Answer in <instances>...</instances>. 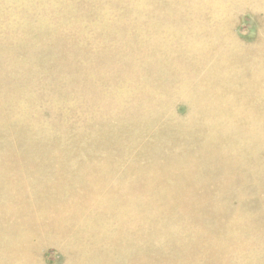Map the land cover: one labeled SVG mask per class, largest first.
I'll use <instances>...</instances> for the list:
<instances>
[{
    "label": "rangeland",
    "instance_id": "1",
    "mask_svg": "<svg viewBox=\"0 0 264 264\" xmlns=\"http://www.w3.org/2000/svg\"><path fill=\"white\" fill-rule=\"evenodd\" d=\"M56 1V2H55ZM197 1H199V0H0V25H1V27H2V29H4L5 30V34L4 35H2L1 37H0V42H3L2 44H1V51L2 52H0V61H2L3 60V62L1 63L0 62V71L2 70V72H0V117H1V115H2V117L3 118H0V127H1V133H5V134H1L0 133V136L1 137H3V140H1L0 139V162L3 164L4 163V165H1V163H0V167H2L3 168V171L2 170H0L1 171V175H0V178H2V177H4V179H5V181H4V179H2V181H1V179H0V187L1 188H3L4 187V190L2 189L1 190V188H0V231H2V232H4V231H10L11 229L10 228H12V229H14V228H16V225H18L19 224V222L21 221V224L22 225H25V224H27L28 222L26 221V215L27 214H33L34 216H35V220L36 221H39V222H41V223H43V224H45V223H47V222H49V221H51V220H48L46 217H47V214H49V215H52V216H55L56 215V211H55V209L54 208H52L51 206H52V204H54V203H58V205L61 207V208H66V204H69L70 203V200L71 199H73V196H71V195H85V194H87L88 193V190L89 189H91V188H96L97 190H98V192L96 193V197H97V194H98V196L99 195H101V196H99L100 198H102L103 197V199H104V197L106 198V197H108V196H110V198L111 197H113L114 196V194L117 192L116 190H118V191H120L121 190V192L124 190V193H123V196H124V199L123 198H121V197H123L122 195H121V192H117L118 194H117V196H121L120 198H118L116 195L114 196L115 198H116V200H117V202H115L114 201V211H115V209H116V214L117 215H119V216H116V214H114V216L115 217H118V218H115L114 217V221H115V223H120L119 221V218L121 219V217L123 216V215H129L128 217H130L131 218V220L133 219V221H132V223L134 222V221H136V220H138L140 223V225L138 226L137 225V227L135 226V227H133V229L131 228V230H126V227H122V226H120V224H116V226H114L115 225V223H113V221H111V222H109V220L110 219H108V221H106V222H100L101 223V225H100V223H97V227L99 228H95L92 232H93V234L94 233H97V234H94V235H98L99 237L101 236V237H105V235L107 236V233H108V235L110 236L112 233H111V231L112 232H115V234H114V248L115 249H118V248H120L121 246H126V245H133L132 247H130V248H132L130 251H129V247H128V250L127 251H129L128 253H130L129 255H128V253H126L127 251L126 250H124V249H127V248H120L121 249V251L122 252H120V254H118V253H115V255L117 256L116 258H115V256H113L115 259H116V262H115V259L112 257V258H110L108 255V257H101V256H103L104 254L106 255V249H107V251H108V249L111 247V245H110V247L108 248V247H103L104 249L102 250L103 252H100V253H98L99 255H97V256H95V257H92V259H94V258H96V257H98V259H95L96 261H94V260H91V258H87L88 260H89V263H87V264H92V263H90V262H92L93 261V264H100V263H98L99 261H101V264L103 263V262H105V263H103V264H124V262H125V264H130L129 262H131V264H141V262H140V260H139V258L140 257H142V258H145L143 261H147V262H149V260L152 262V264L154 263V264H159L157 261H160L161 263H166V264H181L182 262H184V263H182V264H193V262L195 263V264H198V263H196L197 262V259H198V262H200L201 260H202V264H204L203 263V259H204V262H205V264H206V257L203 255V254H196V255H191V252L188 250V249H186V253L184 252L185 251V248H183L182 247V249H181V245L184 243V242H182V241H184V240H186V241H189V242H191L192 240H193V238L195 237V234L196 233H198L199 231H202L203 230V232L204 231H208L209 230V232H211L212 234L214 233L213 232V230L215 231V233H214V235H213V237H214V239H216V238H218L217 240H220V241H223L224 239H227V242H228V244H229V242L231 241L232 243H235L237 246L240 244V246L243 248L245 245L244 244H248V242L249 243H252V242H254V240L255 239H253V237H254V235H258L259 233H260V235H261V237L259 236H257L258 238H259V240H258V238H256V237H254V238H256V240H258V241H256V243H253V245L252 244H246V246H245V248H243L244 250H238V252L236 253V252H234V251H236L237 249V247L236 246H234V245H232V246H230V247H227L226 249H224L223 251H224V253H223V255H224V258H227L228 260L233 256V255H231L230 256V258H229V255H230V250H231V248H232V251H231V254H232V252L235 254V256H233V258H234V260H235V258H237L236 259V262H235V264H253V262L252 261H254V263L255 264H260V263H262V261H264V260H262V259H264V254H263V252H264V246L262 245V244H264V241L262 242V239H260V238H262V234H263V232H264V230H263V222H264V219H262V218H264V212H262V213H260L261 212V209L263 210V208L264 207H262L263 205H264V202L263 203H261L262 201H264V192L263 191H261V190H264V186H262V183H263V185H264V180H263V176H264V165H263V161H264V152L261 154L259 151H262V149H263V151H264V127H263V130L262 129H259V125H263L264 126V110H262L263 108H264V0H201V1H199L198 3H196ZM205 1L207 2L206 4H207V6H205L206 4H205ZM215 1V2H214ZM234 1V2H233ZM236 1H237V3H236ZM14 2V3H13ZM46 2V3H45ZM193 2H195V5L193 4ZM200 2H203V3H200ZM211 2H213V4H211ZM13 3V4H12ZM35 3V4H34ZM38 3V4H37ZM48 3V4H47ZM209 3L211 4V5H213L214 7H212V6H210L209 5ZM236 3V4H235ZM199 4V6H197ZM216 6H215V5ZM25 5H27V6H25ZM202 5V6H201ZM232 5V6H231ZM10 6V7H9ZM83 6V7H82ZM36 7V8H35ZM64 7H65V9H64ZM86 7H88V8H86ZM197 7V8H196ZM200 7V8H199ZM202 7H203V9H202ZM212 7V8H211ZM11 8V9H10ZM22 8V9H21ZM32 8H34V10L32 9ZM42 8V9H41ZM46 8V9H45ZM61 8V9H60ZM211 8V9H210ZM31 9V10H30ZM45 9V10H44ZM81 9H83V10H81ZM214 11H213V10ZM215 9H217V10H215ZM86 11L87 10V12H88V14H89V17L88 18H86V19H82L81 18V20L80 19H78V18H76L75 17V15L80 11ZM89 11H91V12H89ZM26 12V13H25ZM45 12V13H44ZM29 13V14H28ZM30 15H31V19H29V17H30ZM2 16V17H1ZM26 16H27V19H26ZM36 16V17H35ZM70 17V18H69ZM95 17V18H94ZM3 18V19H2ZM7 18V19H6ZM37 18V19H36ZM40 18H42L41 20H40ZM53 18H54V20H53ZM158 18V19H157ZM90 19H91V21H90ZM66 21V22H64V21ZM101 20V21H100ZM193 20V21H192ZM87 21H89V22H87ZM137 21V22H136ZM167 21H168V23H167ZM26 22V23H25ZM55 22V23H54ZM195 22V23H194ZM24 23V24H23ZM54 23V24H53ZM126 23V24H125ZM128 23H130V24H128ZM133 23H135L134 25H133ZM31 24V25H30ZM52 26H51V25ZM125 24V25H124ZM196 24V25H195ZM76 25V26H75ZM124 25V26H123ZM73 26V27H72ZM85 26V27H84ZM90 26V27H89ZM128 27L129 29H124V30H120V27L122 28V27ZM136 26H138V28L139 29H137L136 28ZM19 27V28H18ZM48 27V28H47ZM59 29H58V28ZM71 27V28H70ZM80 27V28H79ZM83 27V28H82ZM184 27V28H183ZM26 30H25V29ZM67 28V29H66ZM72 28H74V29H76V30H72ZM135 28V29H134ZM66 29V30H65ZM69 29V30H68ZM77 29H78V31H77ZM89 29L91 30V31H89ZM153 29V30H152ZM185 29V30H184ZM58 30V31H57ZM68 30V31H67ZM134 30V31H133ZM139 30H140V32H139ZM22 31V32H21ZM55 31H57V32H55ZM73 31V32H72ZM98 31V32H97ZM154 31V32H153ZM21 32V33H20ZM24 32V33H23ZM46 32V33H45ZM7 33V34H6ZM61 33V34H60ZM90 33H92V34H90ZM130 33H132L133 34V36H135V39L137 40H135L134 38H133V36L131 37V35L132 34H130ZM140 33H141V35H140ZM163 34V36H165L164 38L165 39H163V44L164 45H169V47H166L165 49H163V50H161V53H163V54H165V55H163L162 57H160V59L161 60H163L164 61V63L162 64V67L164 68L163 70L165 71L164 72V74L166 75V77H164V83H165V81L167 80L168 82H176L177 81V79H178V81H181L180 79H184L185 77L187 78V77H189L188 75H190V77H189V79H186L184 82L182 81L181 82V84H175V83H173L174 84V86L170 83L169 85L167 84L168 82L166 81V84H164V86L163 85H153V86H151L150 84H149V80H150V78L152 77V71H154V70H152V68H151V71H150V73H149V70H150V67H152L154 64H150V62L152 61V62H155V60H153V58H150V54L152 53H150L149 54V52L147 51V54H146V51L144 50V49H142L141 50V48H144V47H146V46H144V44L145 43H152V41H156L155 40V36H156V34H157V36H159V34ZM15 34H16V36H15ZM24 34V35H23ZM49 34V35H48ZM82 34V35H81ZM98 34H100L99 35V39L97 40V38L98 37H96ZM102 34V35H101ZM130 36V38H128L129 36ZM147 34V35H146ZM20 35V36H19ZM30 35V36H29ZM46 35H47V37H46ZM55 35V36H54ZM84 35V36H83ZM137 35V36H136ZM27 36V37H26ZM95 36V37H94ZM14 37V38H13ZM17 37V38H16ZM114 37V38H113ZM125 37L127 38V39H125ZM149 37V38H148ZM168 37V38H167ZM8 38V39H7ZM11 38H13L12 40H10ZM39 38V39H38ZM83 38V39H82ZM92 38V39H91ZM94 38H96V40L94 39ZM100 38H101V40H100ZM103 38V39H102ZM110 38H112V39H110ZM134 40H133V39ZM16 39V40H15ZM58 39V40H57ZM65 39H66V41H72L71 43L70 42H68V44H67V42L65 41ZM84 39H88V42H89V44H90V48L92 49H102V45H103V49L105 48V50L106 49H108L107 47H110L107 51L108 52H111V53H113L114 52V48L115 47H117V45L119 44V43H121V45L123 44L124 45V43H126L125 45L127 46L126 48H125V45L123 46L124 48H122V51H123V49H124V52H122V53H120V55H119V59L121 60H119L120 62L118 63V64H120L121 65V67H120V73H122L123 75H125L124 74V72H128V76H129V78H128V80L127 81H129V82H133V81H136L137 83H138V86L136 87V86H131V88H128L129 89V91H127V90H125V88H123V87H121L120 88V86H116V84H114V85H110V86H107L106 88H105V86H104V84L103 83H101V89L100 90H102V91H98L97 92V94H93V95H95L97 98H99V99H96L95 100V96H93V95H91L92 94V92L93 91H91L90 93H89V95L87 94V92H84V93H78V92H76L77 91V87L78 86H80V85H82V83L81 84H75V85H77V87L73 84V82L75 83V81H76V78H78L79 79V76L81 77L82 75H78V71H77V69L76 68H74V67H72V68H70L71 67V64L72 65H76V66H81L80 68H82V67H84V66H88L89 64H90V60L88 59V57L87 56H83V58H82V56H80L83 60H87L86 61V63L88 64H86L83 60H81V58H79V55L77 56L76 55V53L75 52H73V54H71L72 53V46H74V48L76 47H81V46H83V45H81L82 43L84 44ZM121 39L122 40H125V42L124 43H122L123 41H121ZM130 39V40H129ZM145 39V40H144ZM200 39V40H199ZM6 40H8V42L6 41ZM14 40V41H13ZM38 40H40V41H38ZM75 42H74V41ZM80 40H81V42H80ZM92 40V41H91ZM107 40V41H106ZM110 40H112V43H110L109 41ZM117 40V41H116ZM120 40V41H119ZM126 40H128V41H126ZM132 40H133V42H132ZM139 40V41H138ZM150 40H151V42H150ZM168 42H167V41ZM12 41H13V43L14 42H16L15 44H13L12 43ZM43 41V42H42ZM98 41V42H97ZM101 41L103 42V43H105V45H106V47H105V45L102 43L101 44ZM129 41H130V43H129ZM135 41V42H134ZM143 41H144V43H143ZM145 41H148V42H145ZM204 41H205V43H204ZM8 43V46H7V43ZM52 42V43H51ZM55 42V43H54ZM63 42V43H62ZM93 42H94V44H93ZM132 42V43H131ZM167 42V43H166ZM4 43H6V45L4 44ZM13 45H12V44ZM71 45H70V44ZM73 43V44H72ZM75 43H77V44H75ZM107 43H109V44H107ZM114 43H117V44H114ZM134 43V44H133ZM135 43H138L139 44V46H138V44H136L135 45ZM203 44L204 43V45H206V48H203L202 49V51H203V54H205V55H207L208 57H210V59L212 60V61H203V59L202 60H200L199 61V63H198V60H197V58H196V56L198 55V53H200V52H198V51H196L195 50V46H197L198 44ZM4 44V45H3ZM33 44V45H32ZM98 44H100V45H98ZM112 44H114V45H112ZM128 44H130V45H128ZM37 45V46H36ZM39 45V46H38ZM66 45H68V46H66ZM77 45V46H76ZM81 45V46H80ZM95 45H98V48H97V46H95ZM108 45V46H107ZM116 45V46H115ZM135 45V46H134ZM142 45V46H141ZM12 46V47H11ZM101 46V47H100ZM115 46V47H114ZM131 47V48H128V47ZM133 46H134V50H135V52H134V50L132 51V49H133ZM144 46V47H143ZM171 46V47H170ZM42 48V50H41V48ZM112 47H114L113 49H111ZM136 47H138V48H136ZM27 48V49H26ZM76 48H75V50H76ZM177 48V49H176ZM23 49V50H22ZM29 49V50H28ZM59 49V50H58ZM70 49V50H69ZM168 49L170 50L171 49V51H168ZM176 49V50H175ZM183 49V50H182ZM25 50V51H24ZM27 50V51H26ZM52 50H56V52H55V55H54V52L52 51ZM68 50V52L65 54V51H67ZM137 50H139L138 52H137ZM144 50V51H143ZM164 50H166L165 51V53H164ZM35 51V52H34ZM61 51V52H60ZM163 51V52H162ZM21 52V53H20ZM23 52V53H22ZM38 52H40V53H38ZM59 52V53H58ZM136 52H137V57H136ZM145 52V53H144ZM167 52H168V54H167ZM171 52V53H170ZM198 52V53H197ZM231 52V53H230ZM17 55H16V54ZM56 53H58L57 55H56ZM130 53V54H129ZM131 53H135L134 55H131ZM209 53H211V54H209ZM219 53V54H218ZM224 53H225V55H227L228 54V56L230 55V57H226V56H224ZM4 54V55H3ZM19 54V55H18ZM21 54V55H20ZM68 54H69V56H68ZM124 54H127V55H129V56H134V58H132V59H130L129 61L131 62H127V60L129 59V56H126V55H124ZM142 54H144V56L142 55ZM232 54V55H231ZM2 55V56H1ZM24 55V56H23ZM51 55V56H50ZM59 55V56H58ZM64 55V56H63ZM73 55H74V57H73ZM142 55V56H141ZM147 55V56H146ZM12 56H15V57H13V58H11ZM22 56V57H21ZM27 56H28V59H27ZM32 58H31V57ZM34 56H35V58H34ZM69 58H68V57ZM71 56V57H70ZM127 58H126V57ZM141 58V59H144V61L143 60H141L139 57ZM166 56H168V57H166ZM149 59H148V58ZM166 59H165V58ZM10 58L12 59V60H10ZM34 58V59H33ZM38 58V59H37ZM63 58H64V60L65 59H67V61L66 62H68L69 61V59L72 61V63H71V61H69L67 64H66V62L65 63H61V61H63ZM76 58L78 59L79 58V60L78 61H76ZM85 58H87V59H85ZM123 58H125V60L123 59ZM223 58H225V59H223ZM61 61H60V60ZM74 59V60H73ZM138 60V61H136V60ZM146 59H148V60H146ZM155 59V58H154ZM223 59V60H222ZM227 59H230L229 60V62H231V66H232V69H233V71H232V69H231V67H229V66H227L228 64H230L229 62L228 63H225L226 61H228ZM6 60V61H5ZM10 60V61H9ZM20 60H21V63H20ZM27 60V61H26ZM113 60H114V55H113ZM135 60V61H134ZM14 61V62H13ZM18 61V62H17ZM37 61V62H36ZM75 61H76V64H75ZM122 61H124V62H126L125 64L122 62ZM132 61L134 62V63H132ZM215 61V62H214ZM216 61H220L219 63L218 62H216ZM234 61V63L232 64V62ZM236 61V62H235ZM4 62H6L8 65H9V70H8V65H6V63L4 64ZM16 62V63H15ZM34 62V63H33ZM35 62H36V64H35ZM79 64H78V63ZM136 62V63H135ZM139 62H140V64H139ZM143 62V63H142ZM147 62H149V63H147ZM212 62H214V63H212ZM238 62H239V64H238ZM241 62V63H240ZM250 62H251V64H250ZM74 63V64H73ZM128 63V64H127ZM130 63V64H129ZM141 63H142V65H141ZM145 63V64H144ZM194 63V64H193ZM210 63H211V65H210ZM218 63V64H217ZM221 63V64H220ZM226 65H225V64ZM245 64L244 66L245 67H243V69H242V67H241V64ZM1 64L3 65V66H1ZM13 64H15V66L13 65ZM22 65V66H20V65ZM28 64L30 65V66H28ZM33 65V67H31L32 65ZM40 64H42L41 66H40ZM65 64H66V66H67V69L65 68L66 66H65ZM85 64V65H84ZM133 66H132V65ZM144 64V65H143ZM149 64V65H148ZM165 64V65H164ZM217 64V65H216ZM224 64V65H223ZM238 64V67L236 66V68H234L235 66L234 65H237ZM14 67H12V66ZM19 65V66H18ZM25 65H27V66H25ZM64 65V66H63ZM125 65V67H124V69H123V66ZM130 65V67L132 66L133 67V69H131L130 67H128ZM171 65H172V67H171ZM208 65H210V66H208ZM219 65V66H218ZM220 65H222V66H220ZM249 67H248V66ZM250 65H251V68H250ZM70 66V67H69ZM136 66H138V67H136ZM140 66V67H139ZM143 66H145L144 68H142V71L140 70L141 69V67H143ZM213 66H215V67H213ZM218 66V68H216ZM225 66H227L226 68H225ZM243 66V65H242ZM6 67V68H5ZM16 67V68H15ZM18 67V68H17ZM26 67V68H25ZM130 68V69H127L126 70V68ZM135 67V68H134ZM165 67H166V69H165ZM207 67H208V69L210 70H207ZM229 67V68H228ZM239 67H240V69H239ZM247 67V68H246ZM4 68V69H3ZM21 68V69H20ZM29 68V69H28ZM137 68H138V70H137ZM170 68V69H169ZM211 68V69H210ZM216 68V69H215ZM220 68V69H219ZM225 70H224V69ZM5 69L8 71V73H4V72H6L5 71ZM16 70L17 69V71H14L15 72V74H14V72H13V70ZM18 69H20V71H23V74L18 70ZM30 69H32V70H30ZM67 70V72H65L66 70ZM69 69V70H68ZM71 69H74V72H73V70H71ZM175 69V70H174ZM177 69H178V71H177ZM183 69V70H182ZM214 69V70H213ZM221 69H222V71H221ZM234 69H236V70H234ZM239 69V70H238ZM4 70V71H3ZM12 70V71H11ZM77 72H76V71ZM113 70V69H112ZM111 69H109V71H112ZM129 70H131L130 72H132V74H130V72H129ZM144 70V71H143ZM213 70V71H212ZM219 70V71H218ZM244 70H247V71H249L250 70V72H248V74L247 73H245L246 71H244ZM254 70H256V71H254ZM258 70V71H257ZM11 72V77H10V72ZM68 71L70 72V74L71 75H69V77L71 76L72 77V79L71 78H69L68 77ZM107 71V70H106ZM109 71H107L108 72V74H110V72ZM136 71V72H135ZM138 71V72H137ZM148 72V73H146L147 75H145V73L144 72ZM168 71V72H167ZM206 71H208V72H206ZM224 71V72H223ZM240 72V74H236V73H238V72ZM251 71H254L255 72V74L256 73H259V75L260 74H262L261 76H260V78H258V82L260 83V84H262L261 86H260V84L259 83H257L253 88H248V81H250V78L252 77L251 75H252V72ZM76 72V73H75ZM135 72V73H134ZM166 72H167V74H166ZM210 72V73H209ZM232 72V73H231ZM3 75H2V74ZM16 73H17V75H16ZM86 74H87V76L84 74L83 76H86V77H83V78H87V79H84V81L82 80L83 78H81V80L79 81V82H88V81H97L98 79L96 78V76L95 75H93L92 74V72L90 71V73H89V71H87V72H85ZM112 74H114V72L112 71L111 72ZM143 73V74H142ZM205 73V74H204ZM216 73H219V74H221L220 76H218V78H217V75H216ZM241 73H243L242 75H241ZM12 74H14V75H12ZM21 74V77L19 76V75ZM135 74H136V77H134L135 76ZM150 74V75H149ZM171 74V75H170ZM203 74V75H202ZM211 74V75H210ZM222 74H224V77H223V75ZM66 75V77H68L66 80H65V78L63 79V77ZM76 76V75H78V76H76V78L74 77V76ZM142 75H144V76H142ZM172 75H176L175 77H174V79H172L171 78V76ZM200 75H202V77L200 76ZM204 75H206V77L204 76ZM210 75V76H209ZM215 77H214V76ZM226 75V76H225ZM227 75H229V79H228V76ZM2 76V77H1ZM3 76H5V78H6V76H9V78H11V79H9L8 77L5 79ZM16 76H18V77H16ZM24 76H25V78H24ZM130 76H131V79H130ZM139 76V77H138ZM141 76V77H140ZM169 76V77H168ZM193 76H194V81L193 80H191V79H193ZM213 76V77H212ZM234 76V77H233ZM23 77V78H22ZM40 77V78H39ZM94 77L96 78V79H94ZM97 77L99 78V76L97 75ZM134 77V78H133ZM149 77V78H148ZM182 77V78H181ZM232 77V78H231ZM3 78L5 79V80H3ZM19 78V79H18ZM25 81V82H27V84H23V83H25L22 79ZM63 80H62V79ZM133 78V79H132ZM170 78V79H169ZM198 79V81H196L197 79ZM201 78V79H200ZM203 78V79H202ZM206 78V79H205ZM71 81H70V80ZM90 79V80H89ZM138 79H140V80H138ZM149 79V80H148ZM209 79H210V82H209ZM213 81H212V80ZM226 79V80H225ZM231 79V80H230ZM18 81V83H15V82H17ZM70 82H69V81ZM72 80H75V81H72ZM173 80V81H172ZM191 80V81H190ZM204 80V81H203ZM208 80V81H207ZM230 80V81H229ZM263 80V81H262ZM3 83H2V82ZM21 81L23 82V83H21ZM63 81V82H62ZM68 81V82H67ZM177 81V82H178ZM246 81V82H245ZM9 82V83H8ZM20 82V83H19ZM78 82V81H77ZM141 82V83H140ZM186 82H187V84L189 85H186ZM198 82V83H197ZM201 82V83H200ZM223 82H225L224 84H223ZM227 82V83H226ZM231 82V83H230ZM240 82V83H239ZM242 82V83H241ZM244 82V83H243ZM262 82V83H261ZM13 83H15L16 84V86L17 87H19V85H21L20 86V88H17ZM70 83H72L71 85H69ZM130 84V83H129ZM203 84V85H202ZM222 84H223V86H222ZM230 84H232V86L230 85ZM241 84V85H240ZM259 84V85H258ZM10 85V86H9ZM23 85H25V87L23 86ZM145 85V86H144ZM171 85V86H170ZM175 85L178 87L179 85L181 86V88L179 89V90H177V87H175ZM225 85V86H224ZM26 86H28L29 87V89L27 90L26 88H28V87H26ZM112 86V87H111ZM160 86H162V87H160ZM165 86H166V88L168 89V87L167 86H169V92H168V94L166 93V91H164V89H166L165 88ZM197 86V87H196ZM238 86V87H237ZM257 86V87H256ZM258 86H260V87H258ZM13 89H12V88ZM17 89H15V88ZM21 87H24L26 90L24 91V88H21ZM72 87H74V89L72 88ZM150 87H151V89H150ZM171 87V88H170ZM173 87V88H172ZM189 87V88H188ZM194 87V88H193ZM258 89V91L257 90H253V89H256V88ZM139 88H141V89H139ZM156 88V89H155ZM176 88V89H175ZM185 88V89H184ZM200 88V89H199ZM260 88V89H259ZM2 89V90H1ZM12 89V90H11ZM16 90V92H21V94L19 93V97H18V94L17 93H12V91L13 92H15V90ZM33 91H31V90ZM105 89V90H104ZM107 89V90H106ZM146 89V90H145ZM156 91H155V90ZM157 89L159 90V91H157ZM188 89V90H187ZM248 89V90H247ZM18 90H21V91H18ZM109 90V91H108ZM186 90V91H185ZM191 90V91H190ZM208 90V91H207ZM237 90V91H236ZM260 90V91H259ZM9 91V92H8ZM11 91V92H10ZM22 91H23V94H22ZM26 91H28V93L30 94L31 92V94H30V96L28 95V93H26ZM75 93H74V92ZM108 91V92H107ZM115 91V92H114ZM148 91V93H146ZM214 91V92H213ZM159 92H160V94H159ZM249 92H251L250 94H249ZM25 93H26V95H25ZM67 93V94H66ZM86 93V94H85ZM94 93V92H93ZM100 93H101V96H100ZM108 93V94H107ZM112 93V94H111ZM139 93V94H138ZM144 93H146L147 95H145V97H144ZM164 93V94H163ZM11 94H14V95H11ZM79 94V95H78ZM85 94V95H84ZM103 94V95H102ZM121 94H123L124 96L125 95H129V98H119V96L121 95ZM141 94H143V95H141ZM148 94H150V97L152 98H149L148 99V97H149V95ZM167 94V95H166ZM184 94H186V95H184ZM21 95H23V97L21 96ZM46 95V96H45ZM84 95V96H83ZM86 95H88V96H90V97H87ZM105 95V96H104ZM141 95V96H140ZM235 95V96H234ZM250 95V96H249ZM254 95V96H253ZM257 95V96H256ZM11 96V97H10ZM21 96V97H20ZM79 96V97H78ZM82 96V97H81ZM91 96L93 97V98H91ZM99 96V97H98ZM106 96L108 97L107 99H106ZM130 96L132 97V96H138V98L136 99V97H135V101L136 102H134V100L133 99H131L130 98ZM155 96V97H154ZM241 96V97H240ZM243 96V97H242ZM261 96V97H260ZM58 99H57V98ZM77 97V98H76ZM87 97V98H86ZM144 97V98H143ZM13 98V99H12ZM23 98V99H22ZM30 100H29V99ZM54 98V99H53ZM63 98V99H62ZM92 100H91V99ZM111 98V99H110ZM143 100H142V99ZM155 98V99H154ZM239 98V99H238ZM250 98V99H249ZM253 98H255V99H253ZM21 99H22V102H21ZM27 99H28V102H27ZM52 99V101H49V100H51ZM56 99V100H55ZM65 99V100H64ZM78 99H80V100H78ZM131 99V100H130ZM81 100H84V101H81ZM107 100H109V101H111L112 103L110 104V105H108V106H103L104 104L103 103H101L102 101H104V102H106ZM113 100V101H112ZM133 100V102H131ZM157 100V101H156ZM243 100V101H242ZM258 100V101H257ZM10 101V102H9ZM19 101V102H18ZM26 101V102H25ZM48 101V102H47ZM57 101V102H56ZM66 101V102H65ZM91 101H94V103L95 104H91L92 102ZM125 101V102H124ZM138 101H140V102H138ZM203 101V102H202ZM255 101L257 102V103H255ZM4 102H6L5 104H4ZM8 102L10 103V104H8ZM22 104H21V103ZM42 102H43V104H42ZM47 102V103H46ZM49 102H51L52 104H49ZM61 102V103H60ZM65 103V104H63V103ZM69 102V103H68ZM83 102V103H82ZM100 102V104H98ZM123 102V103H122ZM127 102V103H126ZM3 103V104H2ZM27 103V104H26ZM59 103V104H58ZM86 105H85V104ZM122 103V104H121ZM132 103V104H131ZM133 103H135V104H133ZM143 103H145V104H143ZM149 103H151V104H149ZM154 103H155V105H154ZM205 103V104H204ZM238 105H237V104ZM253 103H254V105H253ZM25 104V105H24ZM41 104V105H40ZM45 104V105H44ZM60 104H63V105H60ZM70 104H72V105H70ZM87 104H88V106H90L91 108H93V111L91 110V108L90 107H87ZM103 104V105H102ZM249 104V105H248ZM3 105H7V106H3ZM38 105H40V106H43L44 107V109L43 108H41L40 106H38ZM46 105L48 106L47 108L49 109H47L46 108ZM80 106V108H79V106ZM83 105V106H82ZM93 105V106H92ZM96 105V106H95ZM123 105H124V107H123ZM128 105L130 106V107H128ZM147 105V106H146ZM149 105V106H148ZM153 105V106H152ZM203 105V106H202ZM209 105V106H208ZM236 105V106H235ZM257 105V106H256ZM9 106V107H8ZM37 106V107H36ZM55 106V108H53ZM59 106H61V108L59 107ZM75 106H77V108H79V111L78 110H74L75 109ZM85 106V107H84ZM97 106H99V107H97ZM132 106H133V108H132ZM138 106V107H137ZM146 106V107H145ZM11 107V108H10ZM15 107V108H14ZM29 107V108H28ZM39 107V108H38ZM57 107H59V108H57ZM65 107H67L66 109H64ZM71 109H73L72 111L70 110V108ZM84 107V108H83ZM104 107H106V108H104ZM113 107V108H112ZM126 107V108H125ZM206 107V108H205ZM263 107V108H262ZM8 108L9 109H13L15 112H13V111H11V110H8ZM18 108H19V110H18ZM41 108V109H40ZM69 108V109H68ZM86 108V109H85ZM98 110H97V109ZM102 108H104V110L102 109ZM109 108V109H108ZM144 108V109H143ZM147 108L149 109V110H147ZM204 108V109H203ZM33 109V110H32ZM47 109V110H46ZM51 109V110H50ZM59 109H60V111H59ZM80 109H82V110H80ZM87 110V111H85V110ZM96 109V110H95ZM99 109H101V110H99ZM113 109V110H112ZM117 109V110H116ZM119 109V110H118ZM120 109H121V111L122 112H119L120 111ZM125 109H127L125 112H124V110ZM246 109V110H245ZM257 110V112L255 111V110ZM40 110H42V113L40 112ZM52 110H53V112L55 111L56 112V114H54L53 112H52ZM58 110V111H57ZM71 111V113H70V111ZM89 110H90V113H89ZM102 110H103V112H102ZM106 110H110V111H106ZM234 110V111H233ZM251 110H254V111H251ZM8 111V112H7ZM17 111V112H16ZM28 111H30L32 114H35V115H33V116H35V117H33V116H31L30 115V112H28ZM76 111V112H75ZM81 111L82 112H84V113H81ZM100 112V113H98V112ZM105 111H106V113H105ZM111 111H113L112 113H111ZM115 111V112H114ZM118 111V112H117ZM131 111V112H130ZM147 111V112H146ZM258 111H260V112H258ZM263 111V112H262ZM2 112V113H1ZM24 112V113H23ZM36 112V113H35ZM37 112H39L38 114V116H37ZM57 112L59 113V112H62V114L60 113L59 115H57ZM64 112V113H63ZM87 112V113H86ZM144 112V113H143ZM251 112H253V115H252V113L250 114ZM8 113H10V114H8ZM13 113V114H12ZM15 113H17V114H15ZM19 113L21 114V115H19ZM50 113H51V115H50ZM52 113L54 114L53 116V118H52ZM76 113V115L78 116H75L76 118H78V119H76L77 121H75V122H73V120H72V114H73V119H75L74 118V114ZM81 113V114H80ZM89 113V114H88ZM95 113V114H94ZM99 115H98V114ZM102 113V114H101ZM104 113V114H103ZM110 113V114H109ZM116 114V113H118V114H120V115H118V114H116V115H118V116H115L114 114ZM126 113V115H122V114H125ZM141 113V114H140ZM64 114V115H63ZM106 114V115H105ZM197 114V115H196ZM243 116V117H241V115ZM250 114V115H249ZM7 115V116H6ZM18 115V116H17ZM28 115H30V116H28ZM45 116L46 118L45 119H43L44 117L43 116ZM50 115V116H49ZM55 115H57L56 117H55ZM63 115V116H62ZM81 115H84V116H86L87 115V117H82V119L84 118V120H81ZM89 115V116H88ZM94 115H96V116H94ZM100 115H101V117H100ZM112 115V116H114L113 118H112V116L110 117V116ZM140 115V116H139ZM145 115V116H144ZM216 115V116H215ZM27 118V119H24L25 117ZM41 116H42V120H43V122H42V120H41ZM68 116L69 118L71 117V120H69V119H67L66 117ZM90 116H91V118H90ZM105 116H107V118L108 119H111L112 118V120H109L110 122H108V119H106V117ZM156 118H154V117ZM14 117H16V118H14ZM32 117L34 118V120L32 121ZM39 117V118H38ZM61 119H60V118ZM103 117V118H102ZM152 117H153V119H152ZM213 117V118H212ZM241 119H240V118ZM257 117V118H256ZM15 120V124H13V120ZM49 118L52 120V119H55L54 121L52 120V121H49ZM58 118L61 120V122H60V120L58 121ZM67 119V121H66V119ZM95 118V119H94ZM97 118H98V120H97ZM116 118V119H115ZM6 121H5V120ZM19 119V120H18ZM65 119V120H64ZM89 121H88V120ZM134 119V120H133ZM10 120H12V123L11 124H9L11 121ZM37 120H40V122L41 123H38L39 121H37ZM79 120H80V122H79ZM86 120L88 121V122H86ZM103 120H104V122H103ZM209 120H211V121H209ZM250 120V121H249ZM255 120V121H254ZM260 120V122H258ZM4 121L6 122V123H4ZM27 121V122H26ZM35 121V122H34ZM49 121V122H48ZM65 121H66V123H68L69 121H72V122H69V124H66L65 123ZM82 121V122H81ZM118 121V122H117ZM4 124H3V123ZM26 122V123H25ZM47 122V123H46ZM60 122V123H59ZM62 122H63V124H62ZM86 123V126L88 127H86L85 126V123ZM139 122V123H138ZM251 122V123H250ZM253 122V123H252ZM255 122V123H254ZM32 123V124H31ZM49 123V124H48ZM51 123L53 124L52 126H51ZM56 123H58V125H59V127H58V125H56ZM73 125H72V124ZM77 123V124H76ZM81 123H83V125L81 124ZM89 123V124H88ZM92 123V124H91ZM106 125H105V124ZM118 123V124H117ZM207 123V124H206ZM214 123V124H213ZM5 124H7V125H5ZM12 124H13V126H12ZM20 124H22V125H20ZM24 124V125H23ZM25 124H27L28 126H26ZM34 124H37V125H35L34 126V128H33V125ZM55 124V125H54ZM62 124V125H61ZM65 124H66V126H65ZM75 124V125H74ZM80 124V125H79ZM91 124V125H90ZM124 124V125H123ZM166 124V125H165ZM182 124V125H181ZM193 124V125H192ZM255 124V125H254ZM6 126V128H5V126ZM18 125V126H17ZM38 125H39V127H38ZM41 125H43V126H41ZM69 125V126H68ZM72 125V126H71ZM76 125H78V126H76ZM90 127H89V126ZM118 125V126H117ZM122 125V126H121ZM148 125V126H147ZM169 127H168V126ZM252 126L253 125V129H250L249 127L250 126ZM16 126V127H15ZM62 126V127H61ZM63 126H65L64 128L65 129H63ZM67 126L69 127V128H67ZM72 128H71V127ZM75 126V127H74ZM85 126V127H84ZM120 126V127H119ZM163 126V127H162ZM167 126V128H165ZM183 126V127H182ZM223 126V127H222ZM248 126V127H247ZM10 127H12V128H10ZM21 127V131L19 130L18 131V129ZM24 127H25V130H23L24 129ZM42 127H45V129L44 128H42ZM56 127H58V128H56ZM77 127V128H76ZM98 127H99V131H98ZM104 127V128H103ZM106 127V128H105ZM159 127V129H158V131H157V128ZM161 127H162V129H161ZM171 127H173L172 129H171ZM237 127V128H236ZM16 128H18L17 130H15V133H16V131L19 133V135H18V137H17V135L14 133V129H16ZM23 128V129H22ZM53 128H55V129H53ZM75 128V129H74ZM82 128V130L81 131H78V129L80 130ZM84 128H86V129H84ZM101 128V129H100ZM130 128H131V130H130ZM170 128V129H169ZM183 128V129H182ZM203 128H206V129H203ZM241 130H240V129ZM244 128H245V130H244ZM29 129V130H28ZM33 129V130H32ZM42 129V130H41ZM50 129H53L52 131L50 130V132H47V131H49ZM57 129V130H56ZM69 130V131H67V130ZM84 129V130H83ZM107 129V130H106ZM113 129H115V131L113 130ZM144 129H146V130H144ZM5 132H4V131ZM30 130H32L31 132L32 133H34V134H32L31 132H29ZM38 130H39V132H38ZM55 130V131H54ZM63 130V131H62ZM72 130H76L74 133L76 134H74V133H72L73 131ZM85 130H87L88 132H85ZM104 130V131H103ZM163 130H164V132H163ZM8 131V132H7ZM13 131V132H12ZM40 131H41V133H40ZM54 131V132H53ZM56 131H60L59 133L58 132H56ZM65 131V132H64ZM97 131H98V133H99V137H98V134H97ZM101 131H103V132H101ZM112 131H113V133L114 134H112ZM159 131H161V132H163L164 133V135H163V133H161L160 132V135H159V133H158V135H157V132H159ZM169 131V132H168ZM200 131V132H199ZM22 132L23 133H25V134H23L22 135ZM39 133V136H38V134H37V136L35 135L36 133ZM53 132V133H52ZM67 132H69L70 134H71V137H70V134L68 133L67 134ZM78 132H80L79 134H78ZM96 132V133H95ZM128 132V133H127ZM132 132V133H131ZM139 132V133H138ZM140 132H142V134H140ZM145 132V133H144ZM166 132V133H165ZM14 133V134H13ZM21 133V134H20ZM27 133V134H26ZM29 133L31 134L30 135V137L28 138V139H26L27 137V135H29ZM43 133H45V134H43ZM82 133V134H81ZM86 133V134H85ZM93 133V134H92ZM95 133V134H94ZM103 133V134H102ZM126 134L125 135V141H124V134ZM156 135H155V134ZM169 133V134H168ZM251 133V136L249 135ZM261 133V134H260ZM42 134V135H41ZM48 136H47V135ZM73 134V135H72ZM81 134V135H80ZM91 134L92 135H94V136H91ZM101 134V135H100ZM107 134H110V136L109 135H107ZM140 134V135H139ZM144 134H145V136H144ZM162 134V135H161ZM239 134H241V135H239ZM5 137H4V136ZM9 135V138L7 137ZM11 135V136H10ZM14 135V136H13ZM15 135H16V137H15ZM34 137H33V136ZM40 135H41V137H40ZM45 135V136H44ZM57 135H61L60 137H59V139L61 138H63L62 139V141L61 140H59L58 138H56L57 137ZM63 135H66L67 137H65V136H63ZM85 135V136H84ZM86 135H90V136H86ZM104 135H107V136H104ZM120 135V136H119ZM122 135V136H121ZM176 135V136H175ZM248 135H249V137H248ZM21 136V137H20ZM49 136H51V137H49ZM56 136V137H55ZM78 137V138H74V137ZM97 136V137H96ZM107 137L106 138V140H109V141H111V142H109L108 143V141L107 142H105V139L103 138V137ZM119 136V137H118ZM175 136V137H174ZM180 136V137H179ZM245 136V137H244ZM8 139H7V138ZM35 137H37V138H35ZM39 137H40V140H39ZM49 137V138H48ZM53 137H55V138H53ZM73 137V139H75L78 143H80V145H81V147H80V145L78 144H76L77 142L75 141V140H73L72 141V138ZM82 137H83V139H86V137H87V140H83L82 139ZM90 137V138H89ZM93 137V138H92ZM103 139H102V138ZM110 137V138H109ZM112 137V138H111ZM123 138V139H121V138ZM128 137V138H127ZM153 137V138H152ZM162 137V138H161ZM170 137V138H169ZM173 137V138H172ZM240 137V138H239ZM251 137H253V138H251ZM258 137V138H257ZM261 137V138H260ZM5 138V139H4ZM23 138V139H22ZM34 138V141L32 140ZM46 138H48V139H46ZM83 140V142L81 143V140ZM88 138L90 139V140H93L94 138H95V140H97V142L95 141V142H93V143H95V144H93L91 141H89L88 140ZM98 138V139H97ZM109 138V139H108ZM113 138H115L114 140H113ZM120 138V139H119ZM154 138H155V140H154ZM157 138H158V141H157ZM159 138H161V139H159ZM165 138H167V141H165L166 139ZM197 138V139H196ZM246 138V139H245ZM10 139V140H9ZM42 139H43V141H42ZM51 139V140H50ZM53 139H56V140H53ZM65 139H66V142H65ZM101 139H102V141H101ZM112 139V140H111ZM140 139V140H139ZM170 139V140H169ZM201 139V141H199ZM241 139H242V141H241ZM4 140H6V141H4ZM16 140V141H15ZM19 140V141H18ZM27 140H28V142H27ZM31 140V141H30ZM35 140H39V142L40 141H42V143H39V144H37L36 142L37 141H35ZM48 140V141H47ZM50 140V141H49ZM52 140L56 143H54V142H52ZM59 140V141H58ZM104 140V141H103ZM149 140V141H148ZM172 140V142H173V144L170 142ZM179 142H178V141ZM196 140H198L199 142H197ZM253 140V141H252ZM3 141V142H2ZM12 141V142H11ZM57 141H58V143H57ZM86 141L88 142L89 141V143H86ZM101 141V142H100ZM115 142V144H116V146H113L114 144V142ZM161 141H163V142H161ZM177 143H176V142ZM238 141H240V142H246V143H238ZM258 141V142H257ZM261 141V142H260ZM5 142V143H4ZM6 142H8V144H12V145H9L8 146V144H6ZM26 142L27 143H30L29 145L28 144H26ZM32 142H34V144L35 145H33V143ZM46 142V143H45ZM64 142V143H63ZM70 142L73 144L74 143V145H76L75 147H76V149H75V147H74V145H72L71 144V146L69 145L70 144ZM76 142V143H75ZM99 142V143H98ZM116 142H118V143H116ZM123 142V143H122ZM142 142H143V144H142ZM148 142H149V144H150V142H151V144H150V146H149V144H148ZM156 142V143H155ZM161 142V143H160ZM16 143H17V145H16ZM19 143H21V144H19ZM49 143H51L50 145H49V147H50V149H51V151H50V149L48 150V147H46V146H44V147H42L44 144L45 145H47L48 146V144ZM54 143V144H53ZM62 143V144H61ZM91 143V145H89ZM101 143H104L105 145L103 146V144L101 145L102 146V148H104L103 150H102V148L99 150V146H100V144ZM121 143H122V145H121ZM155 145H154V144ZM165 143V144H164ZM169 143H170V145H172L171 147H170V145H169ZM211 143V144H210ZM233 144V146H232V144ZM235 143V144H234ZM255 143H256V145H255ZM1 144H6L5 146L3 145H1ZM26 144V145H25ZM41 144V148H42V150H40V147H39V145ZM52 144H53V146H52ZM60 144L62 145V146H60ZM63 144H64V146H63ZM87 144V145H86ZM110 144V145H109ZM113 144V145H112ZM117 144H118V146H117ZM153 144V145H152ZM166 144H168L169 146V148L166 146ZM181 144V145H180ZM251 144V145H250ZM252 144H253V146H252ZM261 144H262V146H261ZM23 145V146H22ZM28 145V147L26 148V146ZM57 147H56V146ZM90 146V147H88V148H90V150L92 151H90L89 150V152L86 150V147L87 146ZM93 145L95 146V148L93 147ZM97 145V146H96ZM120 145H121V147H120ZM124 145V146H123ZM158 145L161 147V148H159L158 147ZM175 147H174V146ZM199 145V146H198ZM206 145H207V147H206ZM239 145V146H238ZM244 145V146H243ZM14 149V150H12V148ZM32 146H34V147H32ZM38 146V147H37ZM55 146V147H54ZM59 146V147H58ZM68 146L70 147V148H68ZM73 146V147H72ZM77 146H78V148L80 149H78L77 148ZM86 146V147H85ZM111 146V147H110ZM146 146H148L149 148L147 149V150H144L145 148H147ZM232 146V147H231ZM11 149H10V148ZM18 147V148H17ZM24 147V148H23ZM66 147V148H65ZM97 147H98V149H97ZM106 147V148H105ZM109 147V148H108ZM118 147H120V148H118ZM154 147V148H153ZM185 147V148H184ZM194 147V148H193ZM203 147V148H202ZM209 147V148H208ZM211 147H212V149H211ZM225 147V149H223ZM241 147V148H240ZM250 147L251 148H253V149H250ZM3 148H4V150H3ZM25 149V150H23V149ZM32 148V150H30ZM57 148V149H56ZM60 148V149H59ZM61 148H63V150L61 149ZM72 148H73V150H74V152H73V154L71 153V151H73L72 150ZM92 148V149H91ZM110 148H112V150L110 149ZM115 148H117V149H115ZM152 148V149H151ZM171 148V149H170ZM179 148V150H177V151H175V149H178ZM231 148H233V149H231ZM237 148V149H236ZM257 148H258V150H257ZM10 149V150H9ZM18 149H20V151L18 150ZM38 149L40 150V152L38 151ZM44 149L47 151H44ZM54 149H56V150H54ZM58 149H59V151H58ZM65 149H67V150H65ZM69 149H70V151H69ZM79 151H78V150ZM83 149H84V151H85V153H84V151H83ZM95 149H97V151H96V153L93 151V150H95ZM107 149H108V152H107ZM149 149H151V150H149ZM155 149H159V150H155ZM171 151H170V150ZM198 149V151H196ZM202 149V150H201ZM221 149V150H220ZM223 149V150H222ZM242 149V150H241ZM247 149V150H246ZM32 152H30V151ZM52 150H54V151H52ZM61 150V151H60ZM104 150H106V151H104ZM111 150V151H110ZM114 150H115V152H118V151H120L121 150V152L120 153H114ZM116 150H118V151H116ZM161 150V152L160 153H158L159 151ZM207 150H208V154H207ZM210 150V151H209ZM213 150V151H212ZM215 150H217L216 151V153H215ZM219 150H220V153H219ZM251 150H253L252 151V153H250L251 152ZM5 153H4V152ZM14 151V152H13ZM19 151V152H18ZM23 151V152H22ZM26 151V152H25ZM27 151H28V154H27ZM57 151V152H56ZM63 151H67V153H65V152H63ZM78 151V152H77ZM87 151V152H86ZM99 151L101 152V153H99ZM113 151V155H111V156H107L108 154H110V152H112ZM148 151H149V154L151 155V153L152 154H154L153 156H154V159L153 158H151V157H153V156H149V154H147L148 153ZM154 153H153V152ZM170 151V152H169ZM172 151H173V154H172ZM175 151V152H174ZM205 151V152H204ZM221 151H223V152H225L224 154L221 152ZM235 151H237V152H235ZM240 151V152H239ZM246 153V156H248V157H246L244 154V152ZM257 151V152H256ZM7 152H11L10 154L9 153H7ZM33 155H31L30 153ZM42 152V153H41ZM53 152L55 153V154H53ZM60 152V153H59ZM68 152H69V154H68ZM98 152V153H97ZM103 152H106V154H102ZM138 152H139V154H138ZM141 152V153H140ZM146 152V153H145ZM180 154V152H182L180 155L178 154V153ZM194 152V153H193ZM210 152H212V153H210ZM216 154H214V153ZM232 152H234V154L235 155H237L238 154V156H239V154H240V158H238V157H236L235 156V159H234V154L232 153ZM254 152V153H253ZM21 153H23V154H21ZM24 153H25V155L27 156H25L24 155ZM36 153V154H35ZM39 153H40V156H39ZM45 153H47V154H45ZM56 153L58 154V155H56ZM80 153V154H79ZM84 153V154H83ZM89 153H91V155L88 154ZM157 153V154H156ZM168 153V155H171V157L170 158H168L169 156L168 155H166ZM176 153H177V155H176ZM185 153V154H184ZM205 153V154H204ZM222 153V154H221ZM249 153V154H248ZM256 153V154H255ZM257 153H259V154H257ZM6 154V155H5ZM9 154V157L7 156ZM43 154H45V156L43 155ZM52 154H53V156H52ZM61 156H60V155ZM62 154L64 155V156H62ZM67 154V155H66ZM70 154H71V156H70ZM97 154V155H96ZM99 154H102V155H104V156H102V155H100V156H102L103 158H105V157H107V158H111L110 160L108 159V162H106L107 161V158H105L104 160L103 159H101L100 157H98L99 156ZM112 154V153H111ZM120 154H121V156H120ZM138 155V157H137V155ZM159 154V155H158ZM184 154V155H183ZM233 154V155H232ZM243 154V155H242ZM248 154V155H247ZM252 154H255V155H257V157L254 155H252ZM29 155H31V156H29ZM35 155V156H34ZM47 155H48V158H50L49 160H48V158H47ZM51 155V157H53V158H51V157H49ZM69 155V156H68ZM76 155V156H75ZM80 155H83V157H84V159H83V157H80ZM88 155V156H87ZM95 155V157H93ZM114 155L116 156L115 158H114ZM143 155H145V156H143ZM147 155V156H146ZM156 155H158V156H156ZM176 155V157H173V156H175ZM186 155H188V156H190V157H188V159H187V157H185V159H183L184 157L183 156H186ZM203 155H205V157H203ZM206 155H208V156H206ZM220 155H226L225 157H223V156H221V158H220ZM228 155V156H227ZM262 156V157H259V156ZM23 156H25V157H23ZM67 156H68V159H67ZM76 158H75V157ZM88 158H90V156H91V160L94 158V160H90V159H88V160H86V161H84L85 159H87V157ZM142 156V157H141ZM148 156H149V158H148ZM181 156V157H180ZM196 156V157H195ZM212 156H214V157H216L215 159H214V157H212ZM232 156V157H231ZM25 159H23V158ZM29 157H32V159H29ZM65 157H66V159H67V165L65 166L64 164H66V162H65ZM78 157V158H77ZM93 157V158H92ZM114 159H113V158ZM119 159H118V158ZM124 157V158H123ZM138 158V159H136V158ZM143 157H144V159H143ZM146 157V158H145ZM199 157V158H198ZM209 157V158H208ZM222 157H223V159H222ZM229 157V158H228ZM232 158V160H234V161H232L231 160V158ZM256 157V158H255ZM21 158H22V161H23V163L24 162H26V163H22V161H20L21 160ZM28 158V159H27ZM73 158H75V159H73ZM79 158H81V159H79ZM96 158V159H95ZM98 158V159H97ZM171 158H172V161H171ZM177 158H178V161H177ZM192 158H193V160H195L197 163H198V167H196V165H197V163H194L193 164V166H191L192 165V163H189L190 161H193L192 160ZM196 158V159H195ZM261 158V159H260ZM2 159H3V161H2ZM4 159H5V161H4ZM35 159V160H34ZM46 159H47V161H46ZM52 159V160H51ZM55 159V160H54ZM59 160V161H57V160ZM112 159H113V162H111L112 161ZM167 160L168 159V161H166L165 162V160ZM206 159V161H204ZM227 159V160H226ZM241 159V160H240ZM246 159V160H245ZM255 159V160H254ZM27 160H29L28 162H27ZM34 160V161H33ZM36 160H39V161H36ZM73 160H75V161H73ZM80 160V162H78V164H77V161H79ZM96 160V161H95ZM118 160V161H117ZM120 160V161H119ZM139 160H141V161H139ZM147 160V161H146ZM151 160H153L152 162H151ZM156 160V161H155ZM173 160H174V162H173ZM176 160V161H175ZM181 160V161H180ZM185 160H186V162H185ZM212 162H211V161ZM226 160V161H225ZM238 160H240V162H238ZM252 160V161H251ZM258 160H260V161H258ZM36 161V162H35ZM41 161V162H40ZM70 161V164L68 163ZM87 161H89V162H87ZM99 163H98V162ZM105 161V162H104ZM114 161H117V164L115 165V163L116 162H114ZM130 161V162H129ZM136 162V163H134L133 165H134V168H132L131 166H132V163L133 162ZM138 161V162H137ZM145 161V162H144ZM171 161V162H170ZM188 161V162H187ZM201 161V162H200ZM208 161V162H207ZM215 161H217V162H215ZM223 161V162H222ZM227 161H231V163H226ZM7 162H9V164L12 166H10ZM29 162H34L33 164L32 163H30L29 164ZM60 162H64V164H62V163H60ZM74 162L77 164V165H75L74 164ZM96 162L98 163V164H96ZM104 163L103 164V166L104 167H102V164L101 163ZM158 162V163H157ZM164 162V163H163ZM173 162V163H172ZM175 162H178V166L179 167H175V166H177V165H173V164H175ZM183 162L184 163H186L185 165L183 164ZM207 162V163H206ZM211 162V163H210ZM213 162H214V164H220V167H219V165H217L219 168H217V166L216 165H214L213 164ZM222 162V163H221ZM234 162H236V163H234ZM237 162L239 163V164H237ZM244 162V163H243ZM251 162V163H250ZM6 163V164H5ZM40 164V170L38 169V167H39V165L38 164ZM55 163V164H54ZM58 163V164H57ZM61 165H60V164ZM109 163V165H106V164H108ZM126 163H128L129 164V167L126 165ZM150 163H152V164H150ZM169 163V164H168ZM211 165H210V164ZM224 163V164H223ZM226 163V164H225ZM253 163V167L252 168H254V166H255V169H252L251 168V164ZM254 163H255V165H254ZM259 163H260V165H259ZM21 164H23V166L21 165ZM37 164V165H36ZM81 164V165H80ZM86 164V165H85ZM87 164H88V167H86L87 166ZM89 164H91V165H89ZM111 164H114L115 166H117V167H115V166H113V165H111ZM139 164V165H138ZM145 164H147L146 166L148 167V166H150L149 168H151L150 170H152L153 169V167H154V169L152 170V171H148V169H147V167H146V169H145V167H140V165L142 166H145ZM159 164H160V166H159ZM181 164V165H180ZM183 164V165H182ZM233 166H232V165ZM242 164H244L243 166H242ZM8 165V167H6ZM33 165H36V168L33 166ZM58 165H60V168H59V166ZM101 167H100V166ZM106 165V166H105ZM126 165V166H125ZM131 165V166H130ZM136 165H137V167H136ZM162 165H164L165 167H163ZM169 165H173L172 166V168H171V166H169ZM204 165H206L205 167H204ZM210 167H209V166ZM212 165H214V169H216V170H214L213 169V166ZM225 165V166H224ZM228 165V166H227ZM257 165V166H256ZM261 165H263L262 167H260ZM54 166H55V168H54ZM63 166H65V167H63ZM77 166V167H76ZM108 166V167H107ZM125 166V167H124ZM168 166V167H167ZM182 166H185V167H183L182 168ZM187 166H190V168L189 169H191V170H189L188 169V167ZM234 166H236V167H234ZM239 166V167H238ZM4 167H6V168H8V170L10 171H8V170H6ZM11 167V168H10ZM25 169V167H27V168H29V172L30 171H32V172H30V173H26V172H28L27 171V168H26V171L23 169V168ZM31 167H32V170H31ZM44 167H47V168H45L44 169ZM79 167V168H78ZM82 167V168H81ZM90 167H92V168H90ZM97 167H98V169H97ZM105 167H107V168H105ZM110 167V168H109ZM186 167H187V170H186ZM203 167V168H202ZM221 167H223V168H221ZM233 167L235 168L234 170H233ZM247 169H246V168ZM10 168V169H9ZM17 168H18V170H17ZM42 168V169H41ZM88 168V169H87ZM103 168H105V169H103ZM109 168V169H108ZM113 168H114V170H113ZM124 168V169H123ZM129 168H130V170H131V172H130V170H129ZM140 168H141V171H140ZM143 168V169H142ZM161 168V169H160ZM167 168H169L170 169V173H169V169H167ZM202 168V170H200ZM213 169V170H211V172L209 171L210 169ZM228 168V172L226 171V169ZM249 168V169H248ZM251 168V169H250ZM258 168H262L261 170H260V172H259V170H258ZM1 169V168H0ZM22 169H23V171H22ZM51 169V170H50ZM110 169H112L113 170V174H114V176L112 177L111 175H113L111 172H112V170L110 171ZM129 170L128 172H129V175H130V177L128 176V172H127V170ZM135 169V170H137V169H139V171H133V170ZM171 169H173V171H174V174L172 173L171 174ZM179 171H178V170ZM184 169L186 170V171H184ZM199 171H198V170ZM217 169H218V171H219V169H221L219 172L217 171ZM238 169H241V170H238ZM243 169H245V170H243ZM7 171V172H5V171ZM36 170V171H35ZM38 170L40 171V172H38ZM41 170H45V171H43V173H42V171ZM69 170V171H68ZM73 170V171H72ZM103 170V171H102ZM122 170H126L125 172L124 171H122ZM156 170V171H155ZM182 171V173H179V172H181ZM205 172H207V174L205 175L204 174V171ZM257 170V171H256ZM15 171H16V173H15ZM18 171V172H17ZM19 171H20V173H19ZM35 171V173H33ZM88 171H90V173L88 174V175H86V176H83L82 174H83V172H88ZM105 171H107V172H105ZM109 171H110V173H109ZM126 175H124V176H122L123 175V173ZM176 171V172H175ZM187 171H191V175H193V176H191L190 174H186V173H188ZM227 173H226V172ZM239 171H240V173L241 174H239ZM247 171V172H246ZM249 171V172H248ZM9 172V173H8ZM12 172L14 173V174H12ZM36 172H38V173H36ZM59 172V173H58ZM72 172H73V174H72ZM78 172V173H77ZM101 172H102V174H101ZM133 172V176H132V178L133 179H130L131 178V175L132 174H130V173H132ZM135 172V173H134ZM139 172V173H138ZM143 172V174H144V172L146 173V172H149V173H146V174H141ZM157 172V173H156ZM197 173L196 175H195V173ZM199 172V173H198ZM213 172V173H212ZM236 172V173H235ZM252 172V173H251ZM253 172H255V174L253 173ZM259 172V176L260 175H262L261 177H258V175L256 174V173H258ZM263 172V173H262ZM4 173V174H3ZM19 173V174H18ZM31 173H33L32 175H33V178H32V175H31ZM58 173V174H57ZM71 173V174H70ZM95 173V174H94ZM107 173V174H106ZM153 173H155V174H153ZM203 175V176H201V174ZM218 175H217V174ZM221 173V174H220ZM225 173V174H224ZM231 175H230V174ZM243 173H245V175L243 174ZM246 173L248 174H250L249 175V177H248V175H246ZM7 176H6V175ZM26 174V175H25ZM54 174H57V175H54ZM79 174V175H78ZM103 174H105V175H107V176H105V175H103ZM137 174V175H136ZM139 174H141L142 176H139ZM147 174H149V176L147 175ZM153 174V175H152ZM160 174V175H159ZM170 174V175H169ZM181 174V175H180ZM182 174H184V176H185V178L187 179L186 181H184L185 180V178H184V176L182 175ZM198 174H199V179H198ZM213 174V175H212ZM229 174V176L231 177L229 180H227V178L228 177H224L225 175H228ZM239 174V175H238ZM4 175V176H3ZM13 175H15V176H13ZM19 175L21 176L22 175V177H19ZM35 175V176H34ZM50 175V176H49ZM62 175V176H61ZM80 175H82V176H80ZM100 175H101V177H100ZM135 175V176H134ZM146 175V176H145ZM167 175L169 176V177H172V178H168L167 177ZM178 175V176H177ZM189 175V176H188ZM212 175V176H211ZM220 175H221V177H223L224 179H219L220 178ZM243 175V176H242ZM255 175V176H254ZM11 176V177H10ZM27 176V177H26ZM40 176V177H39ZM80 176V177H79ZM92 176V177H91ZM103 176H104V178H103ZM120 176L121 177H123V179L122 180H126V179H128V182H125V181H123V182H121L120 180H118V181H120V182H117L116 180L117 179H119L120 178ZM129 177V178H126V177ZM145 176V178H143ZM151 176V177H150ZM153 176V177H152ZM173 176H174V178H173ZM176 176V177H175ZM180 176V177H179ZM241 176V177H240ZM250 176H251V178H250ZM16 179H15V178ZM19 179H18V178ZM36 177V178H35ZM43 177V178H42ZM95 177H96V179H95ZM110 177H111V179H110ZM135 177V178H134ZM158 177V178H157ZM160 177V178H159ZM165 177V178H164ZM182 177V178H181ZM195 177V178H194ZM200 177H202V178H200ZM204 177H206V179L204 178ZM208 177V178H207ZM215 177V178H214ZM218 177V178H217ZM246 177H248V178H246ZM10 178V179H9ZM24 178V179H23ZM31 178H32V180H31ZM46 178V179H45ZM50 179V181H49V179ZM54 178H55V180H54ZM81 178H82V180H81ZM90 178V183H91V185H90V183H89V180L88 181H86L87 179H89ZM109 178V179H108ZM126 178V179H125ZM136 178H139L138 180L136 179ZM151 178H152V180H151ZM154 178V179H153ZM181 178V179H180ZM190 178V179H189ZM195 180H194V179ZM197 178V179H196ZM214 178V179H213ZM250 178V179H249ZM254 178V179H253ZM258 178L260 179V180H258ZM15 179V180H14ZM28 179H30L29 181H26V180H28ZM34 179H35V181H34ZM113 179V180H112ZM136 180V181H133V180ZM148 179L150 180L149 182H148ZM166 179V180H165ZM182 179H184V180H182ZM245 179V180H244ZM251 179L252 180H254V181H251ZM17 180H21V181H18V183H17ZM61 180V181H60ZM107 180H110V181H107ZM111 180L113 181V183L111 182ZM131 180V181H130ZM165 180V181H164ZM169 180H171V181H169ZM180 180V181H179ZM190 180V181H189ZM191 180H193V181H191ZM201 180L203 181V182H201ZM246 180L248 181V182H246ZM249 180H250V183L252 182V184L251 185H255V183L256 182H260V185H261V187H260V185H259V183H256V185L254 186H250V187H248L247 185H245L246 183L248 184L249 183ZM7 181H9V183H10V185H7L8 184V182ZM72 181H74L73 183H72ZM92 181L93 182H97V185H100V186H102V187H104L105 186V188L103 189L102 187H99V186H93V185H96V183H92ZM143 181V182H142ZM148 183H147V182ZM168 181V182H167ZM183 183H182V182ZM197 181V182H196ZM205 181V182H204ZM208 181V182H207ZM239 181H241V183H244L243 185H245V189H243V185L239 182ZM246 183H245V182ZM256 181V182H255ZM263 181V182H262ZM3 182H5L4 184H3ZM6 182H7V184H6ZM24 182V183H23ZM86 182V183H85ZM104 182H106V184L104 183ZM130 182V185L129 184H127V183H129ZM134 182V183H133ZM179 182V183H178ZM195 182V183H194ZM201 182V183H200ZM214 182H215V184H214ZM262 182V183H261ZM20 183V184H19ZM53 185H52V184ZM112 183V184H111ZM120 185H118V184ZM125 183H126V185H125ZM144 183H146V185L147 184H150L149 186H144L145 184ZM174 184V185H172V184ZM190 183V184H189ZM203 183V184H202ZM227 183V184H226ZM231 185H230V184ZM249 183V184H250ZM68 184V185H67ZM69 184H70V186H69ZM73 184V185H72ZM80 184V185H79ZM103 184V185H102ZM143 184V185H142ZM153 184H155V186H154V188L153 189H151L152 188V186H153ZM166 184V185H165ZM170 184V185H169ZM224 184L227 186V189H226V186H224ZM236 184V185H235ZM239 184L240 185H242V187L241 186H239ZM14 185V186H13ZM21 185V186H20ZM56 185H58V186H56ZM61 185V186H60ZM88 187H87V186ZM115 185V187H113ZM125 185V186H124ZM132 185H133V187H132ZM168 185H169V187L170 188H168ZM176 185V186H175ZM178 185V186H177ZM182 186V185H187V186H189V187H182V189H183V191H184V189H186V188H188V190H191V192H192V196H191V192L190 191H188L187 189H186V191H184V193L183 194H180L179 193V195H177V196H182V195H186V196H182V197H178V199L176 198V195H175V193L177 192V191H180L181 193H182V190H180L181 189V187H179V186ZM202 185V186H201ZM219 185V186H218ZM222 185H223V187H222ZM230 185V186H229ZM233 185V186H232ZM259 185V187L258 188H261L260 190L259 189H257V187L256 186H258ZM18 186V187H17ZM56 186V187H55ZM117 186V187H116ZM123 186V187H122ZM127 186V188L125 189V187ZM135 186H144L143 188H142V190H144V191H139V190H137V191H133V190H135L136 188H135ZM172 186H175L174 188L175 189H173V187ZM232 186V187H231ZM247 186V187H246ZM12 187V188H11ZM13 187H14V189H13ZM17 187V188H16ZM119 187V189H116V188H118ZM123 189H121V188ZM165 187V188H164ZM234 187V188H233ZM239 187H240V189H242V192H241V190L239 189ZM254 187V188H253ZM256 187V188H255ZM263 187V188H262ZM23 190H22V189ZM100 188V189H99ZM171 188H172V190H171ZM231 188H233V190L231 189ZM247 188V189H246ZM42 189V190H41ZM85 189V190H84ZM86 189H88V190H86ZM106 189V190H105ZM131 189H133V190H131ZM167 189H170V191L169 190H167ZM236 191H235V190ZM255 190V192H258V197H257V195H256V193H252L251 195H253V197H254V195H256V197L258 198V200L259 201H257V198H252V196L250 195V193L251 192H253L254 190ZM59 190V191H58ZM63 190V191H62ZM80 190V191H79ZM100 190H102V191H100ZM107 190H109V193L107 194L106 193V191ZM112 190H113V192H112ZM128 190H130V192H128ZM213 190V191H212ZM226 190V191H225ZM232 190V191H231ZM240 190V191H239ZM247 190V192H245ZM258 190V191H257ZM6 191V192H5ZM40 191V192H39ZM56 191V192H55ZM70 191V192H69ZM80 193H79V192ZM127 191V193H125ZM169 193H168V192ZM236 193H234V192ZM261 191V192H260ZM3 192H5V193H3ZM16 192V193H15ZM23 192V193H22ZM58 192V193H57ZM102 194H101V193ZM112 192V193H111ZM132 192L134 193L135 192V194H138V195H141V198L138 196V195H136V196H133L134 194H132ZM138 192V193H137ZM190 192V193H189ZM238 192H239V194H238ZM13 193H15V194H13ZM41 193V194H40ZM54 193V194H53ZM71 193V194H70ZM104 193H105V196H104ZM120 193V194H119ZM130 193V194H129ZM165 193H167V194H165ZM188 193V194H187ZM202 193H203V195H202ZM247 193H249V196H247L248 194ZM6 194V195H5ZM18 194V195H17ZM34 194V195H33ZM132 194V195H131ZM169 194V195H168ZM235 194V195H234ZM103 195V196H102ZM130 195V196H129ZM166 195L168 196V197H170L171 198V196L173 197H175V198H173L174 199V203H170V202H173V200L171 199V201H170V199H169V201H168V197H166ZM245 195V196H244ZM262 195V196H261ZM127 196H129L128 198H130L131 199V197H132V201H133V199L135 200L134 201V203L132 202V204L133 205H137V209L139 210V209H141V210H146L147 209V207H149L147 210H148V213H150V214H148L147 215V217L146 216H140L139 214H138V210L135 208V207H133V210L131 209L132 207L130 206V204H131V202L128 200V198H127ZM142 196H143V199H142ZM54 197V198H53ZM56 197V198H55ZM58 197H60V198H58ZM67 197V198H66ZM99 197H97V198H99ZM139 197V198H138ZM190 199H189V198ZM194 197V198H193ZM245 197V198H244ZM248 197V198H247ZM249 197H251V198H249ZM260 197V198H259ZM58 198V199H57ZM70 198V199H69ZM189 199V200H187V199ZM237 198V199H236ZM261 198L263 199V200H261ZM2 199V200H1ZM6 199V200H5ZM120 199H123V201L122 200H120ZM140 200V203L138 202V200ZM179 199H182V200H184V202H182V200H179ZM239 199V200H238ZM243 199V200H242ZM247 199H248V201H247ZM8 200V201H7ZM19 200V201H18ZM64 201V200H66V201H64V202H62V201ZM124 200H126V202H128V206H130L129 208H128V206H127V204H126V202L124 201ZM128 200V201H127ZM179 200V201H178ZM238 200V201H237ZM254 200V201H253ZM260 200H261V202H260ZM57 201H60V203L59 202H57ZM69 201V202H68ZM72 201V200H71ZM119 201L121 202V204L123 203L125 206V208H122L123 206L121 205V208L123 209V210H121L120 211V213L118 214V211L120 210V203H119ZM137 201V203H135ZM169 203H168V202ZM4 202V203H3ZM125 202V203H124ZM180 202H182V206H180V205H176L175 203H180ZM203 202V203H202ZM243 203V205L244 206H241V208H239V206L240 205H242L241 203ZM244 202H245V204L247 203V205L248 204H250V206L248 205V206H246L245 204H244ZM250 202H252L253 204H255V205H253V207H252V205H251V203ZM6 203V204H5ZM8 203V204H7ZM21 203V204H20ZM117 203H119V205L117 204ZM229 203V204H228ZM240 203V204H239ZM259 203V204H261L260 206L258 205L257 206V204ZM5 204V205H4ZM36 204H39V206L38 205H36ZM118 206H117V205ZM131 204V205H132ZM142 204H143V206L145 207V209L143 208V206H142ZM171 204V205H170ZM231 204V205H230ZM239 204V206L237 207V205ZM263 204V205H262ZM3 205H4V207H3ZM16 205H18V206H16ZM36 205V206H35ZM42 205H43V207H42ZM64 205V206H63ZM105 206H106V208H107V206H109L108 204H104ZM176 206V209L174 210L173 209V207H175ZM188 205H189V207H188ZM199 205V206H198ZM230 205V206H229ZM5 206H8V207H5ZM104 206V207H105ZM141 206V207H140ZM234 206V207H233ZM39 208V210H35V208ZM79 208H77L78 210L79 209H81V207L80 206H78ZM117 207V208H116ZM118 207H119V209H118ZM156 207V208H155ZM158 207H160L159 209H157ZM196 207V208H195ZM229 207V208H228ZM247 207V208H246ZM251 207V208H250ZM257 207V208H256ZM19 208H21L20 210H19ZM43 208H44V210H43ZM47 210H46V209ZM128 208V209H127ZM182 208V209H181ZM184 208V209H183ZM216 208V210H214ZM244 208H246V210L248 211H245V209ZM250 208V209H249ZM253 208V209H252ZM259 208V209H258ZM7 209V210H6ZM77 209L76 210H69V209H67V210H59L58 211V213H57V217L59 218V216L61 215H63L64 214V216H66L67 215V212L68 211H70L68 214H69V216L71 215V218L70 217H68L67 218V221L65 222V223H62L61 222V220L59 221V224L61 225V226H69L70 228H71V230H76L78 233H80V231L81 232H83L82 231V228H83V230H85L84 229V226H83V224H84V222H87V221H85V215L83 216H81V214L77 211ZM118 209V210H117ZM149 209H150V212H149ZM153 209H155L156 211H157V213L159 212H162V209H163V211H164V213H163V215H159V213L158 214H156V212L153 210ZM172 209V210H171ZM186 209V210H185ZM221 209V210H220ZM229 209H230V212H229ZM233 209V210H232ZM244 209V210H243ZM130 211L129 213H128V211ZM131 210L133 211V212H135V214L137 215H135L133 212H131ZM137 210V211H136ZM146 210V211H147ZM161 210V211H160ZM167 210H168V212H167ZM171 210V211H170ZM180 210H182L183 212H181ZM184 210L186 211V213L184 212ZM189 210V211H188ZM193 210V212L192 213H190V211H192ZM240 210H242L243 211V213H238ZM251 210V211H250ZM253 210V211H252ZM256 210H258L259 211V213L257 214V211ZM30 211V212H29ZM40 211V212H39ZM48 211V212H47ZM50 211H51V213H50ZM66 211V212H65ZM74 211H76L75 213L76 214H74ZM140 211V210H139ZM152 211H153V215H152ZM228 211V212H227ZM241 211V212H242ZM46 212V213H45ZM114 212V213H115ZM137 212V213H136ZM176 212V213H175ZM177 212L180 214H177ZM235 212H236V217L234 216L235 215ZM253 212V213H252ZM9 213V214H8ZM18 213V214H17ZM39 213V214H38ZM44 213V214H43ZM55 213V214H54ZM63 213V214H62ZM71 213H73L74 214V217H72L73 216V214H71ZM140 213V212H139ZM167 213H168V215H167ZM174 213V214H173ZM181 213H183L182 215H181ZM201 215H200V214ZM216 213V214H215ZM234 213V214H233ZM249 213V214H248ZM256 213V215L259 217L260 216V214H262V217L261 218H259L258 219V217H257V219L260 221L259 222V224H258V220L256 219V220H254V221H252L253 220V216H254V219L256 218V216L255 215H253V214H255ZM13 214H15L14 216H13ZM120 214H123V215H121V217H120ZM131 214V215H130ZM161 214V213H160ZM166 216H165V215ZM169 214H171V216L169 215ZM177 214V215H176ZM229 214V215H228ZM251 214H252V216H251ZM38 215H39V217H38ZM75 215H77L78 217V219H76V216ZM138 217V218H136V220H135V217ZM149 215H150V218H151V215H152V218L151 219H153L154 221H151L150 222V218H148L149 217ZM156 215V216H155ZM174 215H176V216H178V217H180V223H182V224H180V226L185 230L186 228H187V230L188 231H186L185 233H183L184 232V230L182 231V233H180L179 234V232H181V230H182V228L179 226V218L177 219V217L176 216H174ZM186 215V216H185ZM187 215L188 216H190V217H187ZM192 215V216H191ZM239 215H240V217H239ZM241 215H246L245 217L243 216V218L244 219H241L242 217H241ZM247 215H250V217H248V220H251L250 222H253L252 223V225H249V224H251L247 219H246V217H247ZM3 216V217H2ZM10 216V217H9ZM23 216V217H22ZM153 216L155 217V219L153 218ZM159 216H163L162 218L161 217H159ZM169 217V219H168V217ZM174 218H173V217ZM12 217V218H11ZM83 217H84V219H83ZM156 217H158V218H156ZM164 217H166L165 218V220L166 221H164ZM173 219H171V218ZM185 217H186V219H187V221L185 220ZM195 219H194V218ZM238 217H239V220H237L238 219ZM18 218V219H17ZM58 218H56V220H58ZM70 218V220H68ZM161 218V219H160ZM189 218H192V219H189ZM234 218H235V220H234ZM237 218V219H236ZM10 219V220H9ZM23 219H25V220H23ZM71 219H74V220H71ZM76 219V220H75ZM80 219V220H79ZM83 219V220H82ZM116 219H117V221L118 222H116ZM140 219H141V221H140ZM182 219V220H181ZM228 219V220H227ZM231 219V220H230ZM240 219H241V221L242 222H244V221H247V223L245 222V223H243V224H245V226L240 222ZM246 219V220H245ZM260 219H262V220H260ZM54 220V219H53ZM155 220H156V222H159V223H162V220H163V224H161L162 225V227L160 228V224H157V223H155ZM168 220H170V221H168ZM177 220V221H176ZM198 220V221H197ZM69 221V222H68ZM73 221H75V222H73ZM145 221V222H147V223H143V222ZM172 221V222H171ZM182 221V222H181ZM228 221V222H227ZM235 221H237V222H235ZM2 222V223H1ZM67 222H68V224H67ZM71 222H73V223H71ZM83 222V223H82ZM150 222V223H149ZM166 224H165V223ZM169 222V223H168ZM174 222V223H173ZM184 222V223H183ZM190 223V224H187V227H186V224L185 223ZM196 222V223H195ZM229 222H231V223H229ZM239 222H240V224H239ZM257 222V223H256ZM106 223V224H105ZM113 224V226H112V224ZM194 223V224H193ZM198 223V224H197ZM234 224V225H230V224ZM256 223V224H255ZM10 224H12V225H10ZM75 224V225H74ZM109 224H111L110 226H112V228H110V226H109V228H108V225ZM142 224H143V226H142ZM152 224H155L154 226H156V228L155 229H160V230H163V235L161 234V236H162V239L164 240V238L166 239L167 238V241L166 240H164V241H166L167 242V245H168V247L169 248H171L170 250L169 249H167L168 247H167V245H166V242H164L162 239H160L161 237H160V235H158L159 237V239L157 238V236L155 237V234H153V233H151L150 235L151 236H153V237H149L150 235H148L146 238L148 239L149 238V241H148V244H147V241H145L144 242V240L145 239H140V241L138 240V242L136 241L137 239H136V237L134 236V233L133 232H136V231H139V230H141L142 229V231L141 232H144L143 230H149L150 231V227H151V230H153L154 228V226L152 225ZM167 224H168V226H167ZM175 224V225H174ZM191 224H193V225H191ZM197 224V225H196ZM226 224H228L229 225V230H228V226L226 225ZM255 224V225H254ZM263 225V226H260V225ZM9 225V226H8ZM72 225V226H71ZM77 225V226H76ZM82 225V226H81ZM107 226V229L105 230V228L103 227V226ZM122 225V224H121ZM145 225H146V227H145ZM152 225V226H151ZM157 225H158V227H157ZM176 225H177V228H176ZM185 225V226H184ZM199 225H200V227H199ZM209 225V226H208ZM241 225V226H240ZM247 225H248V227L250 226V228L249 229H251V228H253L254 227V230H255V228H256V226L258 225V226H260V227H258V229L259 230H262V232L261 231H259V230H257V233H255V231L254 230H252V232H251V230H248L246 227H247ZM254 225V226H253ZM122 227L123 228V230L120 228V227ZM149 226V227H148ZM166 226V227H165ZM172 226H175V228L174 227H172ZM208 226V227H207ZM240 227L241 229L240 230H242V229H245L242 233L241 232H239L237 229H239V228H236V230H237V232H239V234L237 233V237H236V239L238 238V240H236L235 239V236H236V232H233L232 233V235H230V233L232 232V231H236L233 227ZM77 227H78V229H81V230H79L78 231V229H77ZM104 228L103 229V232H102V229H100V228ZM169 227V228H168ZM185 227V228H184ZM191 227V228H190ZM196 229H195V228ZM197 227H198V229H197ZM207 227V228H206ZM5 228H7V229H5ZM74 228H76V229H74ZM115 228H117L116 230H114ZM144 228H146V229H144ZM148 228V229H147ZM169 229V231H168V229ZM171 228V229H170ZM179 228H181V230L180 231H176V230H179ZM212 228H214V229H212ZM218 228V229H217ZM230 228H233V229H230ZM113 229V230H112ZM137 229V230H136ZM172 229H174V232H173V230ZM176 229V230H175ZM202 229V230H201ZM212 229V231H210ZM216 229L219 231V233L217 234V232L218 231H216ZM221 229V230H220ZM101 230V231H100ZM122 230V231H121ZM136 230V231H135ZM164 230H166V233L168 232V234L169 235H171V237L170 236H168V234H166V233H164ZM232 230V231H231ZM100 231V232H99ZM106 232V234H105V232ZM133 231V232H132ZM73 233H74V231H72ZM146 232L147 231H145L144 232V234H146ZM151 232V231H150ZM149 232V233H150ZM188 232H190V233H188ZM224 232H226V233H224ZM248 232V233H247ZM253 232L255 233V234H253ZM77 233V234H78ZM118 233H120V234H118ZM172 233V234H171ZM192 233V234H191ZM242 234V236L243 235H249V239L252 241H248L247 242V240H248V238H247V236L245 237H242L241 236V234ZM245 233V234H244ZM250 233L253 235V236H251L250 235ZM118 234V235H117ZM126 234H127V236H126ZM174 234H176V235H174ZM181 236H179V235ZM187 234H189V236H187ZM218 236H217V235ZM226 234V235H225ZM103 235V236H102ZM117 237H116V236ZM123 235V236H122ZM166 236V237H164L163 238V236ZM184 235V236H183ZM192 235V240L190 241L189 240V238L188 237H190ZM216 235V236H215ZM222 235H224L225 237L226 236H228V237H226V238H223V236ZM235 235V236H234ZM264 235V234H263ZM98 236H96V237H98ZM120 236V237H119ZM172 236H174V237H172ZM187 236V237H186ZM194 236V237H193ZM233 236V237H232ZM98 237V238H99ZM115 237H116V239H115ZM123 237H125L124 239H123ZM135 237V239H133ZM179 237V238H178ZM183 237H186V239L185 238H183ZM220 237V238H219ZM231 237V238H230ZM120 238V239H119ZM152 238V239H151ZM170 238L172 239V240H170ZM174 238H176L175 240H174ZM181 238V239H180ZM184 240H183V239ZM223 238V239H222ZM232 238H234V239H232ZM245 238H247V239H245ZM58 239V240H57ZM63 239V240H62ZM95 239V238H94ZM117 239H119V241L117 240ZM131 239V240H130ZM134 240V242H133V240ZM155 239H157V240H155ZM179 241H178V240ZM222 239V240H221ZM123 240H124V242H128V243H130V244H126L125 245V243L123 242ZM152 240H155V241H152ZM163 242H162V241ZM182 240V241H181ZM242 240H244V243H242L243 241ZM261 240V242H262V244H261V242H259ZM263 240H264V236H263ZM92 241V240H91ZM118 241V242H117ZM142 241H143V243H142ZM152 241V243L151 244H153V243H155V246H154V244H153V246L151 245V244H149L150 242ZM161 241V242H160ZM173 241V243L175 242V244H177V245H175V246H178V247H180V248H178V247H175V246H173V247H175V248H177V249H175V248H173L172 246L170 247V245H171V242ZM178 241V243H176ZM238 242V243H236V242ZM240 241H242L241 243L244 245V246H242L241 245V243H240ZM90 242V241H89ZM121 242H122V245H121ZM131 242H133V243H131ZM137 242V243H136ZM160 242V243H159ZM179 242H182V244L181 243H179ZM139 243H141V247L143 246V244L144 243H146V245H144V247H146V248H143V252H141V250L139 249V248H141V247H137L136 245L138 244V246L140 245ZM161 243H163V246L161 245ZM120 244V245H119ZM124 244V245H123ZM136 244V245H135ZM157 244H159V245H157ZM231 244V243H230ZM256 245V247H252V246H255ZM260 244V245H259ZM84 245H90L89 243L87 244H82V245H80V242H77L76 241V239L75 238H68V239H66V238H64V237H60V238H58V237H56V236H53V235H51V234H46L41 240H40V242L39 243H37L34 247H33V250H32V256H31V264H74V256L75 255H77L78 253H80L79 252V250L82 248V247H84ZM119 245V246H118ZM148 245H150L149 247H148ZM164 245H166L165 247H166V249L168 250V253H167V251L164 249ZM251 246V248H248L247 249V246ZM262 245V246H261ZM157 246H158V251L156 250L157 249ZM240 246H238V248L240 247ZM249 246V247H250ZM258 246V247H257ZM116 247H118V248H116ZM137 247V248H136ZM152 249H151V248ZM153 247H155V248H153ZM160 247L162 248L163 247V252L164 253H162V249L160 250ZM224 247H226V246H224ZM106 248V249H105ZM148 248V249H147ZM254 248V249H253ZM256 248V249H255ZM262 248V249H261ZM83 249V248H82ZM134 249H135V251H134ZM156 251H155V250ZM173 249L175 250V251H173ZM181 249L184 253H183V255H182V251H180L179 252V250ZM235 249V250H234ZM247 249V250H246ZM124 250V251H123ZM138 250H139V252H141L142 254H144L143 256L141 255V253H139L138 252ZM177 250V251H176ZM250 250H252V251H254V252H252V251H250ZM263 250V251H262ZM111 251V250H110ZM147 253H149V251H150V253L149 254H147ZM153 253H152V252ZM161 251V252H160ZM243 251V252H242ZM247 251L248 252H250L251 253V255H249L248 256V254L249 253H247ZM259 251H261V253L259 252ZM126 254H125V253ZM165 252L167 253V254H169V255H167V257H164V256H166V255H163V254H165ZM170 252V253H169ZM174 252H175V255H174ZM240 252H242V253H240ZM244 252H246V253H244ZM257 252V253H256ZM104 253V254H103ZM121 253H122V255H121ZM124 253V254H123ZM134 253V254H133ZM137 253H139L138 254V256H137ZM154 253H156L155 254V256H154ZM161 253V254H160ZM171 253H173V254H171ZM176 253H180L183 257H181V255H178V254H176ZM190 253V254H189ZM229 253V254H228ZM241 255V254H243V260L239 257V259H238V255L239 254ZM253 253V254H252ZM256 253V255H254ZM133 254V255H132ZM135 254H136V258H137V261H135V263H132V262H134V259H136V258H134L135 257ZM147 254V255H146ZM158 254H160L161 255V257H160V255H158ZM170 254H171V256H175L174 257V260L172 259V258H170ZM187 254V256H185ZM228 254V255H227ZM236 254H237V256H236ZM258 254V255H257ZM130 256V258L128 257V256ZM149 255V256H148ZM158 255V256H157ZM176 255H178V256H176ZM203 255V256H202ZM123 256V257H122ZM126 256V258H127V260H126V258H124ZM131 256H133V257H131ZM153 256V257H152ZM157 256V259H153V258H155ZM244 256H248V260H246V257H244ZM257 256V257H256ZM122 259H121V258ZM148 257H150V259L148 258ZM159 257V258H158ZM164 257V258H163ZM170 258V260L169 259H167V258ZM179 258L180 260L183 258V259H188V261H182V262H180V260L179 259H175V258ZM199 257H200V259H199ZM259 257H261V258H259ZM34 258V259H33ZM100 258H102L103 260H101ZM134 258V259H133ZM192 258V259H191ZM203 258V259H202ZM255 259V260H252L251 261V259ZM258 258V259H257ZM104 259H106V260H104ZM111 259H114V260H111ZM159 259V260H158ZM162 259H163V261H162ZM193 259H195V261H193ZM261 259V260H260ZM123 260H125L124 262H123ZM169 260V261H168ZM176 260V261H175ZM179 260V261H178ZM232 260V263L234 264V262H233V259H230L229 261H227V262H229V263H227V264H232L230 261ZM245 260V261H244ZM35 261H37V262H35ZM139 261V262H138ZM154 261V262H153ZM167 261V262H166ZM172 261H175V262H172ZM177 261H178V263H177ZM240 261V262H239ZM242 261L243 262H245V263H242ZM247 261H249V263H247ZM260 261V262H259ZM33 262V263H32ZM95 262V263H94ZM150 262V263H151ZM156 262V263H155ZM168 262H172V263H168ZM12 263V261L10 262V264ZM160 263V264H161ZM12 264H14V263H12ZM199 264H201V263H199ZM207 264H209V263H207ZM262 264H264V263H262Z\"/></svg>",
    "mask_w": 264,
    "mask_h": 264
},
{
    "label": "bare ground",
    "instance_id": "2",
    "mask_svg": "<svg viewBox=\"0 0 264 264\" xmlns=\"http://www.w3.org/2000/svg\"><path fill=\"white\" fill-rule=\"evenodd\" d=\"M14 1H15V0H14ZM199 1H201V0H199ZM199 1H197L196 3H198ZM207 1H208V0H207ZM212 1H213V0H212ZM55 2H56V1H55ZM214 2H215V1H214ZM233 2H234V1H233ZM13 3H14V2H13ZM13 3H12V4H13ZM45 3H46V2H45ZM200 3H203V2H200ZM206 3H207V2L205 1V4H206ZM236 3H237V1H236ZM236 3H235V4H236ZM34 4H35V3H34ZM37 4H38V3H37ZM47 4H48V3H47ZM193 4L195 5V2H193ZM211 4H213V2H211ZM211 4L209 3L210 6L214 7V6L211 5ZM214 5H215V4H214ZM25 6H27V5H25ZM197 6H199V4H198ZM201 6H202V5H201ZM205 6H207V4H206ZM215 6H216V5H215ZM231 6H232V5H231ZM9 7H10V6H9ZM82 7H83V6H82ZM212 7H211V8H212ZM35 8H36V7H35ZM86 8H88V7H86ZM196 8H197V7H196ZM199 8H200V7H199ZM211 8H210V9H211ZM214 8H215V7H214ZM10 9H11V8H10ZM21 9H22V8H21ZM32 9L34 10V8H32ZM41 9H42V8H41ZM45 9H46V8H45ZM45 9H44V10H45ZM60 9H61V8H60ZM64 9H65V7H64ZM202 9H203V7H202ZM30 10H31V9H30ZM81 10H83V9H81ZM212 10H213V9H212ZM215 10H217V9H215ZM213 11H214V10H213ZM89 12H91V11H89ZM25 13H26V12H25ZM44 13H45V12H44ZM28 14H29V13H28ZM1 17H2V16H1ZM35 17H36V16H35ZM75 17L78 18V19H80V20H81V18H82V19H86V18L89 17V14H88L87 10H86V11L84 10V11H81V12L79 11V12L75 15ZM31 18H32V17H31V15H30L29 19H31ZM69 18H70V17H69ZM94 18H95V17H94ZM2 19H3V18H2ZM6 19H7V18H6ZM26 19H27V16H26ZM36 19H37V18H36ZM41 19H42V18H40V20H41ZM157 19H158V18H157ZM53 20H54V18H53ZM63 21H64V20H63ZM90 21H91V19H90ZM100 21H101V20H100ZM192 21H193V20H192ZM64 22H66V21H64ZM87 22H89V21H87ZM136 22H137V21H136ZM25 23H26V22H25ZM54 23H55V22H54ZM54 23H53V24H54ZM167 23H168V21H167ZM194 23H195V22H194ZM23 24H24V23H23ZM125 24H126V23H125ZM125 24H124V25H125ZM128 24H130V23H128ZM134 24H135V23H133V25H134ZM30 25H31V24H30ZM50 25H51V24H50ZM124 25H123V26H124ZM130 25H131V24H130ZM195 25H196V24H195ZM51 26H52V25H51ZM75 26H76V25H75ZM72 27H73V26H72ZM84 27H85V26H84ZM89 27H90V26H89ZM18 28H19V27H18ZM47 28H48V27H47ZM57 28H58V27H57ZM70 28H71V27H70ZM79 28H80V27H79ZM82 28H83V27H82ZM136 28L139 29L138 26H136ZM183 28H184V27H183ZM24 29H25V28H24ZM58 29H59V28H58ZM66 29H67V28H66ZM66 29H65V30H66ZM124 29H129V28H128L127 26H126V27H122V28L120 27V30H124ZM134 29H135V28H134ZM25 30H26V29H25ZM68 30H69V29H68ZM68 30H67V31H68ZM72 30H76V29L72 28ZM152 30H153V29H152ZM184 30H185V29H184ZM57 31H58V30H57ZM57 31H55V32H57ZM77 31H78V29H77ZM89 31H91V30L89 29ZM133 31H134V30H133ZM4 32H5V30L2 29V27H1V25H0V37H1L2 35L5 34ZM21 32H22V31H21ZM21 32H20V33H21ZM72 32H73V31H72ZM97 32H98V31H97ZM139 32H140V30H139ZM153 32H154V31H153ZM23 33H24V32H23ZM45 33H46V32H45ZM6 34H7V33H6ZM60 34H61V33H60ZM90 34H92V33H90ZM130 34H132V33H130ZM130 34H129V35H130ZM23 35H24V34H23ZM48 35H49V34H48ZM81 35H82V34H81ZM99 35H100V34H98V35L96 36V37H98L97 40L99 39ZM101 35H102V34H101ZM127 35H128V34H127ZM129 35H128V36H129ZM140 35H141V33H140ZM146 35H147V34H146ZM15 36H16V34H15ZM19 36H20V35H19ZM29 36H30V35H29ZM54 36H55V35H54ZM83 36H84V35H83ZM132 36H133V34L131 35V37H132ZM136 36H137V35H136ZM26 37H27V36H26ZM46 37H47V35H46ZM94 37H95V36H94ZM164 37H165V36H163V34H161V33L159 34V36H157V34H156V36L154 37L156 41H152L151 44H150V43H145L144 46H146V47L143 46L144 48H141V50L144 49V50L146 51V54H147V51L149 52V54L152 52V53L150 54V55H151L150 58H153V60H155V62H152V61L150 62V61L148 60V59H149L148 57H147L148 59H146V60H148V61L150 62V64H154L152 67H150V70H149V73H150V71H151V68H152V70H154V71H152V77L150 78V80L148 79V80H149V84H150L151 86H153V85H163V86H164V84H166V81L168 80V79H167V80L165 81V83H164V77H166V75L164 74L165 71L163 70L164 68L162 67V64L164 63V61L161 60L162 58L160 59V57H162L163 55H165V54L161 53V50L165 49L166 47H169V45H164V44L162 43V42H163V39H165ZM13 38H14V37H13ZM13 38H11L10 40H12ZM16 38H17V37H16ZM113 38H114V37H113ZM128 38H130V36H129ZM133 38L135 39V36H133ZM133 38H132V39H133ZM148 38H149V37H148ZM167 38H168V37H167ZM7 39H8V38H7ZM38 39H39V38H38ZM82 39H83V38H82ZM91 39H92V38H91ZM94 39L96 40V38H94ZM102 39H103V38H102ZM110 39H112V38H110ZM125 39H127V38L125 37ZM130 39H131V38H130ZM130 39H129V40H130ZM134 39H133V40H134ZM15 40H16V39H15ZM57 40H58V39H57ZM100 40H101V38H100ZM133 40H132V42H133ZM135 40H136V39H135ZM144 40H145V39H144ZM199 40H200V39H199ZM6 41L8 42V40H6ZM13 41H14V40H13ZM13 41H12V43H13ZM38 41H40V40H38ZM65 41H66V39H65ZM73 41H74V40H73ZM91 41H92V40H91ZM106 41H107V40H106ZM108 41H109V40H108ZM110 41H111V42H110ZM110 41H109V42L112 43V40H110ZM116 41H117V40H116ZM119 41H120V40H119ZM121 41H123L122 43L125 42V40H122V39H121ZM126 41H128V40H126ZM136 41H137V40H136ZM138 41H139V40H138ZM166 41H167V40H166ZM7 42H6V43H7ZM40 42H41V41H40ZM42 42H43V41H42ZM66 42H67V44H68V42L71 43L72 41H69V40H68V41H66ZM74 42H75V41H74ZM80 42H81V40H80ZM97 42H98V41H97ZM132 42H131V43H132ZM134 42H135V41H134ZM145 42H148V41H145ZM150 42H151V40H150ZM167 42H168V41H167ZM167 42H166V43H167ZM2 43H3V42H0V52H2V51H1V44H2ZM6 43H4V44L6 45ZM12 43H11V44H12ZM15 43H16V42H14L13 44H15ZM51 43H52V42H51ZM54 43H55V42H54ZM62 43H63V42H62ZM70 43H69V44H70ZM102 43H103V42L101 41V44H102ZM105 43H106V42H105ZM105 43H103V44L105 45ZM129 43H130V41H129ZM143 43H144V41H143ZM204 43H205V41H204ZM204 43H203V44L200 43V44H198L197 46H195V50L198 51V52H200V53L197 52L198 55L196 56V58H197V60H198V63H199V61L202 60V59H203V61H212V60L210 59V57H208L207 55L203 54L202 49H203V48H206V45H204ZM4 44H3V45H4ZM13 44H12V45H13ZM72 44H73V43H72ZM75 44H77V43H75ZM93 44H94V42H93ZM107 44H109V43H107ZM114 44H117V43H114ZM114 44H112V45H114ZM125 44H126V43H124V45H125ZM133 44H134V43H133ZM136 44H138V43H135V45H136ZM32 45H33V44H32ZM70 45H71V44H70ZM81 45H83V46H81ZM81 45H80L81 47H79V46H78L77 48L75 47L76 50H75V48H74L75 45L72 46V47H71V48H72V53H71V54H73V52H75L76 55H77V54L79 55V58H81L80 56H82V58H83V56H84V57L87 56L88 59L90 60V64L88 65V64L86 63L87 60L85 61V60H83L84 58H83V59L81 58V60H83L88 66H84V67H82V68H80L81 66L79 67V66L72 65V64H71V67L69 66L70 68H72V67L76 68L77 71H78V75H82L81 77L79 76V79L76 78V76H78V75H76V76L73 75V76L76 78V81H75V80H72V81H75V83L73 82L74 85H75V84L78 85V84H81V83H82V85H80V86H78V87H77V85H75V86L77 87V88H76V89H77L76 92L81 93V94L84 93V92H87V94L89 95V93H90L91 91H93L94 93L92 92L91 95H93V94H97L98 91H102V90H100V89H101V86H100L101 83L104 84L105 88H106L107 86H110V85H114V84H116V86L118 85V86H120V88L123 87V88H125V90H127V91H129L128 88H131V86H133V87H134V86H136V87L138 86V83H137L136 81H133V82H129V81H127L128 78H129V76L127 75V74H128L127 71L124 72L125 75H123L122 73H120V67H121V65L118 64V63H119L121 60H120L118 57H119L120 53L124 52V49L127 47L126 45H125V48L123 47V46H124L123 44H122L123 46L121 45V43H119V44L117 45V47H115V46H116V45H115V46H114L115 48H114V47L111 48V49L114 48V52H113V53L108 52V51H109L108 49H109L110 47H107L108 49H106V50H105V48L103 49V45H102V49H101V48H100V49H96V48H95V49H93V48L91 49V48H90L91 46H90V44H89V42H88V39H84V44L82 43ZM98 45H100V44H98ZM98 45H95V46H97V48H98ZM109 45H110V44H109ZM128 45H130V44H128ZM135 45H134V46H135ZM7 46H8V43H7ZM36 46H37V45H36ZM38 46H39V45H38ZM66 46H68V45H66ZM76 46H77V45H76ZM107 46H108V45H107ZM134 46H133L132 51L134 50ZM138 46H139V44H138ZM141 46H142V45H141ZM11 47H12V46H11ZM100 47H101V46H100ZM105 47H106V45H105ZM170 47H171V46H170ZM40 48H41V47H40ZM122 48H124L123 51H122ZM128 48H131V47L129 46ZM136 48H138V47H136ZM26 49H27V48H26ZM126 49H127V48H126ZM126 49H125V50H126ZM176 49H177V48H176ZM176 49H175V50H176ZM22 50H23V49H22ZM28 50H29V49H28ZM41 50H42V48H41ZM58 50H59V49H58ZM69 50H70V49H69ZM107 50H108V51H107ZM144 50H143V51H144ZM182 50H183V49H182ZM24 51H25V50H24ZM26 51H27V50H26ZM52 51H53V52H54V51L56 52V50H52ZM126 51H127V50H126ZM138 51H139V50H137V52H138ZM165 51H166V50H164V53H165ZM168 51H171V49H170V50L168 49ZM34 52H35V51H34ZM55 52H54V55H55ZM60 52H61V51H60ZM67 52H68V50L65 51V54H66ZM127 52H128V51H127ZM134 52H135V50H134ZM137 52H136V57H137V55H138ZM162 52H163V51H162ZM20 53H21V52H20ZM22 53H23V52H22ZM38 53H40V52H38ZM58 53H59V52H58ZM58 53H56V55H57ZM124 53H125V52H124ZM144 53H145V52H144ZM170 53H171V52H170ZM230 53H231V52H230ZM15 54H16V53H15ZM129 54H130V53H129ZM134 54H135V53H134ZM134 54L131 53V55H134ZM167 54H168V52H167ZM209 54H211V53H209ZM218 54H219V53H218ZM3 55H4V54H3ZM16 55H17V54H16ZM18 55H19V54H18ZM20 55H21V54H20ZM78 55H77V56H78ZM113 55H114V60H113ZM124 55L129 56V55H127V54H124ZM142 55L144 56V54H142ZM142 55H141V56H142ZM231 55H232V54H231ZM1 56H2V55H1ZM23 56H24V55H23ZM50 56H51V55H50ZM58 56H59V55H58ZM63 56H64V55H63ZM68 56H69V54H68ZM68 56H67V57H68ZM126 56H125V57H126ZM146 56H147V55H146ZM224 56H226V57H230V55H229V56H228V54L225 55V53H224ZM13 57H15V56H12L11 58H13ZM21 57H22V56H21ZM30 57H31V56H30ZM32 57H33V56H32ZM32 57H31V58H32ZM70 57H71V56H70ZM73 57H74V55H73ZM138 57H139V56H138ZM144 57H145V56H144ZM166 57H168V56H166ZM11 58H10V60H12ZM34 58H35V56H34ZM34 58H33V59H34ZM68 58H69V57H68ZM74 58H75V57H74ZM79 58H78V59L76 58V61H78ZM126 58H127V57H126ZM132 58H134V56H133V57H132V56H129V59L127 60V62H128L130 59H132ZM139 58H140V57H139ZM141 58H142V57H141ZM141 58H140V59H141ZM154 58H155V59H154ZM164 58H165V57H164ZM168 58H169V57H168ZM27 59H28V56H27ZM37 59H38V58H37ZM85 59H87V58H85ZM123 59L125 60V58H123ZM165 59H166V58H165ZM223 59H225V58H223ZM223 59H222V60H223ZM0 60H1V59H0ZM10 60H9V61H10ZM59 60H60V59H59ZM73 60H74V59H73ZM119 60H120V61H119ZM132 60H133V59H132ZM135 60H136V59H135ZM135 60H134V61H135ZM141 60L144 61V59H141ZM227 60H228V61H226L225 63H228L230 59H227ZM5 61H6V60H5ZM26 61H27V60H26ZM60 61H61V60H60ZM66 61H67V59L64 60V58H63V61H61V63L63 64V63H65ZM69 61H71V60L69 59ZM69 61H68V62H69ZM76 61H75V64H76ZM136 61H138V60H136ZM0 62L2 63L3 60L0 61ZM13 62H14V61H13ZM17 62H18V61H17ZM36 62H37V61H36ZM36 62H35V64H36ZM68 62H66V64H67ZM122 62H123L124 64L126 63V62H124V61H122ZM129 62H130V61H129ZM149 62H147V63H149ZM214 62H215V61H214ZM214 62H212V63H214ZM216 62H218V61H216ZM219 62H220V61H219ZM219 62H218V63H219ZM235 62H236V61H235ZM5 63H6V62H4V64H5ZM15 63H16V62H15ZM20 63H21V60H20ZM33 63H34V62H33ZM71 63H72V61H71ZM77 63H78V62H77ZM130 63H131V62H130ZM130 63H129V64H130ZM132 63H134V62L132 61ZM135 63H136V62H135ZM142 63H143V62H142ZM142 63H141V65H142ZM218 63H217V64H218ZM225 63H224V64H225ZM229 63H230V64H228L227 66L231 67V69H232L231 62H229ZM233 63H234V61L232 62V64H233ZM240 63H241V62H240ZM66 64H65V66H66ZM73 64H74V63H73ZM78 64H79V63H78ZM127 64H128V63H127ZM139 64H140V62H139ZM144 64H145V63H144ZM144 64H143V65H144ZM193 64H194V63H193ZM217 64H216V65H217ZM220 64H221V63H220ZM224 64H223V65H224ZM238 64H239V62H238ZM238 64H237V65H234V66H235L234 68H236V66L238 67ZM250 64H251V62H250ZM6 65H8V64L6 63ZM13 65L15 66V64H13ZM19 65H20V64H19ZM19 65H18V66H19ZM22 65H23V64H22ZM22 65H20V66H22ZM31 65H32V64H31ZM41 65H42V64H40V66H41ZM84 65H85V64H84ZM131 65H132V64H131ZM148 65H149V64H148ZM164 65H165V64H164ZM210 65H211V63H210ZM210 65H208V66H210ZM225 65H226V64H225ZM242 65H243V66H242ZM244 65H245V64H243V63L241 64L242 69H243V67L246 66V65H245V66H244ZM1 66H3V65L1 64ZM11 66H12V65H11ZM25 66H27V65H25ZM28 66H30V65L28 64ZM28 66H27V67H28ZM42 66H43V65H42ZM42 66H41V67H42ZM63 66H64V65H63ZM122 66H123V65H122ZM132 66H133V65H132ZM132 66H131V67H132ZM218 66H219V65H218ZM218 66H217L216 68H218ZM220 66H222V65H220ZM227 66H225V68H226ZM247 66H248V65H247ZM12 67H13V66H12ZM31 67H33V65H32ZM124 67H125V65L123 66V69H124ZM128 67H130V65H129ZM128 67L126 68V70L131 68V67H130V68H128ZM136 67H138V66H136ZM139 67H140V66H139ZM144 67H145V66L141 67L140 70L142 71V68H144ZM171 67H172V65H171ZM213 67H215V66H213ZM222 67H223V66H222ZM229 67H228V68H229ZM248 67H249V66H248ZM5 68H6V67H5ZM13 68H14V67H13ZM15 68H16V67H15ZM17 68H18V67H17ZM25 68H26V67H25ZM65 68L67 69V66H66ZM134 68H135V67H134ZM216 68H215V69H216ZM246 68H247V67H246ZM250 68H251V65H250ZM3 69H4V68H3ZM20 69H21V68H20ZM20 69H18V70L20 71ZM28 69H29V68H28ZM66 69H65V70H66ZM109 69H111V70L113 69L112 71L114 72V74H112V73H111L112 71H109ZM131 69H133V67H132ZM165 69H166V67H165ZM169 69H170V68H169ZM210 69H211V68H210ZM219 69H220V68H219ZM223 69H224V68H223ZM236 69H237V68H236ZM236 69H234V70H236ZM239 69H240V67H239ZM239 69H238V70H239ZM8 70H9V65H8ZM30 70H32V69H30ZM68 70H69V69H68ZM71 70H73V72H74V69H71ZM106 70L109 71L110 74H108V72H107ZM137 70H138V68H137ZM174 70H175V69H174ZM182 70H183V69H182ZM207 70H209L208 67H207ZM213 70H214V69H213ZM213 70H212V71H213ZM224 70H225V69H224ZM3 71H4V70H3ZM5 71H6V72H4L5 74L8 73V71H7L6 69H5ZM11 71H12V70H11ZM14 71H17V69H16V70L14 69L13 72H14ZM75 71H76V70H75ZM77 71H76V72H77ZM87 71H89V73H90V71H91L92 74L95 75L96 78H97L98 80H97V81H93V82H92V81H88V82H79V81L81 80V78L87 76V74L85 73V72H87ZM130 71H131V70H129V72H130ZM143 71H144V70H143ZM177 71H178V69H177ZM209 71H210V70H209ZM218 71H219V70H218ZM221 71H222V69H221ZM232 71H233V69H232ZM244 71H246L245 73H247V74H248V72H250V70H249V71L244 70ZM254 71H256V70H254ZM254 71H251V72H252V75H251L252 77L250 78V81H248V85H247L248 88H253L257 83H259L257 80H258V78H260V76L262 75V74L259 75V73H256V74H255ZM257 71H258V70H257ZM0 72H2V70H1ZM9 72H10V71H9ZM20 72L23 74V71H20ZM65 72H67V70H66ZM76 72H75V73H76ZM132 72H133V71H132ZM132 72H130V74H132ZM135 72H136V71H135ZM135 72H134V73H135ZM137 72H138V71H137ZM167 72H168V71H167ZM167 72H166V74H167ZM206 72H208V71H206ZM223 72H224V71H223ZM237 72H238V71H237ZM4 73H3V74H4ZM68 73H69V74H68V77H69V75H71L72 73L70 74L69 71H68ZM144 73H145V75H147L146 73H148V72L145 71ZM209 73H210V72H209ZM231 73H232V72H231ZM1 74H2V73H1ZM3 74H2V75H3ZM14 74H15V72H14ZM14 74H12V75H14ZM84 74H85L86 76H83ZM142 74H143V73H142ZM150 74H151V73H150ZM150 74H149V75H150ZM204 74H205V73H204ZM217 74H218V75H217ZM236 74H240V72H238V73H236ZM242 74H243V73H241V75H242ZM16 75H17V73H16ZM18 75H19V74H18ZM97 75L99 76V78L97 77ZM167 75H168V74H167ZM170 75H171V74H170ZM202 75H203V74H202ZM202 75H200V76L202 77ZM210 75H211V74H210ZM210 75H209V76H210ZM216 75H217V78H218V76H220L221 74L216 73ZM222 75H223V77H224V74H222ZM243 75H244V74H243ZM248 75H249V74H248ZM19 76L21 77V74H20ZM142 76H144V75H142ZM175 76H176V75H172L171 78L174 79ZM188 76L190 77V75H188ZM204 76L206 77V75H204ZM213 76H214V75H213ZM213 76H212V77H213ZM225 76H226V75H225ZM227 76H228V79H229V75H227ZM1 77H2V76H1ZM3 77L5 78V76H3ZM7 77L9 78V76H6V78H7ZM10 77H11V72H10ZM12 77H13V76H12ZM12 77H11V78H12ZM16 77H18V76H16ZM68 77H66V75H65V76L63 77V79L65 78V80H66ZM134 77H136V74H135ZM134 77H133V78H134ZM138 77H139V76H138ZM140 77H141V76H140ZM168 77H169V76H168ZM189 77H187V78L185 77L184 79H180L181 81H178V79H177L178 82L176 81V82H173V83H175V84H181L182 81L184 82L186 79H189ZM214 77H215V76H214ZM233 77H234V76H233ZM4 78H3V80L6 79V78H5V79H4ZM11 78H9V79H11ZM22 78H23V77H22ZM22 78H21V79H22ZM24 78H25V76H24ZM39 78H40V77H39ZM69 78L72 79L71 76H70ZM96 78L94 77V79H96ZM133 78H132V79H133ZM148 78H149V77H148ZM181 78H182V77H181ZM231 78H232V77H231ZM18 79H19V78H18ZM61 79H62V78H61ZM63 79H62V80H63ZM84 79H87V78H83L82 80L84 81ZM130 79H131V76H130ZM169 79H170V78H169ZM196 79H197V78H196ZM200 79H201V78H200ZM202 79H203V78H202ZM205 79H206V78H205ZM22 80H23V79H22ZM24 80H25V79H24ZM24 80H23V81H24ZM69 80H70V79H69ZM69 80H68V81H69ZM82 80H81V81H82ZM89 80H90V79H89ZM138 80H140V79H138ZM191 80L194 81V76H193V79H191ZM191 80H190V81H191ZM211 80H212V79H211ZM225 80H226V79H225ZM230 80H231V79H230ZM230 80H229V81H230ZM16 81H17V80H16ZM18 81H19V80H18ZM18 81L15 82V83H18ZM68 81H67V82H68ZM70 81H71V80H70ZM70 81H69V82H70ZM77 81H78V82H77ZM172 81H173V80H172ZM186 81H187V80H186ZM196 81H198V79H197ZM203 81H204V80H203ZM207 81H208V80H207ZM212 81H213V80H212ZM262 81H263V80H262ZM1 82H2V81H1ZM24 82H25V81H24ZM62 82H63V81H62ZM167 82H168V81H167ZM209 82H210V79H209ZM245 82H246V81H245ZM2 83H3V82H2ZM8 83H9V82H8ZM15 83H13V84L16 86ZM19 83H20V82H19ZM21 83H23V82L21 81ZM129 83H130V84H129ZM140 83H141V82H140ZM170 83L174 86V84H173L172 82H168L167 84L169 85ZM197 83H198V82H197ZM200 83H201V82H200ZM224 83H225V82H223V84H224ZM226 83H227V82H226ZM230 83H231V82H230ZM239 83H240V82H239ZM241 83H242V82H241ZM243 83H244V82H243ZM261 83H262V82H261ZM263 83H264V82H263ZM23 84H27V82H25V83H23ZM68 84H69V83H68ZM71 84H72V83H70L69 85H71ZM167 84H166V85H167ZM223 84H222V86H223ZM259 84H260V83H259ZM259 84H258V85H259ZM21 85H22V84H21ZM21 85H19V87H17V86H16V87H17V88H20ZM186 85H188L187 82H186ZM189 85H190V84H189ZM189 85H188V86H189ZM202 85H203V84H202ZM230 85L232 86V84H230ZM240 85H241V84H240ZM261 85H262V84H260V86H261ZM9 86H10V85H9ZM23 86L25 87V85H23ZM144 86H145V85H144ZM170 86H171V85H170ZM190 86H191V85H190ZM224 86H225V85H224ZM260 86H258V87H260ZM24 87H21V88H24ZM26 87H28V86H26ZM111 87H112V86H111ZM160 87H162V86H160ZM167 87H168V89H169V86H167ZM175 87H177V86L175 85ZM196 87H197V86H196ZM237 87H238V86H237ZM256 87H257V86H256ZM256 87H255V88H256ZM11 88H12V87H11ZM14 88H15V87H14ZM72 88L74 89V87H72ZM134 88H135V87H134ZM162 88H163V87H162ZM165 88H166V86H165ZM170 88H171V87H170ZM172 88H173V87H172ZM180 88H181V86L179 85V86L177 87V90H179ZM188 88H189V87H188ZM193 88H194V87H193ZM12 89H13V88H12ZM12 89H11V90H12ZM15 89H16V88H15ZM15 89H14V90H15ZM26 89L28 90L29 87L26 88ZM26 89L24 88V91H25ZM139 89H141V88H139ZM150 89H151V87H150ZM155 89H156V88H155ZM155 89H154V90H155ZM168 89H167V88L164 89V91H166L167 94H168V92H169ZM175 89H176V88H175ZM184 89H185V88H184ZM199 89H200V88H199ZM259 89H260V88H259ZM1 90H2V89H1ZM16 90H17V89H16ZM16 90H15V92L12 91V93H17V94H18V97H19V93L21 94V92H16ZM30 90H31V89H30ZM74 90H75V89H74ZM104 90H105V89H104ZM106 90H107V89H106ZM145 90H146V89H145ZM187 90H188V89H187ZM247 90H248V89H247ZM253 90H257V91H258L257 88H256V89H253ZM18 91H21V90H18ZM31 91H32V90H31ZM83 91H84V92H83ZM108 91H109V90H108ZM108 91H107V92H108ZM155 91H156V90H155ZM157 91H159V90L157 89ZM167 91H168V92H167ZM185 91H186V90H185ZM190 91H191V90H190ZM207 91H208V90H207ZM236 91H237V90H236ZM259 91H260V90H259ZM8 92H9V91H8ZM10 92H11V91H10ZM32 92H33V91H32ZM32 92H31V93H32ZM73 92H74V91H73ZM114 92H115V91H114ZM213 92H214V91H213ZM26 93H28V91H26ZM26 93H25V95H26ZM31 93H30V94H31ZM74 93H75V92H74ZM98 93H99V92H98ZM146 93H148V91H147ZM146 93H144V97H145V95H147ZM250 93H251V92H249V94H250ZM22 94H23V91H22ZM30 94L28 93L29 96H30ZM66 94H67V93H66ZM85 94H86V93H85ZM85 94H84V95H85ZM107 94H108V93H107ZM111 94H112V93H111ZM138 94H139V93H138ZM159 94H160V92H159ZM163 94H164V93H163ZM167 94H166V95H167ZM251 94H252V93H251ZM11 95H14V94H11ZM78 95H79V94H78ZM84 95H83V96H84ZM88 95H86V96H87V97H90V96H88ZM102 95H103V94H102ZM141 95H143V94H141ZM141 95H140V96H141ZM148 95H149L148 99L151 98V97H150V94H148ZM184 95H186V94H184ZM21 96L23 97V95H21ZM21 96H20V97H21ZM45 96H46V95H45ZM93 96H95V95H93ZM100 96H101V93H100ZM104 96H105V95H104ZM234 96H235V95H234ZM249 96H250V95H249ZM253 96H254V95H253ZM256 96H257V95H256ZM10 97H11V96H10ZM78 97H79V96H78ZM81 97H82V96H81ZM87 97H86V98H87ZM95 97H96V96H95ZM98 97H99V96H98ZM135 97H136V99L138 98V96H132V97L130 96V98L133 99V100L135 99ZM144 97H143V98H144ZM154 97H155V96H154ZM240 97H241V96H240ZM242 97H243V96H242ZM260 97H261V96H260ZM56 98H57V97H56ZM76 98H77V97H76ZM91 98H93V97L91 96ZM91 98H90V99H91ZM107 98H108V97L106 96V99H107ZM119 98H129V95H125V96H124L123 94H121V95L119 96ZM12 99H13V98H12ZM22 99H23V98H22ZM22 99H21V102H22ZM28 99H29V98H28ZM28 99H27V102H28ZM53 99H54V98H53ZM57 99H58V98H57ZM62 99H63V98H62ZM96 99H99V98L96 97L95 100H96ZM110 99H111V98H110ZM131 99H130V100H131ZM136 99H135V100H136ZM141 99H142V98H141ZM151 99H152V98H151ZM154 99H155V98H154ZM238 99H239V98H238ZM249 99H250V98H249ZM253 99H255V98H253ZM29 100H30V99H29ZM55 100H56V99H55ZM64 100H65V99H64ZM78 100H80V99H78ZM91 100H92V99H91ZM133 100H132L131 102H133ZM135 100H134V102H136ZM142 100H143V99H142ZM0 101H1V100H0ZM49 101H52V99L49 100ZM81 101H84V100H81ZM112 101H113V100H112ZM156 101H157V100H156ZM242 101H243V100H242ZM257 101H258V100H257ZM9 102H10V101H9ZM9 102H8V104H10ZM18 102H19V101H18ZM21 102H20V103H21ZM25 102H26V101H25ZM47 102H48V101H47ZM47 102H46V103H47ZM56 102H57V101H56ZM65 102H66V101H65ZM84 102H85V101H84ZM91 102H92L91 104H95L94 101H91ZM124 102H125V101H124ZM138 102H140V101H138ZM202 102H203V101H202ZM5 103H6V102H4V104H5ZM60 103H61V102H60ZM62 103H63V102H62ZM68 103H69V102H68ZM82 103H83V102H82ZM101 103L104 104V105L102 104L103 106H108V105H110L112 102L109 101V100H107L106 102L102 101ZM122 103H123V102H122ZM122 103H121V104H122ZM126 103H127V102H126ZM255 103H257V102L255 101ZM2 104H3V103H2ZM21 104H22V103H21ZM26 104H27V103H26ZM42 104H43V102H42ZM49 104H52V103L49 102ZM58 104H59V103H58ZM63 104H65V103H63ZM63 104H60V105H63ZM84 104H85V103H84ZM98 104H100V102H99ZM131 104H132V103H131ZM133 104H135V103H133ZM143 104H145V103H143ZM149 104H151V103H149ZM204 104H205V103H204ZM236 104H237V103H236ZM24 105H25V104H24ZM40 105H41V104H40ZM40 105H38V106H40ZM44 105H45V104H44ZM65 105H66V104H65ZM70 105H72V104H70ZM85 105H86V104H85ZM154 105H155V103H154ZM237 105H238V104H237ZM248 105H249V104H248ZM253 105H254V103H253ZM3 106H7V105H3ZM63 106H64V105H63ZM78 106H79V105H78ZM82 106H83V105H82ZM92 106H93V105H92ZM95 106H96V105H95ZM146 106H147V105H146ZM146 106H145V107H146ZM148 106H149V105H148ZM152 106H153V105H152ZM202 106H203V105H202ZM208 106H209V105H208ZM235 106H236V105H235ZM256 106H257V105H256ZM8 107H9V106H8ZM36 107H37V106H36ZM40 107L44 109L43 106H40ZM47 107H48V106L46 105V108H47ZM59 107L61 108V106H59ZM59 107H57V108H59ZM84 107H85V106H84ZM84 107H83V108H84ZM87 107H90V106H88V104H87ZM97 107H99V106H97ZM123 107H124V105H123ZM128 107H130V106L128 105ZM137 107H138V106H137ZM10 108H11V107H10ZM14 108H15V107H14ZM28 108H29V107H28ZM38 108H39V107H38ZM41 108H40V109H41ZM53 108H55V106H54ZM66 108H67V107H65L64 109H66ZM69 108H70V107H69ZM69 108H68V109H69ZM79 108H80V106H79ZM79 108H77V106H75V109H74V110H78V111H79ZM90 108H91V107H90ZM104 108H106V107H104ZM104 108H102V109L104 110ZM112 108H113V107H112ZM125 108H126V107H125ZM132 108H133V106H132ZM205 108H206V107H205ZM262 108H263V107H262ZM47 109H48V108H47ZM47 109H46V110H47ZM85 109H86V108H85ZM85 109H84V110H85ZM96 109H97V108H96ZM96 109H95V110H96ZM108 109H109V108H108ZM143 109H144V108H143ZM203 109H204V108H203ZM8 110H11V111L15 112L13 109H9V108H8ZM18 110H19V108H18ZM32 110H33V109H32ZM44 110H45V109H44ZM48 110H49V109H48ZM50 110H51V109H50ZM70 110L72 111L73 109L70 108ZM70 110H69V111H70ZM80 110H82V109H80ZM87 110H88V109H87ZM87 110H85V111H87ZM91 110L93 111V108H91ZM97 110H98V109H97ZM99 110H101V109H99ZM103 110H102V112H103ZM112 110H113V109H112ZM116 110H117V109H116ZM118 110H119V109H118ZM123 110H124V109H123ZM126 110H127V109H125L124 112H125ZM147 110H149V109L147 108ZM245 110H246V109H245ZM254 110H255V109H254ZM254 110H251V111H254ZM262 110H264V108H263ZM19 111H20V110H19ZM57 111H58V110H57ZM59 111H60V109H59ZM71 111H70V113H71ZM85 111H84V112H85ZM106 111H110V110H106ZM106 111H105V113H106ZM233 111H234V110H233ZM255 111L257 112V110H255ZM7 112H8V111H7ZM16 112H17V111H16ZM28 112H30V111H28ZM40 112L42 113V110H40ZM52 112H53V110H52ZM72 112H73V111H72ZM75 112H76V111H75ZM79 112H80V111H79ZM84 112L81 111V113H84ZM87 112H88V111H87ZM87 112H86V113H87ZM97 112H98V111H97ZM112 112H113V111H111V113H112ZM114 112H115V111H114ZM117 112H118V111H117ZM119 112H122L121 109H120ZM130 112H131V111H130ZM146 112H147V111H146ZM258 112H260V111H258ZM262 112H263V111H262ZM1 113H2V112H1ZM23 113H24V112H23ZM35 113H36V112H35ZM38 113H39V112H37V116L39 115ZM53 113L56 114L55 111H54ZM53 113H52V118L54 117V116H53V115H54ZM60 113L62 114V112H59V113L57 112V115H59ZM63 113H64V112H63ZM81 113H80V114H81ZM89 113H90V110H89ZM89 113H88V114H89ZM98 113H100V112H98ZM98 113H97V114H98ZM143 113H144V112H143ZM249 113H250V112H249ZM251 113H252V115H253V112H251ZM251 113H250V114H251ZM8 114H10V113H8ZM12 114H13V113H12ZM15 114H17V113H15ZM31 114H32V113L30 112V115H31ZM94 114H95V113H94ZM101 114H102V113H101ZM103 114H104V113H103ZM109 114H110V113H109ZM113 114H114V113H113ZM116 114H118V113H116ZM116 114H114V115H115V116H118V115H120L121 113L118 114V115H116ZM140 114H141V113H140ZM250 114H249V115H250ZM19 115H21V114L19 113ZM30 115H28V116H30ZM33 115H35V114H32L31 116H33ZM50 115H51V113H50ZM50 115H49V116H50ZM57 115H55V117H56ZM63 115H64V114H63ZM63 115H62V116H63ZM77 115H78V114H77ZM77 115H76V113H75V114H74V118H75V119H73V114H72V120H73V122L77 121L76 119H78V118L75 117V116H77ZM98 115H99V114H98ZM105 115H106V114H105ZM122 115L124 116V115H126V113H125V114H122ZM196 115H197V114H196ZM240 115H241V114H240ZM6 116H7V115H6ZM17 116H18V115H17ZM42 116H43V115H42ZM42 116H41V120H42ZM83 116H84V115H81V116H80V117H81V120H84V118L82 119ZM88 116H89V115H88ZM94 116H96V115H94ZM109 116H110V115H109ZM111 116H112V115H111ZM111 116H110V117H111ZM139 116H140V115H139ZM144 116H145V115H144ZM215 116H216V115H215ZM3 117H4V116H3ZM3 117H2V115H1L0 118H3ZM24 117H25V116H24ZM33 117H35V116H33ZM33 117H32V121L34 120ZM43 117H44L43 119L46 118L45 116H43ZM65 117H66V116H65ZM67 117H68V116H67ZM67 117H66V118H67ZM77 117H78V116H77ZM84 117H87V115L84 116ZM96 117H97V116H96ZM100 117H101V115H100ZM105 117H106V119H108L107 116H105ZM113 117H114V116H112V118H113ZM124 117H125V116H124ZM153 117H154V116H153ZM153 117H152V119H153ZM241 117H243V116L241 115ZM14 118H16V117H14ZM38 118H39V117H38ZM56 118H57V117H56ZM59 118H60V117H59ZM59 118H58V121L61 119V118H60V119H59ZM66 118H65V119H66ZM90 118H91V116H90ZM102 118H103V117H102ZM112 118H111V119H108V122H110L109 120H112ZM154 118H155V117H154ZM156 118H157V117H156ZM156 118H155V119H156ZM212 118H213V117H212ZM239 118H240V117H239ZM256 118H257V117H256ZM11 119H12V118H11ZM24 119H27V118L25 117ZM46 119H47V118H46ZM65 119H64V120H65ZM67 119L71 120V117H70V118L68 117ZM67 119H66V121H67ZM94 119H95V118H94ZM115 119H116V118H115ZM240 119H241V118H240ZM1 120H2V119H1ZM1 120H0V121H1ZM4 120H5V119H4ZM12 120H13V119H12ZM12 120H10L11 122H10L9 124L12 123ZM18 120H19V119H18ZM47 120H48V119H47ZM52 120L54 121L55 119H52ZM52 120L49 118V121H52ZM87 120H88V119H87ZM87 120H86V122L89 121V120H88V121H87ZM97 120H98V118H97ZM133 120H134V119H133ZM5 121H6V120H5ZM5 121H4V123H6ZM13 121H14L13 124H15V120H13ZM37 121H39L38 123H41L40 120H37ZM49 121H48V122H49ZM55 121H56V120H55ZM66 121H65V123H66ZM84 121H85V120H84ZM209 121H211V120H209ZM249 121H250V120H249ZM254 121H255V120H254ZM26 122H27V121H26ZM26 122H25V123H26ZM34 122H35V121H34ZM42 122H43V120H42ZM60 122H61V120H60ZM60 122H59V123H60ZM69 122H72V121H69ZM69 122L66 123V124H69ZM77 122H78V121H77ZM79 122H80V120H79ZM81 122H82V121H81ZM103 122H104V120H103ZM117 122H118V121H117ZM258 122H260V120H259ZM2 123H3V122H2ZM4 123H3V124H4ZM46 123H47V122H46ZM84 123H85V122H84ZM138 123H139V122H138ZM250 123H251V122H250ZM252 123H253V122H252ZM254 123H255V122H254ZM263 123H264V122H263ZM13 124H12V126H13ZM31 124H32V123H31ZM48 124H49V123H48ZM62 124H63V122H62ZM62 124H61V125H62ZM66 124H65V126H66ZM71 124H72V123H71ZM76 124H77V123H76ZM81 124L83 125V123H81ZM88 124H89V123H88ZM91 124H92V123H91ZM91 124H90V125H91ZM104 124H105V123H104ZM117 124H118V123H117ZM206 124H207V123H206ZM213 124H214V123H213ZM5 125H7V124H5ZM5 125H4V126H5ZM20 125H22V124H20ZM23 125H24V124H23ZM25 125L28 126L27 124H25ZM35 125H37V124H34V125H33V128H34ZM52 125H53V124L51 123V126H52ZM54 125H55V124H54ZM56 125H58V123H56ZM59 125H60V124H59ZM59 125H58V127H59ZM72 125H73V124H72ZM72 125H71V126H72ZM74 125H75V124H74ZM79 125H80V124H79ZM105 125H106V124H105ZM123 125H124V124H123ZM165 125H166V124H165ZM181 125H182V124H181ZM192 125H193V124H192ZM254 125H255V124H254ZM17 126H18V125H17ZM41 126H43V125H41ZM65 126H63V129L66 128ZM68 126H69V125H68ZM68 126H67V128H69ZM71 126H70V127H71ZM76 126H78V125H76ZM85 126H86V123H85ZM85 126H84V127H85ZM88 126H89V125H88ZM117 126H118V125H117ZM121 126H122V125H121ZM147 126H148V125H147ZM167 126H168V125H167ZM167 126H166L165 128H167ZM249 126H250V125H249ZM13 127H14V126H13ZM15 127H16V126H15ZM38 127H39V125H38ZM58 127H56V128H58ZM61 127H62V126H61ZM64 127H65V128H64ZM74 127H75V126H74ZM78 127H79V126H78ZM86 127H87V126H86ZM89 127H90V126H89ZM119 127H120V126H119ZM162 127H163V126H162ZM162 127H161V129H162ZM168 127H169V126H168ZM182 127H183V126H182ZM222 127H223V126H222ZM247 127H248V126H247ZM263 127H264L263 125H259V129H262V130H263ZM5 128H6V126H5ZM10 128H12V127H10ZM18 128H19V127H18ZM18 128L14 129V133H15V130H17ZM42 128L45 129V127H42ZM71 128H72V127H71ZM76 128H77V127H76ZM79 128H80V127H79ZM87 128H88V127H87ZM103 128H104V127H103ZM105 128H106V127H105ZM172 128H173V127H171V129H172ZM236 128H237V127H236ZM249 128H250V129H253V125L250 126ZM0 129H1V127H0ZM12 129H13V128H12ZM20 129H21V127L18 129V131H19ZM22 129H23V128H22ZM53 129H55V128H53ZM53 129H50V130L52 131ZM74 129H75V128H74ZM84 129H86V128H84ZM84 129H83V130H84ZM100 129H101V128H100ZM158 129H159V127L157 128V131H158ZM169 129H170V128H169ZM182 129H183V128H182ZM203 129H206V128H203ZM239 129H240V128H239ZM23 130H25V127H24ZM28 130H29V129H28ZM32 130H33V129H32ZM32 130H30L29 132H31ZM41 130H42V129H41ZM48 130H49V129H48ZM50 130L47 131V132H50ZM56 130H57V129H56ZM66 130H67V129H66ZM81 130H82V128H81L80 130L78 129V131H81ZM106 130H107V129H106ZM113 130L115 131V129H113ZM130 130H131V128H130ZM144 130H146V129H144ZM240 130H241V129H240ZM244 130H245V128H244ZM0 131H1V130H0ZM3 131H4V130H3ZM20 131H21V130H20ZM54 131H55V130H54ZM54 131H53V132H54ZM62 131H63V130H62ZM67 131H69V130H67ZM72 131H73L72 133H74L76 130H75V131L72 130ZM98 131H99V127H98ZM98 131H97V134H98V137H99V133H100V132L98 133ZM103 131H104V130H103ZM103 131H101V132H103ZM131 131H132V130H131ZM1 132H2V131H1ZM1 132H0V133H1ZM4 132H5V131H4ZM7 132H8V131H7ZM12 132H13V131H12ZM38 132H39V130H38ZM53 132H52V133H53ZM56 132H58V131H56ZM59 132H60V131H59ZM59 132H58V133H59ZM64 132H65V131H64ZM76 132H77V131H76ZM85 132H88V131L85 130ZM160 132H161V131L157 132V135H158V133H159V135H160ZM163 132H164V130H163ZM163 132H161V133H163ZM168 132H169V131H168ZM199 132H200V131H199ZM14 133H13V134H14ZM31 133H32V132H31ZM35 133H36V132H35ZM40 133H41V131H40ZM68 133H69V132H67V134H68ZM79 133H80V132H78V134H79ZM95 133H96V132H95ZM95 133H94V134H95ZM127 133H128V132H127ZM131 133H132V132H131ZM138 133H139V132H138ZM144 133H145V132H144ZM165 133H166V132H165ZM1 134H5V133H1ZM15 134H16L17 137H18L19 133H18L17 131H16ZM20 134H21V133H20ZM23 134H25V133L22 132V135H23ZM26 134H27V133H26ZM32 134H34V133H32ZM37 134H38V136H39V133H36L35 135L37 136ZM43 134H45V133H43ZM69 134H70V133H69ZM74 134H75V133H74ZM81 134H82V133H81ZM81 134H80V135H81ZM85 134H86V133H85ZM92 134H93V133H92ZM92 134H91V136H94V135H92ZM102 134H103V133H102ZM112 134H114L113 131H112ZM123 134H124V133H123ZM140 134H142V132H140ZM140 134H139V135H140ZM154 134H155V133H154ZM168 134H169V133H168ZM260 134H261V133H260ZM16 135H15V137H16ZM30 135H31V134L29 133V135L26 136V137H27L26 139H28V138L30 137ZM35 135H34V136H35ZM41 135H42V134H41ZM41 135H40V137H41ZM46 135H47V134H46ZM48 135H49V134H48ZM48 135H47V136H48ZM72 135H73V134H72ZM75 135H76V134H75ZM100 135H101V134H100ZM107 135L110 136V134H107ZM107 135H104V136H107ZM125 135H126V134H124V141H125ZM155 135H156V134H155ZM161 135H162V134H161ZM163 135H164V133H163ZM239 135H241V134H239ZM249 135L251 136V133H250ZM249 135H248V137H249ZM3 136H4V135H3ZM5 136H6V135H5ZM5 136H4V137H5ZM10 136H11V135H10ZM13 136H14V135H13ZM28 136H29V137H28ZM32 136H33V135H32ZM34 136H33V137H34ZM38 136H37V137H38ZM44 136H45V135H44ZM58 136H59V135H57V137H56V136H55V137L59 139V137H60L61 135H60L59 137H58ZM63 136L67 137L66 135H63ZM84 136H85V135H84ZM86 136H90V135H86ZM119 136H120V135H119ZM119 136H118V137H119ZM121 136H122V135H121ZM144 136H145V134H144ZM175 136H176V135H175ZM175 136H174V137H175ZM263 136H264V135H263ZM0 137H1V136H0ZM7 137L9 138V135H8ZM7 137H6V138H7ZM20 137H21V136H20ZM37 137H35V138H37ZM40 137H39V140H40ZM49 137H51V136H49ZM49 137H48V138H49ZM55 137H53V138H55ZM70 137H71V134H70ZM94 137H95V136H94ZM96 137H97V136H96ZM102 137H103V136H102ZM102 137H101V138H102ZM179 137H180V136H179ZM244 137H245V136H244ZM1 138H2V139H1ZM1 138H0V139L3 140V137H1ZM8 138H7V139H8ZM48 138H46V139H48ZM74 138L76 139V138H78V137L76 136V137H74ZM89 138H90V137H89ZM89 138H88L89 141H91V142H92V141H93V142L96 141V142H97V140H95V138H94L93 140H90ZM92 138H93V137H92ZM103 138L105 139V142H107V141H108V143L111 142V141H109V140H106L107 137H103ZM103 138H102V139H103ZM109 138H110V137H109ZM109 138H108V139H109ZM111 138H112V137H111ZM120 138H121V137H120ZM120 138H119V139H120ZM127 138H128V137H127ZM152 138H153V137H152ZM161 138H162V137H161ZM161 138H159V139H161ZM169 138H170V137H169ZM172 138H173V137H172ZM239 138H240V137H239ZM251 138H253V137H251ZM257 138H258V137H257ZM260 138H261V137H260ZM4 139H5V138H4ZM22 139H23V138H22ZM37 139H38V138H37ZM62 139H63V138H62ZM62 139L60 138L59 140L62 141ZM71 139H72V141L75 140V139H73V137H72ZM79 139H80V138H79ZM82 139H83V137H82ZM97 139H98V138H97ZM102 139H101V141H102ZM114 139H115V138H113V140H114ZM121 139H123V138H121ZM165 139H166L165 141H167V138H165ZM196 139H197V138H196ZM245 139H246V138H245ZM9 140H10V139H9ZM32 140L34 141V138H33ZM39 140H38V141L35 140V141H37V142H36L37 144L42 143V141H43V139H42V141H40V142H39ZM50 140H51V139H50ZM50 140H49V141H50ZM53 140H56V139H53ZM53 140H52V142H54ZM59 140H58V141H59ZM76 140H77V139H76ZM76 140H75V141H76ZM80 140H81V139H80ZM83 140H84V141L87 140V137H86V139H83ZM83 140H81V143L83 142ZM94 140H95V141H94ZM111 140H112V139H111ZM139 140H140V139H139ZM154 140H155V138H154ZM169 140H170V139H169ZM4 141H6V140H4ZM15 141H16V140H15ZM18 141H19V140H18ZM30 141H31V140H30ZM47 141H48V140H47ZM58 141H57V143H58ZM77 141H78V140H77ZM77 141H76V142H77ZM89 141H88V142L86 141V143H89ZM101 141H100V142H101ZM103 141H104V140H103ZM114 141H115V140H114ZM114 141H113V142H114ZM148 141H149V140H148ZM157 141H158V138H157ZM177 141H178V140H177ZM196 141L199 142V141H201V139H200L199 141H198V140H196ZM241 141H242V139H241ZM252 141H253V140H252ZM2 142H3V141H2ZM11 142H12V141H11ZM27 142H28V140H27ZM27 142H26V144L29 145L30 143H27ZM38 142H39V143H38ZM65 142H66V139H65ZM76 142H75V143H76ZM78 142H79V141H78ZM78 142H77L76 144H77V145H78V144L80 145V143H78ZM93 142H92V143H93ZM161 142H163V141H161ZM161 142H160V143H161ZM170 142L173 144L172 140H171ZM175 142H176V141H175ZM178 142H179V141H178ZM239 142H240V141H238V143H239ZM257 142H258V141H257ZM260 142H261V141H260ZM0 143H1V142H0ZM4 143H5V142H4ZM32 143H33V145L36 144V143L34 144V142H32ZM45 143H46V142H45ZM54 143H55V142H54ZM54 143H53V144H54ZM63 143H64V142H63ZM83 143H84V142H83ZM98 143H99V142H98ZM116 143H118V142H116ZM122 143H123V142H122ZM122 143H121V145H122ZM155 143H156V142H155ZM176 143H177V142H176ZM240 143H246V142L243 141V142H240ZM240 143H239V144H240ZM6 144H8V142H6ZM6 144H1V145H2V146H3V145L5 146ZM19 144H21V143H19ZM26 144H25V145H26ZM50 144H51V143H49L48 146L44 144L42 147L46 146V147H48V150H49V149H50V147H49ZM53 144H52V146H53ZM55 144H56V143H55ZM58 144H59V143H58ZM61 144H62V143H61ZM61 144H60V146H62ZM71 144H72V143L70 142L69 145L71 146ZM93 144H95V143H93ZM102 144H103V146L105 145L104 143H101L100 146H99V150L102 148V146H101ZM113 144H114V145H113ZM113 144H112L113 146H116L115 142H114ZM142 144H143V142H142ZM148 144H149V142H148ZM150 144H151V142H150ZM150 144H149V146H150ZM153 144H154V143H153ZM153 144H152V145H153ZM164 144H165V143H164ZM210 144H211V143H210ZM231 144H232V143H231ZM234 144H235V143H234ZM263 144H264V143H263ZM9 145H12V144H8V146H9ZM16 145H17V143H16ZM28 145L26 146V148L28 147ZM30 145H31V144H30ZM72 145H74V143H73ZM84 145H85V144H84ZM84 145H83V146H84ZM86 145H87V144H86ZM89 145H91V143H90ZM89 145H88L87 147L85 146V147H86V150H87L88 152H89V150H90V148H88V147H90ZM109 145H110V144H109ZM121 145H120V147H121ZM154 145H155V144H154ZM169 145H170V143H169ZM169 145L166 144L167 147H168ZM180 145H181V144H180ZM250 145H251V144H250ZM255 145H256V143H255ZM6 146H7V145H6ZM6 146H5V147H6ZM22 146H23V145H22ZM55 146H56V145H55ZM55 146H54V147H55ZM63 146H64V144H63ZM75 146H76V145H74V147H75ZM83 146H82V147H83ZM96 146H97V145H96ZM117 146H118V144H117ZM123 146H124V145H123ZM171 146H172V145H170V147H171ZM173 146H174V145H173ZM175 146H176V145H175ZM175 146H174V147H175ZM198 146H199V145H198ZM232 146H233V144H232ZM232 146H231V147H232ZM238 146H239V145H238ZM243 146H244V145H243ZM252 146H253V144H252ZM261 146H262V144H261ZM0 147H1V146H0ZM10 147H11V146H10ZM10 147H9V148H10ZM32 147H34V146H32ZM37 147H38V146H37ZM39 147H40V150H42V148H41V144L39 145ZM56 147H57V146H56ZM58 147H59V146H58ZM72 147H73V146H72ZM80 147H81V145H80ZM82 147H81V148H82ZM93 147L95 148L94 145H93ZM110 147H111V146H110ZM120 147H118V148H120ZM146 147H147V148H145L144 150H147V149L149 148L148 146H146ZM158 147L161 148L162 146L160 147V146L158 145ZM206 147H207V145H206ZM11 148H12V147H11ZM11 148H10V149H11ZM17 148H18V147H17ZM23 148H24V147H23ZM23 148H22V149H23ZM34 148H35V147H34ZM65 148H66V147H65ZM68 148H70V147L68 146ZM77 148H78V146H77ZM81 148H80V149H81ZM105 148H106V147H105ZM108 148H109V147H108ZM153 148H154V147H153ZM168 148H169V147H168ZM184 148H185V147H184ZM193 148H194V147H193ZM202 148H203V147H202ZM208 148H209V147H208ZM240 148H241V147H240ZM253 148H254V147H253ZM253 148L250 147V149H253ZM10 149H9V150H10ZM56 149H57V148H56ZM56 149H54V150H56ZM59 149H60V148H59ZM59 149H58V151H59ZM61 149L63 150V148H61ZM75 149H76V147H75ZM78 149H79V148H78ZM78 149H77V150H78ZM80 149H79V150H80ZM91 149H92V148H91ZM97 149H98V147H97ZM97 149H95V150H93V151L96 153ZM103 149H104V148H102V150H103ZM110 149L112 150V148H110ZM115 149H117V148H115ZM151 149H152V148H151ZM151 149H149V150H151ZM170 149H171V148H170ZM170 149H169V150H170ZM211 149H212V147H211ZM223 149H225V147H224ZM223 149H222V150H223ZM231 149H233V148H231ZM236 149H237V148H236ZM3 150H4V148H3ZM12 150H14V149L12 148ZM18 150L20 151V149H18ZM23 150H25V149H23ZM30 150H32V148H31ZM30 150H29V151H30ZM40 150L38 149L39 152H40ZM48 150H47V151H48ZM54 150H52V151H54ZM65 150H67V149H65ZM72 150H73V148H72ZM79 150H78V151H79ZM111 150H110V151H111ZM155 150H159V149H155ZM177 150H179V148H178V149H175V151H177ZM201 150H202V149H201ZM220 150H221V149H220ZM220 150H219V153H220ZM241 150H242V149H241ZM246 150H247V149H246ZM257 150H258V148H257ZM19 151H18V152H19ZM44 151H46V150L44 149ZM47 151H46V152H47ZM50 151H51V149H50ZM60 151H61V150H60ZM69 151H70V149H69ZM78 151H77V152H78ZM83 151H84V149H83ZM87 151H86V152H87ZM90 151H91V150H90ZM104 151H106V150H104ZM116 151H118V150H116ZM170 151H171V150H170ZM170 151H169V152H170ZM175 151H174V152H175ZM179 151H180V150H179ZM196 151H198V149H197ZM209 151H210V150H209ZM212 151H213V150H212ZM216 151H217V150H215V153H216ZM252 151H253V150H251L250 153H252ZM3 152H4V151H3ZM13 152H14V151H13ZM22 152H23V151H22ZM25 152H26V151H25ZM30 152H31V151H30ZM30 152H29V153H30ZM56 152H57V151H56ZM63 152H65V151H63ZM73 152H74V150L71 151L72 154H73ZM91 152H92V151H91ZM107 152H108V149H107ZM120 152H121V150L118 151V152H115V150H114V153H117V154H118V153H120ZM152 152H153V151H152ZM160 152H161V150H160L158 153H160ZM204 152H205V151H204ZM221 152H222L223 154L225 153V152H223V151H221ZM235 152H237V151H235ZM239 152H240V151H239ZM243 152H244V151H243ZM256 152H257V151H256ZM259 152L262 154L264 151H263V149H262V151H259ZM4 153H5V152H4ZM7 153H9V152H7ZM10 153H11V152H10ZM10 153H9V154H10ZM31 153H32V152H31ZM31 153H30V154H31ZM41 153H42V152H41ZM59 153H60V152H59ZM65 153H67V151H66ZM74 153H75V152H74ZM84 153H85V151H84ZM84 153H83V154H84ZM97 153H98V152H97ZM99 153H101V152L99 151ZM108 153H109V152H108ZM111 153H112V154H111ZM140 153H141V152H140ZM145 153H146V152H145ZM153 153H154V152H153ZM177 153H178V152H177ZM177 153H176V155H177ZM181 153H182V152H180V154H181ZM193 153H194V152H193ZM210 153H212V152H210ZM213 153H214V152H213ZM215 153H214V154H215ZM222 153H221V154H222ZM232 153L234 154V152H232ZM244 153H245V152H244ZM253 153H254V152H253ZM9 154L7 155L8 157H9ZM11 154H12V153H11ZM21 154H23V153H21ZM27 154H28V151H27ZM27 154H26V155H27ZM35 154H36V153H35ZM45 154H47V153H45ZM45 154H43V155L45 156ZM53 154H55V153L53 152ZM53 154H52V156H53ZM68 154H69V152H68ZM79 154H80V153H79ZM87 154H88V153H87ZM89 154L91 155V153H89ZM89 154H88V155H89ZM102 154H106V152H103ZM102 154H99L98 157H100V158L103 159V160H104L105 158H107V157L103 158L102 156H104V155H102ZM138 154H139V152H138ZM147 154H149V151H148ZM154 154H155V153H154ZM154 154L151 153V155L149 154V156H153ZM156 154H157V153H156ZM172 154H173V151H172ZM178 154H179V153H178ZM180 154H179V155H180ZM184 154H185V153H184ZM184 154H183V155H184ZM204 154H205V153H204ZM207 154H208V150H207ZM233 154H232V155H233ZM248 154H249V153H248ZM248 154H247V155H248ZM255 154H256V153H255ZM255 154H252V155L254 156ZM257 154H259V153H257ZM0 155H1V154H0ZM5 155H6V154H5ZM24 155H25V153H24ZM26 155H25V156H26ZM31 155H32V154H31ZM31 155H29V156H31ZM56 155H58V154L56 153ZM59 155H60V154H59ZM66 155H67V154H66ZM88 155H87V156H88ZM96 155H97V154H96ZM100 155H102V156H100ZM106 155H107V154H106ZM111 155H113V151L110 152V154H108L107 156H111ZM136 155H137V154H136ZM158 155H159V154H158ZM158 155H156V156H158ZM166 155H168V153H167ZM176 155L173 156V157H176ZM215 155H216V154H215ZM242 155H243V154H242ZM244 155L246 156V153H245ZM259 155H260V154H259ZM259 155H258V156H259ZM25 156H23V157H25ZM32 156H33V155H32ZM34 156H35V155H34ZM39 156H40V153H39ZM60 156H61V155H60ZM62 156H64V155L62 154ZM68 156H69V155H68ZM68 156H67V159H68ZM70 156H71V154H70ZM75 156H76V155H75ZM75 156H74V157H75ZM87 156H86V157H87ZM116 156H117V155H116ZM116 156L114 155V158H115ZM120 156H121V154H120ZM143 156H145V155H143ZM146 156H147V155H146ZM149 156H148V158H149ZM168 156H169L168 158L171 157V155H168ZM177 156H178V155H177ZM206 156H208V155H206ZM221 156L225 157L226 155H225V156H224V155H220V158H221ZM227 156H228V155H227ZM235 156L238 157V158H240V154H239V156H238V154H237V155L234 154V159H235ZM248 156H249V155H248ZM248 156H246V157H248ZM255 156L257 157V155H255ZM263 156H264V155H263ZM23 157H22V158H23ZM26 157H27V156H26ZM26 157H25V158H26ZM49 157H51V155H50ZM71 157H72V156H71ZM80 157H83V155H80ZM93 157H95V155H94ZM93 157H92V158H93ZM121 157H122V156H121ZM137 157H138V155H137ZM141 157H142V156H141ZM180 157H181V156H180ZM183 157H184L183 159H185V157H187V159H188V157H190V156L186 155V156H183ZM195 157H196V156H195ZM203 157H205V155H203ZM212 157H214V156H212ZM223 157H222V159H223ZM231 157H232V156H231ZM231 157H230V158H231ZM249 157H250V156H249ZM256 157H255V158H256ZM259 157H262V156H259ZM22 158H21L20 161H22ZM47 158H48V155H47ZM51 158H53V157H51ZM75 158H76V157H75ZM75 158H73V159H75ZM77 158H78V157H77ZM112 158H113V157H112ZM114 158H113V159H114ZM117 158H118V157H117ZM123 158H124V157H123ZM135 158H136V157H135ZM145 158H146V157H145ZM151 158L154 159V156L151 157ZM198 158H199V157H198ZM208 158H209V157H208ZM215 158H216V157H214V159H215ZM228 158H229V157H228ZM250 158H251V157H250ZM23 159H24V158H23ZM27 159H28V158H27ZM29 159H32V157H29ZM49 159H50V158H48V160H49ZM65 159H66V157H65ZM67 159L65 160L66 164H64V162H63V163L60 162V163H62V164H64V165L66 166V165H67ZM79 159H81V158H79ZM83 159H84V157H83ZM88 159L91 160V156H90V158L87 157V159H85L84 161H86V160H88ZM95 159H96V158H95ZM97 159H98V158H97ZM108 159L110 160L111 158H107V161H106V162H108ZM113 159H112L111 162H113ZM118 159H119V158H118ZM136 159H138V158H136ZM143 159H144V157H143ZM195 159H196V158H195ZM251 159H252V158H251ZM260 159H261V158H260ZM0 160H1V159H0ZM24 160H25V159H24ZM34 160H35V159H34ZM34 160H33V161H34ZM51 160H52V159H51ZM54 160H55V159H54ZM56 160H57V159H56ZM59 160H60V159H59ZM59 160H57V161H59ZM92 160H94V158H93ZM92 160H91V161H92ZM164 160H165V159H164ZM188 160H189V159H188ZM192 160H193V158H192ZM223 160H224V159H223ZM226 160H227V159H226ZM226 160H225V161H226ZM231 160H232V158H231ZM240 160H241V159H240ZM240 160H238V162H240ZM245 160H246V159H245ZM254 160H255V159H254ZM2 161H3V159H2ZM4 161H5V159H4ZM28 161H29V160H27V162H28ZM36 161H39V160H36ZM36 161H35V162H36ZM46 161H47V159H46ZM73 161H75V160H73ZM95 161H96V160H95ZM117 161H118V160H117ZM117 161H114V162H116L115 165L117 164ZM119 161H120V160H119ZM139 161H141V160H139ZM146 161H147V160H146ZM152 161H153V160H151V162H152ZM155 161H156V160H155ZM166 161H168V159L165 160V162H166ZM171 161H172V158H171ZM171 161H170V162H171ZM175 161H176V160H175ZM177 161H178V158H177ZM180 161H181V160H180ZM204 161H206V159H205ZM210 161H211V160H210ZM232 161H234V160H232ZM251 161H252V160H251ZM258 161H260V160H258ZM5 162H6V161H5ZM40 162H41V161H40ZM75 162H76V161H75ZM75 162H74V164L77 165L78 162H80V160L77 161V164H76ZM87 162H89V161H87ZM97 162H98V161H97ZM97 162H96V164L99 163V162H98V163H97ZM104 162H105V161H104ZM129 162H130V161H129ZM132 162H133V161H132ZM137 162H138V161H137ZM144 162H145V161H144ZM173 162H174V160H173ZM173 162H172V163H173ZM185 162H186V160H185ZM187 162H188V161H187ZM197 162H198V161H197ZM197 162H196L195 160H193V161H190L189 163H192L191 166H193V164H194V163H197ZM200 162H201V161H200ZM207 162H208V161H207ZM207 162H206V163H207ZM211 162H212V161H211ZM211 162H210V163H211ZM215 162H217V161H215ZM222 162H223V161H222ZM222 162H221V163H222ZM228 162H229V161H227L226 163H228ZM238 162H237V164H239ZM0 163H1V162H0ZM7 163L9 164V162H7ZM22 163H23V161H22ZM24 163H26V162H24ZM24 163H23V164H24ZM30 163H32V162H29V164H30ZM33 163H34V162H33ZM33 163H32V164H33ZM60 163H59V164H60ZM68 163L70 164V161H69ZM134 163H136V162H133V163H132V166L130 165L132 168H134V165H133ZM157 163H158V162H157ZM163 163H164V162H163ZM166 163H167V162H166ZM210 163H209V164H210ZM226 163H225V164H226ZM229 163H231V161H230ZM234 163H236V162H234ZM240 163H241V162H240ZM243 163H244V162H243ZM250 163H251V162H250ZM5 164H6V163H5ZM23 164H21V165L23 166ZM26 164H27V163H26ZM37 164H38V163H37ZM37 164H36V165H37ZM40 164H41V163H40ZM40 164H38V165H39V167H38L39 170H40ZM54 164H55V163H54ZM57 164H58V163H57ZM101 164H102V167H104V166H103L104 163L102 162ZM150 164H152V163H150ZM168 164H169V163H168ZM183 164L185 165L186 163L183 162ZM183 164H182V165H183ZM213 164H214V162H213ZM223 164H224V163H223ZM1 165H4V163H3V164L1 163ZM9 165H10V164H9ZM27 165H28V164H27ZM36 165H33V166L36 168ZM60 165H61V164H60ZM60 165H58L59 168H60ZM80 165H81V164H80ZM85 165H86V164H85ZM89 165H91V164H89ZM106 165H109V163L106 164ZM106 165H105V166H106ZM111 165L115 166L114 164H111ZM117 165H118V164H117ZM126 165L129 167V164H128V163H126ZM126 165H125V166H126ZM138 165H139V164H138ZM146 165H147V164H145V166H143V165L141 166V165H140V167H145V169H146V167H147ZM173 165H174V166L177 165V166H175V167H179V166H178V162H175V164H173ZM173 165H169V166H171V168H172ZM180 165H181V164H180ZM194 165H195V164H194ZM210 165H211V164H210ZM214 165H216V164H214ZM214 165H212V166H213V169H214ZM217 165H219V167H220V164H217ZM217 165H216V166H217ZM231 165H232V164H231ZM243 165H244V164H242V166H243ZM252 165H253V163L251 164V168L253 167ZM254 165H255V163H254ZM259 165H260V163H259ZM263 165H264V161H263ZM263 165H261L260 167H262ZM10 166H11V165H10ZM65 166H63V167H65ZM67 166H68V165H67ZM99 166H100V165H99ZM125 166H124V167H125ZM159 166H160V164H159ZM162 166L165 167L164 165H162ZM205 166H206V165H204V167H205ZM208 166H209V165H208ZM224 166H225V165H224ZM227 166H228V165H227ZM232 166H233V165H232ZM256 166H257V165H256ZM6 167H8V165H7ZM6 167H4V168H5L6 170H8V168H6ZM11 167H12V166H11ZM11 167H10V168H11ZM76 167H77V166H76ZM86 167H88V164H87ZM100 167H101V166H100ZM107 167H108V166H107ZM107 167H105V168H107ZM115 167H117V166H115ZM136 167H137V165H136ZM149 167H150V166H148L147 169H148ZM167 167H168V166H167ZM183 167H185V166H182V168H183ZM187 167H188V169L190 168V166H187ZM187 167H186V170H187ZM196 167H198V163H197ZM206 167H207V166H206ZM209 167H210V166H209ZM219 167L217 166V168H219ZM234 167H236V166H234ZM234 167H233V170L235 169ZM238 167H239V166H238ZM0 168H1L0 170L3 171V168H2V167H0ZM10 168H9V169H10ZM22 168H23V167H22ZM26 168H27V167H25V169H24V168H23V169L26 171ZM29 168H30V167H29ZM29 168H27V171H28V172H26V173H30V172H32V171L29 172ZM45 168H47V167H44V169H45ZM54 168H55V166H54ZM78 168H79V167H78ZM81 168H82V167H81ZM90 168H92V167H90ZM105 168H103V169H105ZM109 168H110V167H109ZM109 168H108V169H109ZM202 168H203V167H202ZM202 168H201L200 170H202ZM221 168H223V167H221ZM245 168H246V167H245ZM251 168H250V169H251ZM23 169H22V171H23ZM36 169H37V168H36ZM41 169H42V168H41ZM87 169H88V168H87ZM97 169H98V167H97ZM123 169H124V168H123ZM142 169H143V168H142ZM150 169H151V168H149L148 171H149ZM153 169H154V167H153ZM153 169H152V170H153ZM160 169H161V168H160ZM167 169H169V168H167ZM213 169L211 168L209 171L211 172V170H213ZM246 169H247V168H246ZM248 169H249V168H248ZM252 169H255V166H254V168H252ZM259 169H260V168H258V170H259ZM261 169H262V168H261ZM261 169H260V170H261ZM263 169H264V168H263ZM263 169H262V170H263ZM17 170H18V168H17ZM31 170H32V167H31ZM39 170H38V172H40ZM50 170H51V169H50ZM105 170H106V169H105ZM111 170H112V169H110V171H111ZM113 170H114V168H113ZM113 170H112V172H111L112 174H113ZM126 170H127V169H126ZM126 170H125V171H126ZM129 170H130V168H129ZM129 170H127V172H128ZM132 170H133V169H132ZM134 170H135V169H134ZM134 170H133V171H134ZM152 170H150V171H152ZM177 170H178V169H177ZM186 170L184 169V171H186ZM189 170H191V169H189ZM197 170H198V169H197ZM214 170H216V169H214ZM220 170H221V169H219V171H220ZM227 170H228V168L226 169V171H227ZM238 170H241V169H238ZM243 170H245V169H243ZM260 170H259V172H260ZM4 171H5V170H4ZM8 171H9V170H8ZM35 171H36V170H35ZM35 171H34L33 173H35ZM41 171H42V173H43V171H45V170H41ZM68 171H69V170H68ZM72 171H73V170H72ZM102 171H103V170H102ZM110 171H109V173H110ZM122 171H124V170H122ZM122 171H121V172H122ZM125 171H124V172H125ZM135 171L137 172V171H139V169H137V170H135ZM140 171H141V168H140ZM140 171H139V172H140ZM155 171H156V170H155ZM168 171H169V173H170V169H169ZM178 171H179V170H178ZM180 171H181V170H180ZM198 171H199V170H198ZM203 171H204V170H203ZM217 171H218V169H217ZM219 171H218V172H219ZM221 171H222V170H221ZM226 171H225V172H226ZM241 171H242V170H241ZM256 171H257V170H256ZM263 171H264V170H263ZM5 172H7V171H5ZM9 172H10V171H9ZM9 172H8V173H9ZM17 172H18V171H17ZM23 172H24V171H23ZM38 172H36V173H38ZM105 172H107V171H105ZM130 172H131V170H130ZM139 172H138V173H139ZM175 172H176V171H175ZM187 172H188V173H186V174H190V175H191V171H187ZM222 172H223V171H222ZM227 172H228V171H227ZM227 172H226V173H227ZM246 172H247V171H246ZM248 172H249V171H248ZM259 172L256 173V174L258 175V177H261L263 174L259 176ZM15 173H16V171H15ZM19 173H20V171H19ZM19 173H18V174H19ZM33 173H31V175H32ZM58 173H59V172H58ZM58 173H57V174H58ZM77 173H78V172H77ZM89 173H90V171H88V172H83L82 175H83V176H86V175H88ZM122 173H123V172H122ZM125 173H126V172H125ZM134 173H135V172H134ZM146 173H149V172H146ZM146 173L144 172V174H146ZM156 173H157V172H156ZM172 173L174 174L173 169H171V174H172ZM179 173H182V171L179 172ZM194 173H195V172H194ZM198 173H199V172H198ZM205 173L207 174V172L204 171V174H205ZM212 173H213V172H212ZM235 173H236V172H235ZM241 173H242V172H241ZM241 173H240V171H239V174H241ZM251 173H252V172H251ZM253 173L255 174V172H253ZM262 173H263V172H262ZM1 174H2V173H1V171H0V175H1ZM3 174H4V173H3ZM12 174H14V173L12 172ZM38 174H39V173H38ZM57 174H54V175H57ZM70 174H71V173H70ZM72 174H73V172H72ZM94 174H95V173H94ZM101 174H102V172H101ZM106 174H107V173H106ZM130 174H132L130 179H133V178H132V176H133V172L130 173ZM141 174H143V172H142ZM141 174H139V176H142ZM144 174H143V175H144ZM153 174H155V173H153ZM153 174H152V175H153ZM196 174H197V173H195V175H196ZM200 174H201V173H200ZM204 174H203V175H204ZM206 174H205V175H206ZM216 174H217V173H216ZM220 174H221V173H220ZM224 174H225V173H224ZM229 174H230V173H229ZM229 174L224 176V177H228L227 180H229V179L231 178V177L229 176ZM239 174H238V175H239ZM243 174L245 175V173H243ZM5 175H6V174H5ZM25 175H26V174H25ZM78 175H79V174H78ZM82 175H80V176H82ZM103 175H105V174H103ZM124 175H125V174L123 173L122 176H124ZM126 175H127V174H126ZM126 175H125V176H126ZM136 175H137V174H136ZM147 175L149 176V174H147ZM159 175H160V174H159ZM169 175H170V174H169ZM174 175H175V174H174ZM180 175H181V174H180ZM182 175L184 176V174H182ZM203 175L201 174V176H203ZM212 175H213V174H212ZM212 175H211V176H212ZM217 175H218V174H217ZM230 175H231V174H230ZM246 175H248V177H249L250 174H249V173H248V174L246 173ZM3 176H4V175H3ZM6 176H7V175H6ZM13 176H15V175H13ZM34 176H35V175H34ZM49 176H50V175H49ZM61 176H62V175H61ZM80 176H79V177H80ZM105 176H107V175H105ZM111 176L113 177L114 174L111 175ZM125 176H124V177H125ZM128 176L130 177L129 172H128ZM128 176H127L126 178H129ZM134 176H135V175H134ZM145 176H146V175H145ZM145 176H144L143 178H145ZM177 176H178V175H177ZM188 176H189V175H188ZM191 176H193V175H191ZM242 176H243V175H242ZM254 176H255V175H254ZM10 177H11V176H10ZM19 177H22V175H21V176L19 175ZM26 177H27V176H26ZM39 177H40V176H39ZM91 177H92V176H91ZM100 177H101V175H100ZM150 177H151V176H150ZM152 177H153V176H152ZM167 177H168V178H172V177H169L168 175H167ZM175 177H176V176H175ZM179 177H180V176H179ZM240 177H241V176H240ZM248 177H246V178H248ZM14 178H15V177H14ZM17 178H18V177H17ZM32 178H33V175H32ZM32 178H31V180H32ZM35 178H36V177H35ZM42 178H43V177H42ZM103 178H104V176H103ZM121 178L123 179V177L120 176V178L117 179L116 181H117V182H120V181L122 180ZM126 178H125V179H126ZM134 178H135V177H134ZM157 178H158V177H157ZM159 178H160V177H159ZM164 178H165V177H164ZM173 178H174V176H173ZM181 178H182V177H181ZM181 178H180V179H181ZM184 178H185V176H184ZM194 178H195V177H194ZM194 178H193V179H194ZM200 178H202V177H200ZM204 178L206 179V177H204ZM207 178H208V177H207ZM214 178H215V177H214ZM214 178H213V179H214ZM217 178H218V177H217ZM250 178H251V176H250ZM250 178H249V179H250ZM0 179H1V181H2V179H4V177H2V178H0ZM5 179H6V178H5ZM5 179H4V181H5ZM9 179H10V178H9ZM15 179H16V178H15ZM15 179H14V180H15ZM18 179H19V178H18ZM23 179H24V178H23ZM45 179H46V178H45ZM48 179H49V178H48ZM50 179H51V178H50ZM50 179H49V181H50ZM95 179H96V177H95ZM108 179H109V178H108ZM110 179H111V177H110ZM136 179L138 180L139 178H136ZM145 179H146V178H145ZM153 179H154V178H153ZM189 179H190V178H189ZM196 179H197V178H196ZM198 179H199V174H198ZM219 179H224V178L221 177V175H220V178H219ZM253 179H254V178H253ZM260 179H261V178H260ZM260 179L258 178V180H260ZM6 180H7V179H6ZM29 180H30V179H28V180H26V181H29ZM54 180H55V178H54ZM81 180H82V178H81ZM88 180H89V183H90V178L87 179L86 181H88ZM112 180H113V179H112ZM112 180H111V182L113 183ZM118 180H120V181H118ZM151 180H152V178H151ZM165 180H166V179H165ZM165 180H164V181H165ZM182 180H184V179H182ZM186 180H187V179L185 178L184 181H186ZM194 180H195V179H194ZM244 180H245V179H244ZM263 180H264V176H263ZM18 181H21V180H17V183H18ZM34 181H35V179H34ZM60 181H61V180H60ZM107 181H110V180H107ZM116 181H115V182H116ZM123 181L128 182V179H126V180H122L121 182H123ZM130 181H131V180H130ZM133 181H136V180L134 179ZM149 181H150V180L148 179V182H149ZM152 181H153V180H152ZM169 181H171V180H169ZM179 181H180V180H179ZM189 181H190V180H189ZM191 181H193V180H191ZM251 181H254V180L251 179ZM7 182H8V184H7ZM7 182H6V184H7V185H10L9 181H7ZM73 182H74V181H72V183H73ZM115 182H114V183H115ZM121 182H120V183H121ZM142 182H143V181H142ZM146 182H147V181H146ZM148 182H147V183H148ZM167 182H168V181H167ZM181 182H182V181H181ZM196 182H197V181H196ZM201 182H203V181L201 180ZM201 182H200V183H201ZM204 182H205V181H204ZM207 182H208V181H207ZM239 182L241 183V181H239ZM244 182H245V181H244ZM246 182H248V181L246 180ZM246 182H245V183H246ZM255 182H256V181H255ZM262 182H263V181H262ZM262 182H261V183H262ZM4 183H5V182H3V184H4ZM23 183H24V182H23ZM85 183H86V182H85ZM92 183H96V185H93L94 187H95V186L102 187V186H100V185H97V182H93V181H92ZM104 183L106 184V182H104ZM112 183H111V184H112ZM114 183H113V184H114ZM133 183H134V182H133ZM178 183H179V182H178ZM182 183H183V182H182ZM194 183H195V182H194ZM249 183H250V180H249ZM249 183H248V184L246 183L245 185H247V186L249 185L248 187L254 185V184L251 185L252 182H251L250 184H249ZM256 183H259V185H260V182H259V181L256 182ZM256 183H255V185H256ZM19 184H20V183H19ZM51 184H52V183H51ZM117 184H118V183H117ZM127 184L130 185V182L127 183ZM144 184H145L144 186H149V185H150V184H147V185H146V183H144ZM171 184H172V183H171ZM189 184H190V183H189ZM202 184H203V183H202ZM214 184H215V182H214ZM226 184H227V183H226ZM229 184H230V183H229ZM241 184L243 185L244 183H241ZM52 185H53V184H52ZM67 185H68V184H67ZM72 185H73V184H72ZM79 185H80V184H79ZM90 185H91V183H90ZM102 185H103V184H102ZM106 185H107V184H106ZM118 185H119V184H118ZM125 185H126V183H125ZM125 185H124V186H125ZM142 185H143V184H142ZM165 185H166V184H165ZM169 185H170V184H169ZM169 185H168V188L171 187V186L169 187ZM172 185H174V184H172ZM230 185H231V184H230ZM230 185H229V186H230ZM235 185H236V184H235ZM242 185L239 184V186H241V187H242ZM245 185H243V189H245V188H244ZM255 185H254V186H255ZM259 185L256 186V187H257V189L260 190L261 188H258ZM0 186H1V185H0ZM13 186H14V185H13ZM20 186H21V185H20ZM56 186H58V185H56ZM56 186H55V187H56ZM60 186H61V185H60ZM69 186H70V184H69ZM86 186H87V185H86ZM119 186H120V185H119ZM144 186H135L136 189H135V190L131 189V190H133V191H137V190H139V191H144V190H142V188H143ZM154 186H155V184H153V186H152L151 189H153ZM175 186H176V185H175ZM175 186H172L173 189H175V188H174ZM177 186H178V185H177ZM186 186H187V185H182V186L180 185V186H179V187H181L180 190H182V193H181L180 191H177V192L175 193L177 199H178V197H179V196H177V195H179V193H180V194H183L184 191H186V189L188 190V188H186V189H184V191H183L182 187H186ZM201 186H202V185H201ZM218 186H219V185H218ZM224 186H226V185L224 184ZM232 186H233V185H232ZM232 186H231V187H232ZM247 186H246V187H247ZM262 186H264L263 183H262ZM17 187H18V186H17ZM17 187H16V188H17ZM87 187H88V186H87ZM113 187H115V185H114ZM116 187H117V186H116ZM122 187H123V186H122ZM132 187H133V185H132ZM187 187H189V186H187ZM222 187H223V185H222ZM256 187H255V188H256ZM260 187H261V185H260ZM0 188H1V187H0ZM11 188H12V187H11ZM96 188H97V187H96ZM96 188H91V189H89V190L86 189V190H88V193L85 194V195H77V196H76V195H71V196H73V199H71L72 201L70 200V203H69V204H66V205H67L66 208H61V207L58 205V203H54V204H52L51 207L55 209V211H56V215H55V216H52V215L47 214V217H46V218H47L48 220H51V221H49V222H47V223H45V224H43V223H41V222H39V221H36V220H35V216H36V215L34 216L33 214L30 213V214H27V215L25 216V217H26V221L28 222L27 224L22 225V224H21V221H22V220H21V221L19 222V224L16 225V228H14V229L10 228L11 230L8 231V232H7V231H4V232L0 231V264H10L11 261H12V263H14V264H31V256H32V250H33V247H34L37 243H39L40 240H41L46 234H51V235L56 236V237H58V238H60V237H64V238H66V239H68V238H75L77 242H80V245H82V244H84V243H85V244H86V243H87V244H88V243L90 244V245H84V247H82L83 249L81 248V249L79 250L80 253H78L77 255L74 256V264H87V263H89V260H90L89 258H91V260L96 261L95 259H98V257H96V258H94V259H92V257H95V256L99 255L98 253L103 252L102 250L104 249V248H103L104 246L109 248L110 245H111V247L108 249V251H107V249L105 248L107 253H106V255L103 253L104 255L101 256V257H108V256H109L110 258H112L113 256H115V258H116L117 256L115 255V253H118V252H119L118 254H120V252H122L121 249H120L121 247H122V248H124V247L127 248V249H124V250H126V251L128 250V247H129V251H130V250L134 247V246H133L134 244H133V245H126L129 241H128V242H124V240H125L124 238H125V237H123V239H124L123 242L125 243L126 246H121L120 248L116 247V248H118V249H115V248H114V246H115V245H114V234H115V232H112V231H111L112 234L109 236L108 233H107V236L105 235V237H101V236L99 237L98 235H94V234H97V233H94V234H93L92 231L97 227V223H100V222H101V223H102V222H106V221H108V219H110L109 222L113 221V223H115V221H114V217H115L114 214H116L117 211H116V209H115L116 212L114 211V207H115V206H114V201L116 200V198H115L114 196H115V195L117 196V194H118L117 192H121V190H120V191L116 190L117 192L114 194L113 197L110 198V196H108V197H106V198L104 197V199H103V197L100 198L99 196H101V195L98 196V194H97V197H99V198L96 197V193L98 192V190H97ZM102 188L104 189L105 186L102 187ZM120 188H121V187H120ZM126 188H127V186L125 187V189H126ZM164 188H165V187H164ZM233 188H234V187H233ZM233 188H231V189L233 190ZM253 188H254V187H253ZM262 188H263V187H262ZM2 189L4 190V187L1 188V190H2ZM13 189H14V187H13ZM21 189H22V188H21ZM99 189H100V188H99ZM116 189H119V187L116 188ZM121 189H122V188H121ZM127 189H128V188H127ZM226 189H227V186H226ZM239 189H240V187H239ZM246 189H247V188H246ZM22 190H23V189H22ZM41 190H42V189H41ZM84 190H85V189H84ZM105 190H106V189H105ZM122 190H123V189H122ZM167 190L170 191V189H167ZM171 190H172V188H171ZM232 190H231V191H232ZM234 190H235V189H234ZM240 190H241V192H242V189H240ZM240 190H239V191H240ZM253 190H254V189H253ZM58 191H59V190H58ZM62 191H63V190H62ZM79 191H80V190H79ZM79 191H78V192H79ZM100 191H102V190H100ZM188 191L191 192V190H188ZM212 191H213V190H212ZM225 191H226V190H225ZM235 191H236V190H235ZM257 191H258V190H257ZM261 191L264 192V190H261ZM261 191H260V192H261ZM5 192H6V191H5ZM5 192H3V193H5ZM39 192H40V191H39ZM55 192H56V191H55ZM69 192H70V191H69ZM102 192H103V191H102ZM107 192L109 193V190H107L106 193H107ZM112 192H113V190H112ZM112 192H111V193H112ZM128 192H130V190H128ZM167 192H168V191H167ZM190 192H189V193H190ZM233 192H234V191H233ZM245 192H247V190H246ZM258 192H259V191H258ZM258 192H255V190H254L253 192L250 193V195H251L252 193H253V194L256 193V195H257V197H258V196H259V195H258ZM15 193H16V192H15ZM15 193H13V194H15ZM22 193H23V192H22ZM57 193H58V192H57ZM79 193H80V192H79ZM100 193H101V192H100ZM108 193H107V194H108ZM123 193H124V190L121 192V195H122V196H123ZM125 193H127V191H126ZM130 193H131V192H130ZM130 193H129V194H130ZM137 193H138V192H137ZM168 193H169V192H168ZM234 193H235V192H234ZM40 194H41V193H40ZM53 194H54V193H53ZM70 194H71V193H70ZM101 194H102V193H101ZM119 194H120V193H119ZM127 194H128V193H127ZM132 194H134L133 196L138 195V194H135V192H134V193L132 192ZM132 194H131V195H132ZM165 194H167V193H165ZM187 194H188V193H187ZM190 194H191V196H192V192H191ZM235 194H236V193H235ZM235 194H234V195H235ZM238 194H239V192H238ZM247 194H248L247 196H249V193H247ZM5 195H6V194H5ZM17 195H18V194H17ZM33 195H34V194H33ZM168 195H169V194H168ZM202 195H203V193H202ZM256 195H254V197H253V195H251V196H252V198L254 199V198H257ZM102 196H103V195H102ZM104 196H105V193H104ZM129 196H130V195H129ZM129 196H127V198H128ZM138 196L141 198V195H138ZM182 196L184 197V196H186V195H182ZM182 196H180V197H182ZM244 196H245V195H244ZM261 196H262V195H261ZM117 197L120 198L121 196H120V197L117 196ZM139 197H138V198H139ZM166 197H168V196L166 195ZM180 197H179V198H180ZM53 198H54V197H53ZM55 198H56V197H55ZM58 198H60V197H58ZM58 198H57V199H58ZM66 198H67V197H66ZM121 198L124 199V196L121 197ZM135 198H136V197H135ZM135 198H134V199H135ZM173 198H175V197H174V196H173V197L171 196V198L168 197V201H169V199H170V201H171V199L173 200V202H170L171 204L174 203V199H173ZM176 198H175V199H176ZM188 198H189V197H188ZM193 198H194V197H193ZM244 198H245V197H244ZM247 198H248V197H247ZM249 198H251V197H249ZM259 198H260V197H259ZM69 199H70V198H69ZM123 199H120V200L123 201ZM129 199H130V198H128V200H129ZM131 199H132V197H131ZM131 199H130V200H131ZM134 199H133V201L131 200L133 203H134V201L136 200V199H135V200H134ZM142 199H143V196H142ZM186 199H187V198H186ZM189 199H190V198H189ZM189 199H187V200H189ZM236 199H237V198H236ZM263 199H264V198H263ZM263 199L261 198V200H263ZM1 200H2V199H1ZM5 200H6V199H5ZM117 200H118V199H117ZM117 200H116L115 202H117ZM128 200H127V201H128ZM130 200H129V201H130ZM137 200H138V199H137ZM140 200H141V199H140ZM140 200H138L139 203H140ZM179 200H182V199H179ZM179 200H178V201H179ZM238 200H239V199H238ZM238 200H237V201H238ZM242 200H243V199H242ZM254 200H255V199H254ZM254 200H253V201H254ZM261 200H260V202H261ZM7 201H8V200H7ZM18 201H19V200H18ZM61 201H62V200H61ZM64 201H66V200H64ZM64 201H62V202H64ZM124 201L126 202V200H124ZM131 201H130V202H131ZM168 201H167V202H168ZM247 201H248V199H247ZM257 201H259L258 198H257ZM57 202L60 203V201H57ZM66 202H67V201H66ZM68 202H69V201H68ZM125 202H124V203H125ZM132 202H131V204H132ZM182 202H184V200H182ZM182 202H180L179 204H178V203H175V204H176V205H180V206H182V205H183ZM263 202H264V201H262L261 203H263ZM3 203H4V202H3ZM119 203H120V210L118 211V214L120 213L121 210H123L122 208H125V207H124L125 205H124L123 203L121 204L120 201H119ZM119 203H117V204L119 205ZM135 203H137V201H136ZM168 203H169V202H168ZM202 203H203V202H202ZM240 203H241V202H240ZM240 203H239V204H240ZM250 203H251V205L253 204L252 202H250ZM5 204H6V203H5ZM5 204H4V205H5ZM7 204H8V203H7ZM20 204H21V203H20ZM104 204H108L109 206H107V208H106V206H105ZM117 204H116V205H117ZM126 204H127V206H128V202H126ZM131 204H130V206L132 207V208H131L132 210H133V207H135V208L137 207V205L135 206V205H133V204L131 205ZM171 204H170V205H171ZM228 204H229V203H228ZM239 204L237 205V207L239 206ZM241 204H242V205H240L239 208H241V206H244L243 203H241ZM244 204H245V202H244ZM256 204H257V203H256ZM4 205H3V207H4ZM36 205L39 206V204H36ZM36 205H35V206H36ZM118 205H117V206H118ZM121 205L123 206L122 208H121ZM230 205H231V204H230ZM230 205H229V206H230ZM245 205H246V206H248V205L250 206V204L247 205V203H246ZM253 205H255V204H253ZM253 205H252V207H253ZM258 205L260 206L261 204L258 203L257 206H258ZM262 205H263V204H262ZM16 206H18V205H16ZM63 206H64V205H63ZM78 206H80L81 209L78 210V209H77V208H79ZM104 206H105V207H104ZM130 206H128V208H129ZM142 206H143V204H142ZM174 206H175V205H174ZM198 206H199V205H198ZM255 206H256V205H255ZM5 207H8V206H5ZM42 207H43V205H42ZM140 207H141V206H140ZM188 207H189V205H188ZM233 207H234V206H233ZM262 207H264V205H263ZM116 208H117V207H116ZM128 208H127V209H128ZM143 208L145 209L144 206H143ZM148 208H149V207H147V209H148ZM155 208H156V207H155ZM159 208H160V207H158L157 209H159ZM195 208H196V207H195ZM228 208H229V207H228ZM246 208H247V207H246ZM246 208H244L245 211L248 210V209L246 210ZM250 208H251V207H250ZM250 208H249V209H250ZM256 208H257V207H256ZM20 209H21V208H19V210H20ZM45 209H46V208H45ZM67 209H69V210H76V209H77V211L81 214V216H82V215H83V216L85 215V221H87V222H84V224H83L84 229H85V230H83V228H82V231H83V232L80 231V233H78L76 230H71V228H70L69 226H61V225L59 224V221H60V220H61L62 223H65V222L67 221V218H68V217L71 218V215L69 216V214H68L70 211L67 212V215H66V216H64V214L62 213V214H63L62 216L60 215L59 218L57 217V213H58L59 210L61 211V210H67ZM118 209H119V207H118ZM118 209H117V210H118ZM129 209H130V208H129ZM136 209H137V208H136ZM147 209H146V210H147ZM160 209H161V208H160ZM173 209L175 210V209H176V206L173 207ZM181 209H182V208H181ZM183 209H184V208H183ZM244 209H243V210H244ZM252 209H253V208H252ZM258 209H259V208H258ZM6 210H7V209H6ZM35 210H39V208L37 207V208H35ZM43 210H44V208H43ZM46 210H47V209H46ZM132 210H131V212H133L135 209H134L133 211H132ZM137 210H138V209H137ZM137 210H136V211H137ZM139 210H140V211H139ZM139 210H138V214H139L140 216H146V217H147V215L151 213V212H150V209H149V212H150V213H148V210H147V211H146V210H141V209H139ZM153 210L156 212V214L159 213V212L157 213V211H156L155 209H153ZM171 210H172V209H171ZM171 210H170V211H171ZM185 210H186V209H185ZM185 210H184V212L186 213ZM214 210H216V208H215ZM220 210H221V209H220ZM232 210H233V209H232ZM127 211H128V210H127ZM160 211H161V210H160ZM180 211L183 212L182 210H180ZM188 211H189V210H188ZM241 211H242V210H240L238 213H239V214H240V213H243V211H242V212H241ZM250 211H251V210H250ZM252 211H253V210H252ZM256 211H257V214H258L259 211H258V210H256ZM29 212H30V211H29ZM39 212H40V211H39ZM47 212H48V211H47ZM65 212H66V211H65ZM75 212H76V211H74V214H76ZM114 212H115V213H114ZM129 212H130V211H128V213H129ZM139 212H140V213H139ZM167 212H168V210H167ZM192 212H193V210L190 211V213H192ZM227 212H228V211H227ZM229 212H230V209H229ZM247 212H248V211H247ZM262 212H264V208H263V210L261 209V212H260V213H262ZM45 213H46V212H45ZM50 213H51V211H50ZM133 213L135 214V212H133ZM136 213H137V212H136ZM160 213H161V214H160ZM160 213H159V215H163V213H164L163 209H162V212H160ZM175 213H176V212H175ZM244 213H245V212H244ZM244 213H243V214H244ZM252 213H253V212H252ZM8 214H9V213H8ZM17 214H18V213H17ZM38 214H39V213H38ZM43 214H44V213H43ZM51 214H52V213H51ZM54 214H55V213H54ZM71 214H73V213H71ZM74 214H73L72 217H74ZM173 214H174V213H173ZM177 214H179V213L177 212ZM177 214H176V215H177ZM182 214H183V213H181V215H182ZM199 214H200V213H199ZM215 214H216V213H215ZM233 214H234V213H233ZM248 214H249V213H248ZM14 215H15V214H13V216H14ZM121 215H123V214H120V217H121ZM130 215H131V214H130ZM135 215H136V214H135ZM152 215H153V211H152ZM152 215H151V218H152ZM164 215H165V214H164ZM167 215H168V213H167ZM169 215L171 216V214H169ZM176 215H174V216H176ZM179 215H180V214H179ZM200 215H201V214H200ZM228 215H229V214H228ZM237 215H238V214H237ZM237 215H236V212H235V215H234V216L236 217ZM253 215H255L256 218L254 219V216H253V220L251 219L252 221L256 220L257 217H258V216L256 215V213L253 214ZM67 216H68V217H67ZM75 216H76V219H78V218H77L78 216H77V215H75ZM116 216H119V215L116 214ZM128 216H129V215H123V216L121 217V219L119 218V220H120L119 222H120L122 225H121L120 223H115L114 226H116V224H117V225L120 224V226H122V227H126V230H131V228L133 229V227H135V226L137 227V225H138L140 222H139L138 220H136V218H138L139 216H138V217H135V216L133 215V216L135 217V220H136V221H134L133 223H132L133 219L131 220V218L128 217ZM136 216H137V215H136ZM155 216H156V215H155ZM165 216H166V215H165ZM185 216H186V215H185ZM191 216H192V215H191ZM243 216L245 217L246 215H241V217H242L241 219H244ZM251 216H252V214H251ZM260 216L262 217V214H260ZM260 216L258 217V219L261 218ZM2 217H3V216H2ZM9 217H10V216H9ZM22 217H23V216H22ZM38 217H39V215H38ZM159 217H161V216H159ZM162 217H163V216H162ZM162 217H161V218H162ZM167 217H168V216H167ZM172 217H173V216H172ZM176 217H177V219L179 218V221H178V222H179V226H180V224H182V223H180V217H181V216H180V217L176 216ZM187 217H190V216L187 215ZM239 217H240V215H239ZM239 217H238V219H237V218H236V219L239 220ZM248 217H250V215H247V217H246L247 220H248ZM11 218H12V217H11ZM56 218H58V220H56ZM70 218H69L68 220H70ZM115 218H118V217H115ZM148 218H150V215H149ZM151 218H150V219H151ZM153 218L155 219L154 216H153ZM156 218H158V217H156ZM161 218H160V219H161ZM165 218H166V217L163 218L164 221H166ZM170 218H171V217H170ZM173 218H174V217H173ZM181 218H182V217H181ZM193 218H194V217H193ZM0 219H1V218H0ZM17 219H18V218H17ZM53 219H54V220H53ZM76 219H75V220H76ZM83 219H84V217H83ZM83 219H82V220H83ZM138 219H139V218H138ZM168 219H169V217H168ZM171 219H172V218H171ZM189 219H192V218H189ZM194 219H195V218H194ZM241 219H240V222H241L242 224L245 223V222L247 223V221L242 222ZM246 219H245V220H246ZM258 219H257V220H258ZM262 219H264V218H262ZM262 219H260V220H262ZM9 220H10V219H9ZM23 220H25V219H23ZM71 220H74V219H71ZM79 220H80V219H79ZM172 220H173V219H172ZM181 220H182V219H181ZM185 220L187 221L186 217H185ZM227 220H228V219H227ZM230 220H231V219H230ZM234 220H235V218H234ZM251 220H248V221L250 222ZM140 221H141V219H140ZM151 221H154V220L151 219L150 222H151ZM168 221H170V220H168ZM176 221H177V220H176ZM197 221H198V220H197ZM68 222H69V221H68ZM68 222H67V224H68ZM73 222H75V221H73ZM73 222H71V223H73ZM116 222H118L117 219H116ZM142 222H143V221H142ZM150 222H149V223H150ZM171 222H172V221H171ZM181 222H182V221H181ZM227 222H228V221H227ZM235 222H237V221H235ZM240 222H239V224H240ZM259 222H260V221L258 220V224H259ZM1 223H2V222H1ZM82 223H83V222H82ZM101 223H100V225H101ZM143 223L145 224V223H147V222L144 221ZM151 223H152V222H151ZM155 223L161 225V224H163V220H162V223L156 222V220H155ZM164 223H165V222H164ZM168 223H169V222H168ZM173 223H174V222H173ZM183 223H184V222H183ZM195 223H196V222H195ZM229 223H231V222H229ZM250 223H251V224H249V225H252L253 222H250ZM256 223H257V222H256ZM256 223H255V224H256ZM263 223H264V222H263ZM105 224H106V223H105ZM111 224H112V223H111ZM111 224H109V225L107 224V225H108V228H109V226H110ZM165 224H166V223H165ZM185 224H186V227H187V224H190V223H187V222H186ZM193 224H194V223H193ZM193 224H191V225H193ZM197 224H198V223H197ZM197 224H196V225H197ZM234 224H235V223H234ZM234 224L232 223V224H230V225L232 226V225H234ZM247 224H248V223H247ZM255 224H254V225H255ZM10 225H12V224H10ZM74 225H75V224H74ZM139 225H140V224H139ZM139 225H138V226H139ZM152 225L154 226L155 224H152ZM152 225H151V226H152ZM174 225H175V224H174ZM182 225H183V224H182ZM182 225H181V226H182ZM226 225L228 226V230H229V225H228V224H226ZM243 225L245 226V224H243ZM254 225H253V226H254ZM263 225H264V224H263ZM263 225L261 224L260 226H263ZM8 226H9V225H8ZM71 226H72V225H71ZM76 226H77V225H76ZM81 226H82V225H81ZM102 226H103V225H102ZM112 226H113V224H112ZM112 226H110V228H112ZM120 226H119V227H120ZM140 226H141V225H140ZM142 226H143V224H142ZM167 226H168V224H167ZM181 226H180V227H181ZM184 226H185V225H184ZM193 226H194V225H193ZM208 226H209V225H208ZM208 226H207V227H208ZM240 226H241V225H240ZM257 226H258V225H257ZM257 226H256L255 230H256V229L259 230L258 227H260V226H258V227H257ZM103 227L105 228V230L107 229V226H103ZM122 227H120V228L123 230ZM145 227H146V225H145ZM148 227H149V226H148ZM157 227H158V225H157ZM161 227H162V225L160 226V228H161ZM165 227H166V226H165ZM172 227L175 228V226H172ZM199 227H200V225H199ZM207 227H206V228H207ZM263 227H264V226H263ZM97 228H98V227H97ZM97 228H96V229H97ZM104 228H102V227L100 228V229H102V232H103V229H104ZM110 228H109V229H110ZM153 228H154V229L151 230V227H150V231H151V232H150L149 230H143L144 232L147 231L146 234H144V232H141L142 229L139 230V231H136V230H137V229H136V230H135L136 232H133V231H132V232L134 233V236H135L136 239H137L136 241L138 242V240L140 241V239H145V238H146L148 235H150L151 233L155 234V237L157 236V238L159 237L158 235H160L161 238H160V237H159V238L162 239L161 234L163 235V230L155 229L156 226H154ZM168 228H169V227H168ZM168 228H167V229H168ZM176 228H177V225H176ZM181 228H182V227H181ZM181 228H179V230H176V229H175V230H176V231H180ZM184 228H185V227H184ZM190 228H191V227H190ZM194 228H195V227H194ZM233 228H234L235 230H236V228H239V229H237L238 231L241 229L240 227H237V226H236V227H233ZM233 228H230V229H233ZM246 228H247L248 230H251V232H252V230H254V227L251 228V229H249L250 226L248 227V225H247ZM5 229H7V228H5ZM74 229H76V228H74ZM77 229H78V227H77ZM98 229H99V228H98ZM116 229H117V228H115L114 230H116ZM144 229H146V228H144ZM147 229H148V228H147ZM170 229H171V228H170ZM195 229H196V228H195ZM197 229H198V227H197ZM212 229H214V228H212ZM212 229H211L210 231H212ZM217 229H218V228H217ZM217 229H216V231H218ZM79 230H81V229H78V231H79ZM112 230H113V229H112ZM122 230H121V231H122ZM172 230H173V232H174V229H172ZM183 230H184V229L182 228V230H181V232H179V234L182 233ZM185 230L188 231L189 229L187 230V228H186ZM185 230H184L183 233L186 232ZM201 230H202V229H201ZM220 230H221V229H220ZM237 230H236V231H232V230H231L232 232L230 233V235H232L233 232H236V233H235L236 236L234 235V236H235V239H236V237H237V233L239 234V232H241V231L243 232L245 229H242V230H240L239 232H237ZM255 230H254V231H255ZM257 230L255 231V233H257ZM263 230H264V228H263ZM72 231H74V233H73ZM100 231H101V230H100ZM100 231H99V232H100ZM116 231H117V230H116ZM168 231H169V229H168ZM245 231H246V230H245ZM259 231L262 232V230H259ZM104 232H105V231H104ZM149 232H150V233H149ZM213 232L215 233L214 230H213ZM242 232H241V233H242ZM77 233H78V234H77ZM164 233H166V230H164ZM183 233H182V234H183ZM188 233H190V232H188ZM214 233L212 234L211 232H209V230H208V231H204V232H203V230H202V231H199L198 233L195 234V237L193 236V237H194L193 240H192V238H191L192 235H191L190 237H188L190 241L192 240L191 242L186 241V240L183 239V238L186 239V237L189 236V234H187L186 237H183V238H182L184 241L181 240V241L184 242V243L182 244V242H179V243L182 244L180 247H181V249H182V247L185 248V251H184L185 253H186V249H188V250L191 252V255H193V256L196 255V254H203V255L206 257V260H205V261H206V264H207V263H209V264H227V263H229V262H227V261H229L230 259H233V262H234V261L236 262V259H237V258H235V260H234V258H233V256H235V254H234L233 252H232V254H231V251H232V248H233V247H232L231 250H230L229 258H230L231 255H233V256H232L229 260H228L227 258H224V255H223L224 251H223V250L226 249L227 247H230V246L234 245V246L237 247V248H236L237 250L234 251V252L237 253L239 249H240V250H241V249L244 250L243 248H245V246H246L247 243L244 244V245H245V246H244V245L242 244V243H244V240H242L243 242L240 241V243L242 242L241 245L244 246V247L242 248V247L240 246V244L238 243L239 241H238V242L235 241L236 243L239 244L238 246H240V247L238 248V246H237L235 243H232L231 241H230L229 244H228L227 239H224L223 241L217 240L218 238L214 239V237H213ZM218 233H219V231L217 232V234H218ZM224 233H226V232H224ZM241 233H240V234H241ZM247 233H248V232H247ZM255 233L253 232V234H255ZM105 234H106V232H105ZM118 234H120V233H118ZM118 234H117V235H118ZM166 234H168V232H167ZM171 234H172V233H171ZM179 234H178V235H179ZM191 234H192V233H191ZM217 234H216V235H217ZM242 234H243V233H242ZM242 234H241V236H242ZM244 234H245V233H244ZM263 234H264V232H263ZM263 234H262V238H260V239H262V242L264 241V240H263V236H264ZM151 235H152V234H151ZM151 235H150L149 237H153V236H154V235H153V236H151ZM174 235H176V234H174ZM180 235H181V234H180ZM180 235H179V236H180ZM216 235H215V236H216ZM225 235H226V234H225ZM250 235L253 236L251 233H250ZM258 235L261 237L260 233H259ZM258 235H257V236H258ZM96 236H98L99 238L96 237ZM102 236H103V235H102ZM115 236H116V235H115ZM122 236H123V235H122ZM126 236H127V234H126ZM168 236L171 237V235H169V234H168ZM176 236H177V235H176ZM183 236H184V235H183ZM217 236H218V235H217ZM222 236H223V238H226V237H228L229 235L226 236V237H225L224 235H222ZM244 236L246 237L247 235H243L242 237H244ZM257 236L254 235V237L258 238L259 236H258V237H257ZM116 237H117V236H116ZM116 237H115V239H116ZM119 237H120V236H119ZM135 237H134L133 239H135ZM164 237H166V236L164 235L163 238H164ZM172 237H174V236H172ZM180 237H181V236H180ZM232 237H233V236H232ZM248 237H249V235L247 236V238H248ZM254 237H253V239L256 240V238H254ZM94 238H95V239H94ZM153 238H154V237H153ZM159 238H158V239H159ZM178 238H179V237H178ZM219 238H220V237H219ZM223 238H222V239H223ZM228 238H229V237H228ZM230 238H231V237H230ZM247 238H245V239H247ZM119 239H120V238H119ZM119 239H117V240L119 241ZM133 239H132V240H133ZM146 239H147V238H146ZM146 239L144 240V242L147 241V240L149 241V238H148L147 240H146ZM151 239H152V238H151ZM175 239H176V238H174V240H175ZM180 239H181V238H180ZM222 239H221V240H222ZM232 239H234V238H232ZM235 239H234V240H235ZM57 240H58V239H57ZM62 240H63V239H62ZM91 240H92V241H91ZM130 240H131V239H130ZM155 240H157V239H155ZM155 240H152V241H155ZM162 240H163V239H162ZM162 240H161V241H162ZM164 240L167 241V238H166V239L164 238ZM164 240H163V241H164ZM170 240H172V239L170 238ZM177 240H178V239H177ZM236 240H238V238H237ZM251 240H252V239H251ZM251 240L248 238L247 242H248V241H251ZM255 240H254V242H252V241H253V240H252V241H251L252 243H249V242H248V244H252V245H253V243H256V241H258L259 238H258V240H256V241H255ZM89 241H90V242H89ZM118 241H117V242H118ZM148 241H147V244H148ZM152 241H151L149 244H151ZM161 241H160V242H161ZM163 241H162V242H163ZM166 241H164V242H166ZM178 241H179V240H178ZM178 241H177L176 243H178ZM133 242H134V240H133ZM133 242H131V243H133ZM137 242H136V243H137ZM140 242H141V241H140ZM160 242H159V243H160ZM170 242H171V241H170ZM259 242H261V240H260ZM262 242H261V244H262ZM142 243H143V241H142ZM230 243H231V244H230ZM128 244H130V243H128ZM139 244H140L139 246H138V244H137V245L135 244V245L139 248V247H141V243H139ZM153 244H154V246H155V243H153ZM153 244H151V245L153 246ZM248 244H247V245H248ZM256 244H257V243H256ZM119 245H120V244H119ZM119 245H118V246H119ZM121 245H122V242H121ZM123 245H124V244H123ZM144 245H146V243H144L143 246H142L143 248H146V247H144ZM157 245H159V244H157ZM161 245L163 246V243H161ZM166 245H167V242H166ZM166 245H164V249H165V250L167 251V253H168V250H167V249L170 250L171 248H169L168 245H167L168 248L166 249V247H165ZM175 245H177V244H175V242L173 243V241H172L170 247H171V246L173 247V246H175ZM252 245H251V246H252ZM254 245H255V244H254ZM259 245H260V244H259ZM262 245L264 246V244H262ZM262 245H261V246H262ZM132 246H133V247H132ZM146 246H147V245H146ZM149 246H150V245H148V247H149ZM224 246H226V247H224ZM249 246H250V245H249ZM249 246H247V249H248V248H251V246H250V247H249ZM130 247H132V248H130ZM137 247H136V248H137ZM142 247L139 248V249L141 250V252H143V251H142V250H143ZM175 247H178V246H175ZM175 247H173V248H175ZM180 247H178V248H180ZM252 247H256V245H255V246H252ZM257 247H258V246H257ZM150 248H151V247H150ZM153 248H155V247H153ZM147 249H148V248H147ZM151 249H152V248H151ZM155 249H156V248H155ZM155 249H154V250H155ZM161 249H162V253H164V252H163V247H162V248L160 247V250H161ZM175 249H177V248H175ZM181 249H180V250L178 249L179 252L182 251ZM247 249H246V250H247ZM253 249H254V248H253ZM255 249H256V248H255ZM261 249H262V248H261ZM110 250H111V251H110ZM124 250H123V251H124ZM156 250L158 251V246H157V249H156ZM156 250H155V251H156ZM226 250H227V249H226ZM234 250H235V249H234ZM248 250H249V249H248ZM129 251H127L126 253H128ZM134 251H135V249H134ZM173 251H175V250L173 249ZM176 251H177V250H176ZM250 251H252V250H250ZM262 251H263V250H262ZM138 252H139V250H138ZM141 252H139V253H141ZM145 252H146V251H145ZM147 252H148V251H147ZM147 252H146V253H147ZM151 252H152V251H151ZM160 252H161V251H160ZM184 252L182 251V255H183ZM242 252H243V251H242ZM242 252H240V253H242ZM252 252H254V251H252ZM259 252L261 253V251H259ZM124 253H125V252H124ZM124 253H123V254H124ZM126 253H125V254H126ZM139 253H137V256H138ZM143 253H144V252H143ZM149 253H150V251H149ZM149 253H147V254H149ZM152 253H153V252H152ZM167 253L165 252V254H163V255H166V256H164V257H167V255H169V254H167ZM169 253H170V252H169ZM244 253H246V252H244ZM247 253H249L248 256L251 255L250 252L247 251ZM247 253H246V254H247ZM256 253H257V252H256ZM256 253H255L254 255H256ZM129 254H130V253H128V255H129ZM133 254H134V253H133ZM133 254H132V255H133ZM147 254H146V255H147ZM155 254H156V253H154V256H155ZM160 254H161V253H160ZM160 254H158V255H160ZM171 254H173V253H171ZM171 254H170V258L173 257L172 259L174 260V257H175V256H171ZM176 254H178V253H176ZM189 254H190V253H189ZM228 254H229V253H228ZM228 254H227V255H228ZM238 254H239V253H238ZM252 254H253V253H252ZM263 254H264V252H263ZM107 255H108V256H107ZM121 255H122V253H121ZM128 255H127V256H128ZM141 255L143 256L144 254L141 253ZM158 255H157V256H158ZM174 255H175V252H174ZM178 255H181V254L179 253ZM178 255H176V256H178ZM182 255H181V257H183ZM203 255H202V256H203ZM241 255L243 256V254H241ZM241 255H240V254L238 255V259H239V257H240ZM257 255H258V254H257ZM148 256H149V255H148ZM157 256H156L155 258H153V259H157ZM185 256H187V254H186ZM236 256H237V254H236ZM242 256H241V257H242ZM248 256H247V257L244 256V257H246V260H248V259H247ZM122 257H123V256H122ZM128 257L130 258V256H128ZM131 257H133V256H131ZM152 257H153V256H152ZM160 257H161V255H160ZM164 257H163V258H164ZM241 257H240V258H241ZM256 257H257V256H256ZM87 258H88L89 260H88ZM113 258H114V257H113ZM115 258H114V259H115ZM120 258H121V257H120ZM124 258H126V256H125ZM134 258H136V254H135V257H134ZM134 258H133V259H134ZM148 258L150 259V257H148ZM158 258H159V257H158ZM170 258L168 257L167 259L170 260ZM259 258H261V257H259ZM33 259H34V258H33ZM100 259L103 260L102 258H100ZM114 259H111V260H114ZM121 259H122V258H121ZM144 259H145V258H142V257L139 258L140 262L142 261L141 264H152V262H151L150 260H149V262H147V261L145 262V261H143ZM175 259H179V258L176 257ZM182 259H183V258H182ZM182 259H181V260H182ZM191 259H192V258H191ZM199 259H200V257H199ZM202 259H203V258H202ZM241 259L243 260V257H242ZM257 259H258V258H257ZM104 260H106V259H104ZM126 260H127V258H126ZM158 260H159V259H158ZM169 260H168V261H169ZM179 260H180V259H179ZM179 260H178V261H179ZM181 260H180V262H182V261H184V260H185V261H188V259H183L182 261H181ZM252 260H255V259L252 258L251 261H252ZM260 260H261V259H260ZM262 260H264V259H262ZM124 261H125V260H123V262H124ZM135 261H137V258L134 259V262H132V263H135ZM162 261H163V259H162ZM175 261H176V260H175ZM175 261H172V262H175ZM178 261H177V263H178ZM193 261H195V259H193ZM244 261H245V260H244ZM35 262H37V261H35ZM96 262H97V261H96ZM115 262H116V259H115ZM125 262H126V261H125ZM125 262H124V264H125ZM138 262H139V261H138ZM150 262H151V263H150ZM153 262H154V261H153ZM157 262H158L159 264L161 263L160 261H157ZM166 262H167V261H166ZM172 262H168V263H172ZM195 262H196V261H195ZM230 262L232 263V260H231ZM235 262H234V264H235ZM239 262H240V261H239ZM252 262H253V264H255L254 261H252ZM259 262H260V261H259ZM12 263H11V264H12ZM32 263H33V262H32ZM90 263L93 264V261L90 262ZM94 263H95V262H94ZM98 263L101 264V261H99ZM103 263H105V262H103ZM103 263H102V264H103ZM129 263L131 264V262H129ZM155 263H156V262H155ZM182 263H184V262H182ZM182 263H181V264H182ZM196 263H198V264L201 263V264H202V260H201L200 262H198V259H197V262H196ZM203 263L205 264L204 259H203ZM242 263H245V262L242 261ZM247 263H249V261H247ZM262 263H264V261H262ZM262 263H260V264H262ZM106 264H107V263H106ZM118 264H119V263H118ZM153 264H154V263H153ZM161 264H163V263H161ZM164 264H166V263H164ZM172 264H173V263H172ZM175 264H176V263H175ZM186 264H187V263H186ZM193 264H195V263L193 262ZM232 264H233V263H232ZM238 264H239V263H238ZM240 264H241V263H240Z\"/></svg>",
    "mask_w": 264,
    "mask_h": 264
}]
</instances>
